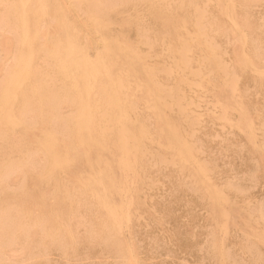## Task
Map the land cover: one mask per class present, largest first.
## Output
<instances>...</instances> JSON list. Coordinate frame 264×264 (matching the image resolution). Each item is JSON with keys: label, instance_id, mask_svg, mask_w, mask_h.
Wrapping results in <instances>:
<instances>
[{"label": "rangeland", "instance_id": "374dc122", "mask_svg": "<svg viewBox=\"0 0 264 264\" xmlns=\"http://www.w3.org/2000/svg\"><path fill=\"white\" fill-rule=\"evenodd\" d=\"M28 1V2H27ZM33 1H35V0H33ZM33 1H31V0H25V2H24V0H0V81H2V83H0V92H1V90H2V88H3V90H2V93L4 92V95L2 94V93H0V96L2 95L3 97L5 96V98H8V96L9 97H14L15 96V98H10V101L11 100H14V99H16L15 101H17V102H20L21 103V101H23V104H24V106H23V104L21 103V104H19V103H15V106H14V103H13V101H9V99L6 101L5 100V98H4V100L6 101L5 103H8V105H9V103H12V107L11 106H8L7 104H4V100H2L1 102H3V104L1 103L0 105H6V107H8L7 109H5L6 107H4V106H2V107H4V109H1L0 108V111H2V110H5V112L3 111V113L1 112V114H3L2 116H1V114H0V119L2 118L3 120L1 121L0 120V139L2 138V141L4 142V143H2V141L0 142L1 144V146H0V149H3V150H1L0 151V161L1 160H3V162H5L4 164H3V162H1L0 163V165L2 164L3 165V167H4V169H3V167L1 166L0 167V173H5L4 175L3 174H0V180H1V182H0V193L4 190V187H5V191H3V193L5 192V194L3 195V193H1L2 195H0V201L2 200L3 201V199H4V202H6V205L1 201V209L3 208V210H1L0 212V214H2V212H5L6 211V209L8 208V211H6V213L7 212H9L8 213V215L10 214V213H14V212H16L15 214H16V217H14L15 216V214H14V216H12L13 215V213L11 214V216L9 215H7L8 217H9V219H7L8 217L7 216H5L6 214L4 213L3 214V218H6V219H0V228H2V229H0L1 230V235H0V251L2 250V252H0V264H2L3 262H4V264L5 263H14V264H16V263H18V264H30L29 262L30 261H32L31 259H33L34 261H32L31 263L32 264H42V262H43V264L45 263V264H72V262H74V264H124V262H125V264H264V245H262V244H264L262 241L264 240V179H263V177L261 176V175H263L264 176V135H263V132H264V94H263V92H264V81H263V79H264V77L262 78L261 76H264V55L262 56V54H264V9H263V4H264V0H238L239 2H240V4H237L238 3V1L237 0H211V2H209L210 0H198L197 2H196V0H192V2H189V0H168V1H166V0H147V1H145L144 0V2H143V0H142V2H140V0H125L126 2H124V0H84V2H83V0L82 1H78V0H56V2L53 0H48V1H46L45 0V2H44V0L42 1V0H40V2H39V4L37 3L38 2V0L37 1H35L36 2V6H35V2H33ZM41 1H42V3H43V5H42V3H41ZM76 1V2H75ZM90 1H92V2H90ZM101 3H100V2ZM102 1H104L103 3H102ZM127 1L129 2V3H127ZM132 1V2H131ZM137 1V2H136ZM150 1V2H149ZM157 1H159L158 3H157ZM166 1V2H165ZM171 1V2H170ZM174 1V2H173ZM177 1V2H176ZM188 1V2H187ZM201 1H204V2H202L203 3V6H201L202 5V3H200ZM207 1V3H206V5H204V3ZM214 3H213V2ZM230 1V2H229ZM237 2V3H235V4H233V2ZM256 1V2H255ZM2 2H3V4H2ZM13 2V3H12ZM14 2L16 3V5H14ZM22 2V3H21ZM33 2V7H34V9L32 8V10H30L31 9V7L30 6H32V5H30L31 3ZM47 2H49V3H51L50 5H52V4H54V3H56L57 5H59L58 6V8H57V5L55 4V5H52L51 7L52 8H50V5L47 3ZM66 2V3H65ZM70 2V3H69ZM78 2H80V3H78ZM88 2H89V4H88ZM98 2V3H97ZM108 4H107V3ZM114 4H112V3ZM123 2V3H122ZM133 2H135V4L133 3ZM141 3V4H139V3ZM146 2V3H145ZM149 2V3H148ZM156 2V3H155ZM167 2H168V4H169V6H168V4H167ZM179 2H183V5L182 4H180ZM196 2V3H195ZM200 4H199V3ZM216 2V3H215ZM220 2H221V4H220ZM224 2V4L226 3V5H223L222 6V3ZM243 2V3H242ZM6 3V4H5ZM9 3V4H8ZM24 3H26L25 5L27 6H24ZM27 3H30L29 4V7H28V4ZM75 3V4H74ZM105 3V4H104ZM109 3H110V6H109ZM118 3V4H117ZM122 3V5H119V4H121ZM126 3V4H125ZM133 4V5H131V4ZM139 5H138V4ZM148 3V4H147ZM160 3V4H159ZM162 3V4H161ZM164 3H165V5H164ZM173 3V4H172ZM176 3V4H175ZM179 3V7L177 6V4ZM193 3V4H192ZM209 3V4H208ZM228 3V4H227ZM229 3H230V6H229ZM233 5H232V4ZM247 3V4H246ZM251 3V5H249ZM252 3H253V5H252ZM254 3H256V4H254ZM261 4V6L259 5V4ZM61 4V5H60ZM74 4V5H73ZM80 4H81V6H80ZM84 4V5H83ZM87 4V5H86ZM95 4V5H94ZM111 4H112V6H111ZM128 4V5H127ZM144 4V5H143ZM147 4V5H146ZM152 4V5H151ZM192 5V7H194V8H192L190 5ZM197 6H196V5ZM198 4H199V6H198ZM237 4V5H236ZM243 4H245V5H243ZM8 5H10V6H8ZM37 5H39V6H43L45 9H43V7H40V9L43 11V12H41V11H39L40 9L39 8H37L38 6ZM47 5V6H46ZM48 5H49V8H47L48 7ZM86 5V6H85ZM90 5H92V6H90ZM167 5V6H166ZM171 5V6H170ZM175 5V6H174ZM181 5H182V7H181ZM208 5V6H207ZM214 5H215V7H214ZM219 5L221 6V7H219ZM239 5H242V6H239ZM256 5V6H255ZM1 6H4V7H1ZM16 6V7H15ZM18 6V7H17ZM46 6V7H45ZM60 6H62V7H60ZM66 6V7H65ZM74 6V7H73ZM78 6V9L76 8ZM94 6H95V8H94ZM96 6H98V8L96 7ZM105 6H106V8H105ZM107 6H109V7H107ZM117 6H118V8H117ZM119 6H121V7H123V6H125V7H123L122 9H120V11H122V10H124V11H122V12H125V13H120V11H119ZM136 6V7H135ZM138 6V7H137ZM148 6V7H147ZM195 6L197 7V9H195ZM231 8V9H233L232 11L229 9L228 10V8L229 7ZM233 8H232V7ZM236 6H237V8H236ZM248 8H247V7ZM259 6V7H258ZM263 6V7H262ZM20 7H22V9L23 10H19L20 9ZM38 9H36V8ZM54 7V8H53ZM55 7L57 8V12H54L53 13V11H55L56 9H55ZM73 7V8H72ZM85 7V8H84ZM100 7V8H99ZM115 8V10H113L114 8ZM129 7V8H128ZM133 7V8H132ZM135 7V8H134ZM140 7V8H139ZM174 7H177V8H174ZM186 7H189V10H188V8L186 9ZM223 7V8H222ZM242 9H241V8ZM246 7V8H245ZM250 7V8H249ZM4 8V9H3ZM7 8V9H6ZM16 8V11H14V9ZM26 8H28V9H26ZM30 8V9H29ZM64 8V9H63ZM67 8V9H66ZM72 8V9H71ZM80 8V9H79ZM97 8V15L99 14V12H100V15L101 16H104V17H100L99 19H101L102 21H99V19H98V17H99V15L97 16V17H92V12L95 14V16H96V13H95V9ZM104 8V9H103ZM107 8L109 9V10H107ZM147 8V9H146ZM150 8V9H149ZM154 8H158V10L156 11V12H153L152 11V9H154ZM162 9V10H160V9ZM201 8V9H200ZM204 8V9H203ZM207 8V9H206ZM208 8H209V10H208ZM216 8V9H215ZM218 8V9H217ZM221 8V9H220ZM225 8H227V9H225ZM236 8V9H235ZM239 8H240V10H239ZM259 8V9H258ZM25 9V10H24ZM48 9H50L51 11H52V13L50 14V10H48ZM76 9V10H75ZM88 9V10H87ZM94 9V10H93ZM100 9V10H99ZM102 9H103V11L104 12H102ZM141 9V11H139ZM164 9V10H163ZM176 9H178L177 10V12H176ZM193 9L196 11H194V13L195 14H193L192 12H193ZM199 9H200V11H199ZM203 9V10H202ZM210 9L212 10V11H210ZM226 11H225V10ZM246 9H248L247 11H246ZM249 9H251V10H249ZM10 10H11V12H10ZM45 10H47L46 12L47 13H45ZM79 10H81V11H79ZM111 10V12H109ZM118 10V11H117ZM127 12H126V11ZM134 11V12H132V11ZM175 10V11H174ZM203 12H202V11ZM217 10H219V11H217ZM222 10V11H221ZM236 10H237V12H236ZM242 10V11H241ZM18 11V12H17ZM20 11H22V12H20ZM30 11H31V13H30ZM35 11H37V12H39L38 14H37V12H35ZM59 11H60V13H59ZM64 11H66V13L64 12ZM86 11V12H85ZM88 11V12H87ZM112 11H113V13H112ZM116 11V12H115ZM131 11V12H130ZM145 11V12H144ZM149 11H151V13L149 12ZM192 11V12H191ZM198 11V12H197ZM205 11V12H204ZM207 11H208V13H207ZM226 12L225 14H224V12ZM230 12V14H229V12ZM241 11V12H240ZM252 11V12H251ZM263 12V14H262V12ZM40 12H41V16L43 15V18L41 17V16H39V14H40ZM68 12V13H67ZM79 12V13H78ZM101 12H102V14H101ZM106 12H107V14H106ZM140 12V13H139ZM147 12V13H146ZM152 12H153V17L151 16L152 15ZM163 12H165L166 14H165V16L167 17V20L165 21V23H161V22H159V19L162 17V14H163ZM168 12V13H167ZM180 12V13H179ZM214 12V13H213ZM220 12H221V14H220ZM228 12V13H227ZM232 12L235 14V16H233L232 15ZM244 12V14H242ZM249 12V13H248ZM7 13H9V14H7ZM11 13H12V15L13 16H11ZM21 13H23V14H21ZM33 13L35 14V16L33 15ZM63 13V14H62ZM75 13V14H74ZM88 13H90V14H88ZM112 13V14H111ZM117 15H116V14ZM120 13V14H119ZM126 13H128V14H126ZM136 13H138L137 15H136ZM144 13V14H143ZM193 15H192V14ZM197 13H200L199 14V16L201 15V18H197ZM216 13H218V14H216ZM239 15H238V14ZM4 14V15H3ZM26 14V15H25ZM29 14V15H28ZM30 14H31V16H30ZM63 15V16H61V15ZM68 14H69V16H68ZM82 14V15H81ZM85 14V15H84ZM94 14H93V16H94ZM115 14V15H114ZM123 16H122V15ZM134 14V15H133ZM151 14V15H150ZM173 14V15H172ZM188 14V15H187ZM204 14V15H203ZM256 14H257V16H256ZM5 15H7L9 18H8V20H7V17L5 16ZM17 15V16H16ZM18 15H19V17H20V15H21V19H20V21H22V16H23V19H24V16H27L28 18H30V24H27L26 25V27H25V30H23L24 28H20V25H21V27H24L25 25H24V21H22V24H23V26H22V24L20 23V21L18 20L19 19V17H18ZM33 15V16H32ZM36 15H38L37 17H36ZM51 17H50V16ZM54 15V16H53ZM59 15V17L57 18V17H55V16H58ZM74 15H75V17H74ZM106 15V16H105ZM111 15V16H110ZM113 15V16H112ZM147 15V16H146ZM159 15V16H158ZM185 16V17H182V16ZM192 15V16H191ZM195 15V17L196 18H194L193 16ZM210 15V16H209ZM211 15L213 16L212 18H211ZM214 15H216L217 16V18H216V16H214ZM226 16V18H225V16ZM228 15H230V16H232L231 18H230V16H228ZM237 15L239 16V17H237ZM247 15V16H246ZM11 16V17H10ZM61 16V17H60ZM66 16V17H65ZM85 16V17H84ZM88 16L90 17L89 19H94L93 21L94 22H98V23H100L98 26L100 27V30L98 29V27L97 28H91V26H89L87 23L89 22V19H88ZM119 19V20H117V18ZM127 16V17H126ZM133 16V17H132ZM136 16V17H135ZM139 17V19H138V17ZM142 16V17H141ZM144 16V17H143ZM198 16V17H199ZM202 16H203V18H202ZM205 16H207L208 18H206ZM241 16V17H240ZM244 16V17H243ZM18 17V18H17ZM38 18L39 20H38V24H37V22H35V21H37L36 19H34V18ZM41 17V18H40ZM46 17L48 18V19H50V20H52L51 22H50V20H48V19H46ZM81 17V18H80ZM85 18V21H83L84 19L83 18ZM106 17V18H105ZM122 17H124V18H122ZM126 17V18H125ZM132 17V18H131ZM148 17L151 19H148ZM249 18L248 20V22H250V23H247L246 21H244L245 19H243V18ZM251 17V18H250ZM2 18H4V19H2ZM12 18V19H11ZM63 20H61V19ZM71 18V19H70ZM75 18H78L77 20L75 19ZM104 18V19H103ZM109 18V21H110V27H107L108 26V24H109V21L107 20V21H105L106 19H108ZM128 18V20H126ZM130 18V19H129ZM134 18V19H133ZM138 20H140V21H138ZM142 18H146L145 19V21L146 22H144V19H142ZM184 18H185V20H184ZM193 18V19H192ZM232 18H234L233 20H232ZM256 18V19H255ZM6 19V20H5ZM9 19H11V21H9ZM13 19H14V21H13ZM57 19V20H56ZM65 19V20H64ZM83 19V20H82ZM112 19H113V21H112ZM181 19H182V21H181ZM188 19H190V20H188ZM192 19V20H191ZM194 19H196V20H194ZM200 19H202V21L204 20L205 21V24L200 20ZM208 21H207V20ZM211 21H210V20ZM216 19L219 21V19L221 20V21H216ZM222 19H225V20H222ZM258 19V24H257V22H256V20ZM16 20V21H15ZM18 20V21H17ZM34 20V21H33ZM55 20H56V22H55ZM80 20V21H79ZM179 20V21H178ZM242 20V21H241ZM261 22H260V21ZM3 21V22H2ZM45 21V22H44ZM59 21H60V23H59ZM64 21L66 22H70V23H68L67 24V22H66V25H67V27H66V31H68V32H65V35H64V32L62 31V28H63V25H64V28H65V23H64ZM73 21H75L74 23H73ZM80 23H78V22ZM118 21V22H117ZM120 21V22H119ZM129 21V22H128ZM157 21V22H156ZM192 21V22H191ZM195 21H197L196 22V24H195ZM200 21H201V23H200ZM213 21V22H212ZM236 21V22H235ZM255 21V22H254ZM8 22H10L11 24H8ZM19 23L18 24V26H17V24L16 23ZM54 22V23H53ZM59 24H58V23ZM64 24H63V23ZM84 22H85V24H84ZM101 22H104V23H102V25H101ZM116 22V23H115ZM141 22V23H144V24H139V23ZM153 22H155V23H153ZM173 22V23H172ZM194 22V23H193ZM208 22H209V25H208ZM224 22H227V23H224ZM244 22H246V24L244 23ZM254 22V23H253ZM6 23V24H5ZM34 23V24H33ZM44 23V24H43ZM48 23V25H46L45 26V24H47ZM50 23V24H49ZM72 23H73V25H75V26H73L72 25ZM97 23V24H98ZM106 23V24H105ZM108 23V24H107ZM111 23H112V25H114V23H115V25H116V27H112V25H111ZM136 23H138L137 25H139L138 27L135 25ZM151 23H152V25H151ZM200 23V24H199ZM206 23H207V25H206ZM213 23H215V26H214V24ZM219 24V26H218V24ZM226 24V27H225V25L224 24ZM8 24V25H7ZM12 24H14V26H16V27H14ZM37 24V25H36ZM43 24V25H42ZM57 24H58V26H57ZM60 24H62V25H60ZM71 24V25H70ZM131 24H133V25H131ZM146 24V25H145ZM147 24H149V25H147ZM213 24V25H212ZM241 24V25H240ZM249 24H250V27H248L247 28V26H249ZM10 25V26H9ZM34 25H36V27L34 26ZM49 25H50V27H49ZM54 25V26H53ZM82 26L81 28L79 27V26ZM84 25H86V26H84ZM107 25V26H106ZM142 25H144V26H142ZM154 25H156V27L154 26ZM157 25H158V27H157ZM183 25V26H182ZM218 27H217V26ZM224 25V26H223ZM243 25V26H242ZM256 25V27H254ZM6 26V27H5ZM11 26H12V28H11ZM32 26H33V28H32ZM38 26V27H37ZM42 26V28H40ZM43 26H45L46 28H44ZM47 26H48V28H47ZM53 26V27H52ZM102 26H105V27H102ZM117 26H119V28L117 27ZM133 27V30H132V27ZM142 26V27H141ZM148 27V28H146V27ZM149 26H150V28H151V30L152 31H150L149 29ZM154 26V27H153ZM210 28V30H208L209 28ZM213 26V27H212ZM229 26V27H228ZM230 26H231V28H233L234 30H235V33H233L234 31L233 30H231V32L233 33L232 35H231V32H230ZM234 26V27H233ZM258 26V27H257ZM20 29H19V28ZM29 27L31 28V29H29ZM56 27H58V29L56 28ZM69 27V28H68ZM73 29H72V28ZM81 29H79V28ZM87 27V28H86ZM91 29H90V28ZM104 28V29H102V28ZM107 27V28H106ZM134 27H135V29H134ZM146 29H145V28ZM162 27V28H161ZM176 28V27H178V28H176L175 30H176V32H175V30H173L174 28ZM180 27V28H179ZM186 27V28H185ZM214 27H216V29L214 28ZM220 27V28H219ZM222 27V28H221ZM230 28V29H228V28ZM239 27H240V29L241 30H238V32H237V29H239ZM243 27H245V28H243ZM252 27H254V29L252 28ZM7 28V29H6ZM10 28V29H9ZM15 28V29H14ZM35 28V29H34ZM37 28V29H36ZM55 30H54V29ZM59 28H60V31H58L59 30ZM63 28V29H64ZM76 28H78V29H76ZM89 28V29H88ZM109 28V29H108ZM140 28H141V31H140ZM152 28H154V30H157V31H154ZM171 28V31L169 30ZM196 28V29H195ZM206 28V29H205ZM225 28H227V30H225ZM259 28V29H258ZM262 29V31H259V30H261ZM19 29V30H18ZM30 30L27 34H26V32H27V30ZM36 31H34V30ZM38 29L40 30V31H38ZM51 29V30H50ZM98 31H100V32H98ZM107 29V30H106ZM124 29H126V30H124ZM137 29H139V30H137ZM145 29V30H144ZM184 29V30H183ZM185 29L187 30L186 32H188L189 31V33H191L190 35H189V33H186L185 32ZM192 29V30H191ZM221 29H224V31L223 30H221ZM245 29V30H244ZM247 29V30H246ZM255 29H256V31H255ZM12 30V31H11ZM17 30V31H16ZM75 30V31H74ZM77 30V31H76ZM93 30V31H92ZM115 30V31H114ZM119 30V31H118ZM121 30V31H120ZM144 30V31H143ZM159 30V31H158ZM165 30H167L168 32H170L169 34L165 31ZM178 30V31H177ZM195 30V31H194ZM206 30H208V31H206ZM213 30V31H212ZM244 30V31H243ZM248 30L250 31V32H252V30H253V34H251L250 32H248ZM22 31V32H21ZM34 32V33H32V32ZM47 31V32H46ZM71 31V32H70ZM79 31V32H78ZM84 31V32H83ZM86 31V32H85ZM107 31V32H106ZM122 31H124V32H122ZM129 31V32H128ZM135 31H137V32H135ZM146 31V32H145ZM163 31H164V33H163ZM182 31H183V33H182ZM239 31H241V34H242V36H244V37H242L241 36V34H239L240 32ZM18 32V33H17ZM38 32V33H37ZM39 32H41V33H39ZM43 32V33H42ZM46 32V33H45ZM77 32V33H76ZM90 32V33H89ZM98 32V33H97ZM111 32H112V34H111ZM142 33V35H141V33ZM152 33V35H151V33ZM153 32H157V33H155L156 35L154 36L153 34ZM159 32V33H158ZM185 32V33H184ZM208 32H210L209 33V36H208ZM19 33H21L22 34V36H23V38H24V40H22L23 38H22V36L20 37V34ZM30 33V34H29ZM74 33H75V35H74ZM80 33V34H79ZM86 33H87V35L88 34H90V35H86ZM107 33V34H106ZM114 33H117V36L114 34ZM119 33L121 34V35H119ZM126 35V33H127V35L126 36H124V34ZM129 33V34H128ZM161 33H163V34H161ZM177 33V34H176ZM180 33H182V34H180ZM194 33H195V35H194ZM198 33H199V35H198ZM212 33V34H211ZM216 33H218V34H216ZM226 33V34H225ZM238 33V34H237ZM248 35H247V34ZM14 34V35H13ZM24 34V35H23ZM33 34V35H32ZM34 34H37L36 36L34 35ZM39 34V35H38ZM40 34H43V35H40ZM47 34V35H46ZM92 34V35H91ZM95 34V35H94ZM96 34H97V36H96ZM143 34H145L146 36L144 37V35ZM159 36H158V35ZM169 35V36H166V35ZM184 34V35H183ZM186 34V35H185ZM204 37H201V35ZM207 36H206V35ZM214 34H215V36H214ZM235 34V35H234ZM236 34H237V36H236ZM26 35V36H25ZM28 35V36H27ZM45 35H46V37L47 38H44L45 37ZM49 35V36H48ZM54 35H55V38H54ZM61 35V36H60ZM82 35V36H81ZM101 35H103L102 37H101ZM104 35H105V37H104ZM134 35H137V36H135L136 37V39L134 38ZM182 37H181V36ZM205 35V36H204ZM214 37H213V36ZM217 35H218V38H217ZM225 35H226V37H225ZM234 35V36H233ZM41 38H40V37ZM58 37V39H57V37ZM68 36H69V40H68ZM79 36V37H78ZM92 37V39L90 38V37ZM97 37V39H96V37ZM101 38H99V37ZM116 36V39H114V37ZM133 37V38H131V37ZM139 36V37H138ZM150 36V37H149ZM157 36V37H156ZM161 36V37H160ZM179 36V37H181L182 38V40L183 39H187V40H181V38H179V40H178V38L177 37ZM186 36V37H185ZM196 38H195V37ZM199 36V37H198ZM220 36H221V40H222V38H223V40L221 41V40H219L220 39ZM239 36V37H238ZM241 36V37H240ZM251 38H250V37ZM10 37V38H9ZM19 37V38H18ZM34 37H39V39L37 40L36 38H34ZM43 37V38H42ZM66 37H67V39H66ZM104 37V38H103ZM113 38V40H112V38ZM126 37V38H125ZM142 37V38H141ZM159 37V41H158V38ZM165 37H166V39L168 40V41H166V40H163V39H165ZM201 37V38H200ZM210 37V38H209ZM216 37V38H215ZM228 37H230V38H228ZM235 37H236V39H235ZM238 37V38H237ZM249 39H248V38ZM256 37V38H255ZM18 38V39H17ZM27 40H26V39ZM32 38H34V39H32ZM52 38V39H51ZM62 38V39H61ZM77 38H80L81 40L80 41H77V40H79V39H77ZM88 38V39H87ZM143 38H146V39H143ZM153 38H156L157 39V42H155L156 41V39H153ZM160 38H162V40H160ZM171 38V39H170ZM189 38H191L190 40H189ZM193 38H195V39H193ZM199 38V39H198ZM208 38V39H207ZM242 38H243V40H242ZM255 38V39H254ZM22 41H21V40ZM43 39V40H42ZM55 39V40H54ZM61 39V40H60ZM66 40V41H68V42H66V41H64V40ZM73 39V40H72ZM102 39H105L106 41L107 40H109L110 42L112 41V42H116L117 43V41H118V45H119V47H121L122 48V50L124 51V49H125V52L127 51L128 52V50H130V49H132V53L134 54H132L130 51H129V53H128V55H132L133 57H135V59H136V62L138 63V61L137 60H139V63H138V72L137 71H133V72H137L138 74H136L135 75V73H133L131 70H129L128 69V65L127 64H124V62H122V60H120L121 58H123V56H121V57H119V60H118V62H116V64H111V67H110V73L112 72L114 75H117V74H123V77H121L120 78V80H118V84L121 86V87H119L118 86V88L120 89V88H122V89H120V90H122L124 93H126L125 95H124V99L126 100V103H128V105H131V106H129V108L130 109H132V110H130V109H128V111H127V113L129 114V116H128V114L126 113V111L124 112V113H126L127 115H125L124 113H122L121 115H120V113H119V116L120 117H122V115H124L123 117H125V119H128L129 117V119H131L132 118V120H131V122L133 121V125H134V128H135V132H132V137L135 139L133 142L131 141V140H133L132 139V137H130L129 135V138H131V140L129 139V141L127 142V140H126V138H125V141L123 140L122 142H123V144L121 143V141L120 142H118L117 143V145H121L120 146V148H118V149H120L119 151L117 150V148H114V147H116V143L115 144H111L112 146H110V144H108V146H107V148H108V150H107V148L105 149V153H104V150L101 152V157H100V161H99V157H97L98 159H97V164H93V163H96L95 162V160H96V157L95 156H98L97 154H99V153H95V152H92L91 154H90V156H89V158L92 160H89V158H86L85 157V159H83V157H80V159H79V156L78 155H81L80 153H78V152H81L82 153V151H79V150H81V148H79V150L78 149H76V148H74V141L72 140V138H71V135L69 134L70 132H71V123L73 124L76 120V118H77V116H78V109H77V107H76V109H75V103L73 102V96L72 95H69L66 91V89H65V92H62V93H60L61 91H63V87H61L63 84H65L64 85V88H66V85H68L67 83H65V79H63L64 78V76L63 75H61V74H63L61 71H59L60 69H57L56 68V66H54L53 67V65H57V67L59 68V63H58V60L56 61V63H55V61L52 59L53 58V56H54V54H56V55H61L60 56V58L63 56V57H69V58H71V57H74L75 56V54H73V52L72 53H69L68 52V50L67 49H69L71 46H73V47H76L77 48V46L80 48V50H82L83 51V53H84V50H87L88 49V51H86V53H87V55L88 56H90V57H88L85 53V55L88 57V58H94L93 57V55H94V51H96L97 52V50H98V46L96 45V43H94V42H97V44H99V40L101 41ZM127 39V40H126ZM138 39V40H137ZM143 41H142V40ZM149 40V43H148V40ZM193 39V40H192ZM198 39V40H197ZM204 39V40H203ZM211 39V41H210V43H209V40ZM213 39V40H212ZM231 39V40H230ZM234 41H233V40ZM3 40V41H2ZM19 40H20V42H19ZM28 40H29V42H30V40H34V41H31L30 43L28 42ZM44 42H42V41ZM49 40V41H48ZM59 42H58V41ZM65 42H63V41ZM75 40V41H74ZM84 40V41H83ZM92 40H95V41H93V43H92ZM96 40H98V41H96ZM117 40V41H116ZM152 40V41H151ZM201 40H202V42H201ZM208 40V41H207ZM228 40H230V41H228ZM236 40H238V42L236 41ZM247 40H249L250 42H252L249 46H248V44H249V42L247 41ZM23 41H24V43H23ZM26 41V42H25ZM48 41V42H47ZM72 41H74V43L72 42ZM85 42L86 41V43H82V42ZM137 43H141L142 45H140V44H137ZM138 41H140V42H138ZM145 41V42H144ZM165 41V42H164ZM178 41V42H177ZM187 43H186V42ZM194 41V42H193ZM199 41V42H198ZM218 41V42H217ZM219 41H220V44H219ZM225 41H226V43H225ZM233 41V42H232ZM242 41H244V42H242ZM38 42H42V43H39V45H37L38 44ZM46 42L47 43H51V42H56V43H51L50 45H48V44H46ZM75 42H76V44H75ZM120 42V43H119ZM147 42V43H146ZM151 42V43H150ZM155 42V43H154ZM161 42H163V44L161 43ZM198 42L199 43V45H201V43H202V45L201 46H203V44L205 45V46H203V48L201 47V46H199L198 45V43L196 44V43ZM258 42V43H257ZM19 43H22V45L23 46H25L26 44V47H25V49L27 48V46H28V44H30L28 47H29V49H28V51L31 53L30 55H29V53H28V51H26V54L28 53V56H29V58H28V61H27V63H23V62H25V60L27 59L26 57H28L27 55H24L25 53H23V51L25 50H23L22 49V52L21 51H19L20 49V47L22 48V45L21 44H19ZM26 43V44H25ZM33 43V44H32ZM36 43V44H35ZM62 43H64V44H62ZM78 43V44H77ZM80 43V44H79ZM145 43V45H143ZM159 43V44H158ZM192 43H195L194 44V46H193V44ZM206 43V44H205ZM212 43H213V45H212ZM227 43H229V44H227ZM234 43H235V45H234ZM240 43H242V44H240ZM244 43V44H243ZM246 43H247V46H246ZM253 43L255 44V45H253ZM17 44H19L20 46L18 47V45ZM25 44V45H24ZM41 44H42V46H41ZM52 44H54V45H52ZM60 44V47L61 46H63V48H62V50H60L61 48L60 47H57L58 45ZM62 44V45H61ZM66 44H68V45H66ZM74 44V45H73ZM88 44H89V47H90V49H89V47H88ZM93 44V45H92ZM123 44H124V47H123ZM135 44V45H134ZM149 44V45H148ZM152 44H154L153 45V47L151 46ZM156 44V45H155ZM158 44V45H157ZM169 45V48H168V46L166 47V45ZM180 44V45H179ZM188 45L189 46V48H188V46H186V45ZM191 44H192V47H195L196 49L194 50L193 48H191ZM208 44V45H207ZM225 44V45H224ZM33 45V47L31 48L30 46H32ZM53 47H52V46ZM64 45H65V47H64ZM70 45V46H69ZM84 45V46H83ZM126 45V46H125ZM147 45V46H146ZM160 45V46H159ZM179 45V46H178ZM182 45V46H181ZM198 45V46H197ZM220 45H223V46H226V47H223V46H220ZM238 45H241L240 46V48L242 49V51L240 50V48H239V46ZM260 45V46H259ZM262 45V46H261ZM38 48V46H39V48L37 49L36 47ZM81 46V47H80ZM97 47V48H95V47ZM138 46V48H134V47H137ZM142 46H144V47H142ZM151 47V49L150 48H148V47ZM155 46V47H154ZM156 46H158V47H156ZM161 46H163L162 48H160ZM207 46H209V47H207ZM211 46V47H210ZM217 46H219V47H217ZM229 46V47H228ZM245 46V47H244ZM51 47H52V50H51ZM66 47H67V49H66ZM84 47V48H83ZM87 49H86V48ZM166 47V48H165ZM183 47V48H182ZM205 47H207V48H209V49H207V48H205ZM213 47V50L211 49ZM214 47H215V49H214ZM255 48V50L256 49H259V51L256 53L255 52V50L254 49H252V48ZM12 48V50H11V52H10V49ZM24 48V47H23ZM34 48V49H33ZM36 48V49H35ZM41 48V49H40ZM59 48V49H58ZM124 48V49H123ZM153 48V49H152ZM155 48H157V49H155ZM159 48V49H158ZM168 48V49H167ZM173 48V49H172ZM185 48L187 49V51L185 50ZM201 49V51H199V52H197L198 51V49ZM231 48V49H230ZM238 48V49H237ZM249 48V49H248ZM30 49L32 50V51H30ZM43 49V50H42ZM56 49H57V51H56ZM64 49V50H63ZM84 49V50H83ZM120 49V48H119ZM138 49V50H137ZM140 49V50H139ZM144 49H145V51H147L148 49H150L149 51H147L146 53L149 55H147L145 52H144ZM163 51H162V50ZM167 49V50H166ZM169 49H170V51H169ZM182 49H184L183 51H182ZM219 49V50H218ZM223 49V50H222ZM244 49L246 50H248V52H247V50L246 51H244ZM261 49V50H260ZM14 50H16V53H15V51ZM27 50V49H26ZM33 50H35V51H33ZM41 51L43 54H41V52H37V51ZM47 50V51H46ZM48 50H49V52H48ZM76 52H77V50L76 49H74ZM79 50V49H78ZM79 50V51H80ZM137 50V51H136ZM158 50H160L159 52H158ZM176 50H181L180 52L182 53V57H185V59L186 58H188L189 59V61H188V59H183L182 57V59L180 58V55H178L180 52H178V51H176ZM189 50H191L190 52H188ZM197 50V51H196ZM214 50H215V52H214ZM220 50H221V53H220ZM250 50V51H249ZM252 50H253V52H252ZM19 51V52H18ZM60 51V52H59ZM72 51H73V48H72ZM74 51V52H75ZM134 51V52H133ZM139 51H141V52H139ZM152 51H154V52H152ZM166 53H165V52ZM202 51H204L203 53H202ZM207 51V52H206ZM212 51L213 53H216V55L215 54H213L212 55V57H211V55L210 54H212V52L210 53V52ZM238 53H237V52ZM239 51H241V52H239ZM13 52V53H12ZM25 52V51H24ZM34 52H36L35 54H34ZM47 52V53H46ZM53 52V53H52ZM59 52V53H58ZM65 52L67 53V54H65ZM75 52V53H76ZM142 52H144V53H142ZM155 52H158V53H155ZM162 52V53H161ZM172 52V53H171ZM186 53V52H188V53H186L187 55L186 56H184L183 55V53ZM206 52V53H205ZM229 52V53H228ZM233 52L235 53V54H233ZM246 52H247V54H246ZM261 52H262V54H261ZM19 53L20 54H23V56L22 55H19ZM49 53V54H48ZM60 53H63V54H60ZM138 53H140V54H138ZM153 53V55H151ZM155 53V54H154ZM171 53V54H170ZM195 53H197V55L195 54ZM223 53H224V55H223ZM239 53H242V56H244L245 57V59L246 60H248L246 63H248V65L247 64H245V61L246 60H244L243 58L244 57H241V55L239 56L238 54ZM11 54V55H10ZM12 54H14V55H12ZM18 54V55H17ZM32 54H34V55H32ZM47 54V55H46ZM159 54H160V56H159ZM170 54V55H169ZM193 54H195V55H193ZM18 56V58H19V56H20V59H16V57ZM37 60H34V58L32 57V56ZM36 55H38V57L36 56ZM40 55H43V59H42V56H40ZM52 55V56H51ZM56 55L54 56V58L56 57ZM67 55V56H66ZM140 55V56H139ZM142 55H143V57H142ZM155 55V56H154ZM157 55V56H156ZM168 55H169V57H168ZM172 55H173V57H172ZM191 56V58H190V56ZM193 55V56H192ZM201 55V56H200ZM226 55V56H225ZM238 55V56H237ZM255 56V57H250V56ZM259 55V57H256V56H258ZM261 55V56H260ZM24 56H26V57H24ZM37 58H36V57ZM40 56V57H39ZM45 56V57H44ZM95 56V55H94ZM145 56H146V58H145ZM147 56H148V58H150V59H148L147 58ZM165 56H167L168 58H166ZM200 56V57H199ZM208 56V57H207ZM219 56V57H218ZM238 58H237V57ZM13 57H14V59H13ZM31 57H32V59H33V61H32V59H31ZM47 57H49V58H51V59H49V58H47ZM62 57V58H63ZM152 57V58H151ZM195 57H199L198 59L197 58H195ZM215 57H218V58H215ZM263 57V58H262ZM23 58V59H22ZM38 58H40V59H38ZM47 58V59H46ZM68 58V59H69ZM141 60H140V59ZM154 58H156V59H154ZM159 58V59H158ZM171 58H173V59H171ZM177 58V59H176ZM200 58H201V60H200ZM209 58V59H208ZM211 58V59H210ZM215 58V60L217 61L218 60V62L216 63V61L214 60L213 61V59ZM231 58V59H230ZM253 58H256L257 59V61H255L256 59H254V61H253ZM260 58H261V60H260ZM25 59V60H24ZM49 59V60H48ZM147 59V60H146ZM152 59V60H151ZM162 59H164V60H162ZM166 59V60H165ZM169 59V60H168ZM181 59V60H180ZM229 59V60H228ZM241 61V62H243L242 60H244V62L242 63V65L244 66H241V62L239 63V60ZM14 60V61H13ZM18 62H17V61ZM20 60V61H19ZM24 60V61H23ZM39 60V61H38ZM42 60V61H41ZM46 60V61H45ZM50 61V63L48 62V61ZM73 60V59H72ZM142 60H144L145 62H146V65H147V69H148V72H147V74L145 73V75H144V72L142 71V68H143V64H142ZM150 62H149V61ZM157 60V61H156ZM162 60V61H161ZM167 60L170 62H167ZM176 60V61H175ZM185 60V61H184ZM196 60H197V62H196ZM258 60H260V61H258ZM12 61H13V63L15 64V66H13V63H12ZM29 61H31V62H29ZM44 61H45V64H44ZM141 61V62H140ZM154 61V62H153ZM172 61H173V64H171L172 63ZM179 61H181V62H179ZM188 63H187V62ZM192 61H194V62H192ZM202 61V64H199V62H201ZM207 61H209V66L207 65ZM221 61V62H220ZM223 61V62H222ZM238 61V62H237ZM250 61H253L252 63L250 62ZM21 62H22V65H23V68L25 69V66H24V64H27L28 65V67H27V65H26V73H27V75L29 76H27V79L26 78H24L25 77V72H23V74H24V77H23V75H22V77H23V80H25L26 79V82H23L22 81V83L23 84H21V77L19 76V75H16V76H14L15 75V73L16 72H14L15 71V69H16V71H18L19 70V67L17 68V66L20 64L21 65ZM36 62V63H35ZM37 62H38V64H37ZM43 62V63H42ZM51 62H52V64H51ZM54 62V63H53ZM174 62H176V64H174ZM191 62V63H190ZM260 62H263V63H261L260 64ZM17 63H19L18 65H17ZM32 63V65H30ZM47 63V64H46ZM147 63H149V64H147ZM161 63H163V67L165 66V68H168V71H166V70H164V68L162 67V64ZM179 63H181V64H183L184 66H185V68H182L183 66L182 65H180ZM184 63H186V64H184ZM195 63V64H194ZM222 63V64H221ZM251 63V64H250ZM253 63H255V64H253ZM37 64V65H36ZM50 66H49V65ZM158 64H160L161 66H159ZM165 64V65H164ZM189 64L191 65V67L189 66ZM198 64V65H197ZM213 64V65H212ZM217 65V64H219V65H222L223 66V69H221V67L222 66H219V65H217V67L215 66V65ZM231 64V65H230ZM237 64L239 65V67L237 66ZM257 64H259V65H257ZM263 64V65H262ZM127 65V66H126ZM158 65V66H157ZM173 65H175V66H173ZM177 65V66H176ZM250 65V66H249ZM259 66V67H257V66ZM29 66H31V68L32 67H36L35 69L37 70V68H39L37 71H35V69H31V70H29ZM38 66V67H37ZM45 66H48V67H46L45 68ZM122 66V67H121ZM152 66V67H151ZM154 66V67H153ZM167 66V67H166ZM169 66V67H168ZM188 66V67H187ZM199 66H200V68H199ZM203 66V67H202ZM230 66V67H229ZM234 66V67H233ZM240 66H241V68H240ZM246 66H248V68L246 67ZM254 66H256V67H254ZM262 66V68L260 69V67ZM13 67V68H12ZM43 67V68H42ZM127 67V68H126ZM151 67V68H150ZM163 69H162V68ZM172 69H171V68ZM175 67H177L176 69H175ZM193 67H195L196 69H198V70H200V73H198L199 74V76H198V74L197 73H195V74H193L194 72L192 71V70H196L195 68H193ZM206 67V68H205ZM219 67V68H218ZM227 67H229V69L227 68ZM237 71H235L233 68ZM10 68H12V69H10ZM21 68H22V66H21ZM21 69V71L19 70L18 72H22V70H24V69ZM45 68V69H44ZM121 69V70H119V69ZM169 68L171 69V70H169ZM182 68V69H181ZM187 68H188V70H187ZM203 68V69H202ZM206 70H205V69ZM215 68V72H214V70H211V69H214ZM217 68V69H216ZM224 68H226L225 70H224ZM239 68V69H238ZM242 68H243V70H242ZM255 70H257L256 72H257V74H256V72L254 71V69ZM40 69H41V71H40ZM43 69V70H42ZM47 69V70H46ZM57 69V71H59V73L61 72V74H59L57 71L56 72H53V71H55ZM122 69H123V71H122ZM174 69V70H173ZM189 69H190V73L192 72V75H190V73H189ZM210 69V70H209ZM219 69V70H218ZM233 69V70H232ZM238 69V70H237ZM240 69H241V71H243V72H241L240 71ZM244 69H246V70H244ZM249 69H251V70H249ZM13 70V71H12ZM34 70V71H33ZM48 71V73L47 72H43V71ZM53 70V71H52ZM120 72H119V71ZM126 70V71H125ZM128 70V71H127ZM157 70V71H156ZM164 70V71H163ZM177 70V71H176ZM184 70H186L187 71V73H189V76H186L187 74H186V71H184ZM197 70V71H198ZM207 70H209V71H207ZM220 70H222V71H220ZM224 70V71H223ZM230 70H231V72H230ZM253 70V71H252ZM12 73H11V72ZM40 71V72H39ZM117 71V72H116ZM181 71V72H180ZM183 71V72H182ZM197 71H195V72H197ZM201 71H202V74H201ZM220 71V72H219ZM226 71V72H225ZM239 71V72H238ZM250 71V72H249ZM262 73H261V72ZM6 72H7V74H8V77H7V75H6ZM31 72H33V75H32V73ZM34 72H37V74L39 73L40 74V76H39V74L37 75V74H35ZM42 72V73H41ZM130 72V73H129ZM169 72V73H168ZM179 72V73H178ZM208 72V73H207ZM226 74V75H224L223 76V74ZM231 73V75L229 76V79L228 80H225V76H227L228 77V75H229V73ZM241 72V73H240ZM248 72V73H247ZM3 73V74H2ZM54 73V74H53ZM56 73H58V74H56ZM133 73V74H132ZM142 73H143V75H142ZM161 73V74H160ZM163 73V74H162ZM219 73V74H218ZM240 73V74H239ZM243 73H244V75H243ZM254 73V75H252V74ZM260 73V74H259ZM16 74H19V73H16ZM31 74V75H30ZM44 74H45V78H44ZM48 74V75H47ZM51 74V75H50ZM53 74V75H52ZM131 75V77H130V75ZM152 74H154V75H152ZM157 74V75H156ZM165 74V75H164ZM169 74V76L167 77V75ZM178 74V75H177ZM185 74V75H184ZM209 74V75H208ZM213 74H215V76L213 75ZM250 74V75H249ZM260 75V76H256V75ZM262 74V75H261ZM5 75V76H4ZM42 75H43V78L41 79L40 77H42ZM49 75H50V78H49ZM124 75H125V77H129V79L128 78H125L124 77ZM126 75H129V76H126ZM135 77H133V76ZM147 75V76H146ZM164 75V76H163ZM172 75V76H171ZM181 75H183V76H181ZM208 75V76H207ZM212 75V76H211ZM217 75V76H216ZM236 75H237V77H236ZM240 75V76H239ZM254 76L253 78H254V81H251V79H249L248 77H252V76ZM33 76V78H31ZM48 76V77H47ZM52 76V77H51ZM57 76V77H56ZM59 76H61V79H60V77ZM153 76V77H152ZM156 76V77H155ZM184 77V78H182V79H184V80H181V77ZM206 76V77H205ZM212 77V80L210 81V78ZM214 76V77H213ZM218 76H220V77H218ZM245 76V77H244ZM9 77H10V79H9ZM13 77V78H12ZM15 77H17L16 78V80H18L19 82V85H18V83H17V81L16 80H14L15 79ZM34 77H36L35 79H37V81L35 82V79H34ZM53 77H55V79L53 78ZM114 77V76H113ZM141 77V78H140ZM143 77V78H142ZM160 79H159V78ZM171 77V78H170ZM173 77V78H172ZM187 77V78H186ZM192 77V78H191ZM202 77V78H201ZM217 77H218V79H217ZM225 77V78H224ZM256 77V78H255ZM259 79H258V78ZM4 78H6V79H4ZM7 78H8V80H9V84L7 83L8 81H7ZM38 78H39V80H38ZM57 78H59V79H57ZM198 78V79H197ZM199 78H201V80L199 81ZM205 78V79H204ZM235 78V79H234ZM245 78V79H244ZM2 79V80H1ZM14 80V81H12V80ZM32 79H34V81L32 80ZM46 79V83H44V80ZM50 79V80H49ZM148 79V80H147ZM190 81V82H188V80ZM221 79H224V80H221ZM231 79V80H230ZM234 80V83H233V80ZM258 80V81H256V80ZM262 79V80H261ZM27 80H29V81H27ZM32 80V81H31ZM41 80V81H40ZM54 80L56 81V82H54ZM58 80H61V84H60V82L58 81ZM64 80V81H63ZM123 82H122V81ZM131 80H133V81H131ZM156 80V81H155ZM171 80H172V82H171ZM186 80V81H185ZM206 80H209V81H206ZM240 80V81H239ZM247 80V81H246ZM253 80V79H252ZM16 81V82H15ZM47 81H49V83L47 82ZM66 81H68V80H66ZM139 81V82H138ZM144 81V83H140V82H143ZM158 81V82H157ZM183 81H185V82H183ZM194 81L195 82H197L199 85H197L196 83L194 84ZM219 81H221V82H219ZM230 81V82H229ZM237 81V82H236ZM249 81V82H248ZM260 81H262V82H260ZM34 82V83H33ZM40 82H43L44 83V85H47V86H45V88H43L42 89V87H44V85H43V83H40ZM51 82H54V83H51ZM58 82V83H57ZM127 82V84H125V83ZM153 82H156V83H153ZM175 82H177V83H175ZM191 82L194 84V85H192L191 84ZM205 82V83H204ZM206 82H208V83H210V82H212V83H210V85L208 84V83H206ZM222 82H224V83H222ZM244 82V83H243ZM261 83V84H259V83ZM25 83H27L28 85H25L24 86V84ZM29 83H31L32 85H34L35 86V89H33V87L34 86H32L31 84H29ZM38 83V84H37ZM122 83V84H121ZM169 83H170V85H169ZM187 83V84H186ZM192 85V86H190V84ZM214 83V88H216V89H214L213 88V86H212V84ZM218 83V84H217ZM221 83V84H220ZM227 83V84H226ZM228 83H230V84H228ZM233 83V84H232ZM236 83V84H235ZM251 83H253L252 85H251ZM53 84H54V86H53ZM124 84V85H123ZM137 85L136 87H135V85ZM145 86H144V85ZM154 84V85H153ZM174 84V85H173ZM201 84H202V86H201ZM241 84V85H240ZM245 84V85H244ZM248 84V85H247ZM255 84V85H254ZM10 85H11V88L12 87H14V89L12 88L11 90H9V88H10ZM22 85V86H21ZM29 85H31L32 86V89H31V93H32V91L35 93V95L34 94H32L35 98L34 99H32L33 98V96L31 95V93H30V91H28L27 89H29L30 90V88H31V86H29ZM38 85H41V87L40 86H38ZM144 86V88H142L143 86ZM151 85V86H150ZM186 85H188V86H186ZM203 85H205L204 87H203ZM219 85H222V87L221 86H219ZM225 85L227 86V87H225ZM237 85V86H236ZM251 85V86H250ZM258 85H260V86H258ZM8 86V87H7ZM27 86H29V87H27ZM37 86V87H36ZM49 86H51V88H53V89H51ZM57 86V87H56ZM126 86H128V87H126ZM130 86V87H129ZM134 86V87H133ZM163 86H164V88H163ZM194 86V87H193ZM195 86H196V88H195ZM199 88H198V87ZM207 86V87H206ZM210 86H212L211 87V89L209 88ZM230 86V87H229ZM231 86H233L234 87V89H231ZM256 86H257V88H256ZM27 87V88H26ZM49 87V88H48ZM59 87V88H58ZM126 87V88H125ZM154 87L156 88V89H154ZM159 87V88H158ZM170 87V89L172 88V90H170V89H168ZM190 87V88H189ZM192 87V88H191ZM201 87V88H200ZM203 87V88H202ZM206 87V88H205ZM220 87V89H217V88H219ZM224 87V88H223ZM238 89V90H241L240 92H238V90L236 89V88ZM246 87V88H245ZM262 87V88H261ZM6 88V89H5ZM26 88V89H25ZM36 88L37 89H39V91L37 90L36 92H35V90H36ZM49 90H48V89ZM128 88H130V89H128ZM149 88H151V91H150V89ZM161 88V89H160ZM174 88V89H173ZM181 88V89H180ZM187 88V89H186ZM188 88H189V90H188ZM206 90H205V89ZM208 88V89H207ZM227 88V89H226ZM245 88V89H244ZM8 89V90H7ZM18 91V93H17V91ZM23 89V91H22V93H21V90ZM25 89V90H24ZM40 89H42V93H44V92H46V93H48V92H50V94L49 95H51V93L53 92V94L51 95V96H54V97H52L53 98V100H52V98L49 96L48 97V94L46 95V94H44L43 96H41L42 94H41V91H40ZM47 89V91H45ZM54 89L57 91V92H55L54 91ZM57 89H61V91H59V90H57ZM134 89V90H133ZM141 89V90H140ZM144 91H143V90ZM146 89H148V90H146ZM160 89V90H159ZM203 90V91H200V90ZM211 91H210V90ZM251 89V91H249ZM263 89V90H262ZM15 90V91H14ZM26 90H27V93L26 94H28L29 93V95L27 96V97H29V98H26L25 99V97L23 96V95H25L26 96V94L24 93V92H26ZM127 90V91H126ZM158 90V91H157ZM169 90H170V92H169ZM173 90H174V92L175 93H172L173 92ZM185 90H186V93H185ZM188 90V91H187ZM192 90V91H191ZM214 90H216V91H214ZM221 92H220V91ZM234 90V91H233ZM237 90V91H236ZM253 90V91H252ZM257 90V91H256ZM6 91L10 94V95H7L6 94ZM10 91V92H9ZM11 91L14 93V95L13 94H11ZM20 91V92H19ZM44 91V92H43ZM135 91V92H134ZM141 91H143V92H141ZM145 91H148L147 92V94H145ZM196 91H198L199 93H200V95L201 96H203L202 94H204V96L203 97H201L199 94H198V92H196ZM207 93H206V92ZM210 93H209V92ZM214 91V92H213ZM219 91V92H218ZM259 91V92H258ZM17 94H16V93ZM150 92V95H151V98H150V96L148 97V93ZM155 92V93H154ZM160 92V93H159ZM165 95V93H170L171 94V96H170V94H168L169 96H167V94H166V98H165V96H164V98H161V96H163V94ZM165 92V93H164ZM177 92V93H176ZM180 92V93H179ZM182 92H184L183 93V95H181V93ZM190 93V94H187V93ZM193 92H195L196 93V95H191V94H193ZM202 92H204V93H202ZM212 92V93H211ZM232 92V93H231ZM237 92V93H236ZM252 92H254V93H252ZM55 93V94H54ZM63 93H66V94H63ZM143 93H144V95L145 96H143ZM244 93V94H243ZM250 93V94H249ZM21 94H22V96H21ZM37 94V95H36ZM39 94V95H38ZM41 94V95H40ZM59 94H61V95H59ZM68 94V95H67ZM131 94V95H130ZM172 94L174 95V99L176 98V101L173 99V97H172ZM177 94V96H175ZM206 94H208V95H206ZM233 94V95H232ZM237 94H239V95H237ZM248 94H249V96H248ZM17 95H20V96H17ZM55 95H57L56 97L58 98V101H57V99H55L56 97H55ZM62 95H63V97L64 98H61L62 97ZM65 95V96H64ZM69 96V97H67V96ZM129 97H128V96ZM134 95H135V97H134ZM139 95H141V96H139ZM153 95H155V96H153ZM161 95V96H160ZM188 95V97H186V96ZM213 95V96H212ZM254 95V96H253ZM32 98H31V97ZM38 96H40V97H43L44 98V96H45V98H44V100L43 99H38L39 97ZM127 96V97H126ZM137 96V97H136ZM160 96V97H159ZM182 96V97H181ZM190 96H192V100L190 99ZM196 96V97H195ZM201 98H200V97ZM211 98H210V97ZM240 96V97H239ZM18 97L20 98H22V100L20 101V99H18ZM46 97H48L47 99H46ZM71 97V99L68 101L67 99H69ZM155 98V101H156V106H157V104H158V106H159V110L157 109H155L154 110V108H158V107H156L155 106V104H153L152 102H154V101H150V99L151 100H153V98ZM157 97V98H156ZM184 97V98H183ZM186 97V98H185ZM223 99H222V98ZM251 97V98H250ZM261 97H262V99H261ZM61 98V99H60ZM127 98H128V100H127ZM129 98H130V101H129ZM146 100V102H148L151 106H149L150 107V109L148 108V104H145V101H144V99ZM162 99V101L160 100V101H158L157 102V99ZM167 98H170V100L169 99H167ZM172 98V99H171ZM2 98H0V100H1ZM18 99V100H17ZM24 99V100H23ZM31 99L33 100V101H31ZM38 101H37V100ZM55 99V100H54ZM63 99V100H62ZM143 99V100H142ZM180 99V100H179ZM186 99H190V101H188V100H186ZM211 99V100H210ZM217 99V100H216ZM28 100L31 102V104L30 105H32V106H30L29 104H28ZM48 102H47V101ZM50 100V101H49ZM131 100H135V101H131ZM139 100H141L140 102H139ZM166 102H165V101ZM184 100H186V101H184ZM195 100H196V102H195ZM199 100V101H198ZM210 100V101H209ZM221 102H220V101ZM263 100V101H262ZM25 101V102H24ZM35 101V102H34ZM40 101H45L44 103H45V105H43ZM55 101H57V102H55ZM61 101H62V103H61ZM73 103V105H72V103ZM130 102V104H129V102ZM151 103H150V102ZM169 101V102H168ZM171 101V102H170ZM197 101H198V105L199 106H197L196 104H197ZM212 101V102H211ZM26 102H27V105H26ZM40 102V103H39ZM49 102H51V103H49ZM54 102V103H53ZM71 104H70V103ZM162 104H161V103ZM174 102H177L176 104L177 105H175V103H174V105H172ZM182 102H183V105H182ZM194 102V103H193ZM201 102H203V104H201ZM204 102L206 103V105L204 104ZM215 102V103H214ZM219 102V103H218ZM224 102H226V104H224ZM33 103H35V104H33ZM40 104L41 106H39L38 104ZM49 103V104H48ZM57 103V104H56ZM59 103V104H58ZM60 103H61V105H60ZM134 103V104H133ZM136 103H137V105H136ZM191 103H193V104H191ZM196 103V104H195ZM218 103V104H217ZM37 104V106H35ZM47 104H48V106H47ZM153 104V105H152ZM161 106H160V105ZM210 104V105H209ZM213 104V105H212ZM216 104V105H215ZM18 105H19V107H18ZM25 105L26 106H28V107H25ZM34 105V106H33ZM49 105L51 106L50 107V110H47V108L49 107ZM56 106L57 105V109L56 108H52V106ZM59 105V106H58ZM142 105V106H141ZM168 105H170V108H169V106ZM180 105V106H179ZM192 105V106H191ZM196 105V106H195ZM203 105H205V106H203ZM228 105V106H227ZM17 106V107H16ZM25 107V109L22 107ZM42 106H45L46 108H44V107H42ZM146 106V107H145ZM173 106V107H172ZM175 106V107H174ZM178 106V107H177ZM201 106L203 107V108H201ZM213 106V107H212ZM218 106H220V108L218 107ZM225 106H227V107H225V110H224V107ZM232 108H230V107ZM252 106H253V108H252ZM1 107V106H0ZM9 107H11L10 109H9ZM15 107V109H13ZM30 107H33V108H30ZM39 107V108H38ZM42 107V108H41ZM133 107H134V109H133ZM141 107V108H140ZM154 107V108H153ZM172 107V108H171ZM196 107V108H195ZM211 109H210V108ZM216 107V108H215ZM238 107V108H237ZM17 108H20V109H17ZM27 108L29 109V110H27ZM37 108V109H36ZM66 108V109H65ZM136 108H137V110H139V111H137L136 110ZM140 108V109H139ZM143 108H145L144 109V111H142V109ZM146 108H148V110H151L152 112H150V111H147L146 110ZM151 108H153V109H151ZM177 108V109H176ZM192 108V109H191ZM214 108V109H213ZM11 109H13V110H11ZM17 109V111L19 110V111H21V109L24 111H21V112H16L15 110ZM32 109H33V111H32ZM37 110L36 112L34 111V110ZM40 109V110H39ZM49 109V108H48ZM53 109V111H51ZM56 109V110H55ZM62 109V110H61ZM75 109V110H74ZM169 109H171V110H169ZM172 109H173V111H172ZM183 109L185 110V111H183ZM191 109V110H190ZM207 109V110H206ZM208 109H210L209 111L210 112H207L208 111ZM220 109H221V111H222V109H223V111L222 112H225V113H223V115H224V117L223 116H221L222 115V113H221V111H220ZM8 110V111H7ZM27 110V111H26ZM31 110V111H30ZM42 110H46V112H44L45 114L47 113H49V111H51V113H50V115L51 116H47V115H45L44 113H42ZM59 110H61V111H59ZM71 110V111H70ZM73 110V111H72ZM169 112H168V111ZM189 110V111H188ZM216 110V111H215ZM219 110V111H218ZM234 110V111H233ZM10 111V112H9ZM40 111V113H42L43 115H45V117H44V120H43V118H42V114H36V113H38ZM55 111L56 112H58V113H55ZM67 111V112H66ZM75 111H76V113H75ZM130 111H132V112H130ZM135 113H134V112ZM138 113H137V112ZM160 111H162V112H164V114L165 115H163V113L160 115L159 113H160ZM167 113H166V112ZM170 111H172V112H170ZM177 111V112H176ZM193 111V112H192ZM200 111V112H199ZM204 111V112H203ZM8 112V113H7ZM26 112L27 113H29V114H26ZM60 112L62 113V114H60ZM65 112V113H64ZM69 112V113H68ZM71 112V113H70ZM155 112H156V114H157V116H158V118H160L161 116V118L160 119H157V117L155 118V115H153V114H155ZM159 112V113H158ZM189 112V113H188ZM206 112V113H205ZM212 112H213V114H212ZM215 112V113H214ZM220 112V113H219ZM233 112V113H232ZM238 112V113H237ZM14 113V114H13ZM16 113V114H15ZM17 113H19L20 114V117H19V115L17 114ZM22 113V114H21ZM25 113V115H27L26 116V119H25V116L23 115ZM33 113V114H32ZM74 113L76 114V117H75V115H74ZM136 115L135 116V119H134V115ZM178 113H179V115H178ZM185 113V114H184ZM186 113H188V114H186ZM192 113H194V114H192ZM197 113V114H196ZM202 113L203 114H205V115H202ZM207 113H209V115H207ZM4 114H5V116H6V114H9V115H7L8 116V119H10L11 120V118L13 119V120H11V122L9 123V125L6 123V121H7V116L5 117L4 116ZM11 114V115H10ZM69 114H73V115H71V117L72 116H74L73 117V119L71 118L70 119V116H68ZM137 114H138V116H137ZM144 114H146V115H144ZM150 114V115H149ZM166 114H167V116H166ZM172 114V115H171ZM174 114H176V115H178L177 117H175L176 115H174ZM190 114V115H189ZM214 114H215V116H214ZM220 114V115H219ZM236 114V115H235ZM18 115V116H17ZM23 115V116H22ZM29 115H30V118L32 117V118H34V120L36 119V121H37V123L39 124H37V123H34V122H36V121H34L32 118L30 119L29 118ZM33 115V116H32ZM35 115V116H34ZM39 115H40V117L42 118V120H43V122L45 121V126L43 125V122L41 123L40 121H41V119H39L40 117H39ZM55 115V116H54ZM57 115V116H56ZM59 115L61 116V115H63V117H65V118H60L59 117ZM66 115V116H65ZM144 115V116H143ZM159 115H160V117H159ZM188 115H189V117H188ZM192 115H194L193 117H192ZM201 115V116H200ZM4 116V117H3ZM15 116H17V117H15ZM21 116L22 117H24V119H22L21 118ZM52 116H54V119H55V121H53V118L52 119H50L49 117H52ZM126 116H128V118L126 117ZM142 116V117H141ZM148 117V118H146V117ZM151 116V117H150ZM163 116H164V119H163ZM198 116V117H197ZM216 116L218 117V118H216ZM220 116V117H219ZM226 116H227V118H226ZM231 118H230V117ZM21 119H19V118ZM35 117H37V118H35ZM67 117V118H66ZM69 117V118H68ZM137 117H138V119L140 120V122L141 123H138L139 121H138V119H137ZM145 118V120L146 121H148L147 123H145L146 121L145 120H142V118ZM153 117V118H152ZM183 117V118H182ZM195 117L200 121H197V119H195ZM208 117V118H207ZM211 117H213V118H211ZM216 119H215V118ZM28 118H29V120H28ZM56 118H59L58 120L56 119ZM167 120H166V119ZM171 118V119H170ZM174 118V119H173ZM182 118V119H181ZM188 118V119H187ZM189 118H190V121H189ZM192 118L194 119V121L192 120ZM201 118V119H200ZM204 118V119H203ZM222 118V119H221ZM17 121V122H15V125L14 126H17V127H15L16 129H18V128H20V129H18V130H16L15 128L13 129V125L11 124L12 122H14L15 120ZM60 119H62V120H60ZM65 119L67 120V122H65ZM68 119H69V121H71L70 123H69V121H68ZM135 121H134V120ZM152 121H151V120ZM170 119V120H169ZM177 119H178V121H177ZM180 119H181V121H180ZM210 119V120H209ZM215 119V120H214ZM219 119H221V120H219ZM27 120V121H26ZM34 121V122H32V121ZM40 120V121H39ZM151 121V123H150V121ZM154 120L156 121V122H154ZM159 120H161V121H159ZM164 120V121H163ZM169 120V121H168ZM208 120H209V122H208ZM218 120H219V122H218ZM223 120V121H222ZM4 121V122H3ZM22 121V122H21ZM60 121V122H59ZM64 122L65 123V125H63L64 123H62V122ZM138 121V122H137ZM144 121V122H143ZM192 121V123H190ZM196 121H197V123H196ZM201 121H202V123H201ZM221 121V122H220ZM226 122V124L224 123L223 124V122ZM8 122V121H7ZM46 122H48V123H46ZM55 122V123H54ZM59 122V123H58ZM136 122V123H135ZM143 122V123H142ZM157 122L159 123V124H157ZM161 122H163V123H161ZM188 122V123H187ZM199 122V123H198ZM3 123H5V124H7V126H8V128H6V127H2V126H4L3 125ZM17 123H19V126H18V124ZM22 123V124H21ZM23 123L25 124H27V126H25L24 128H26V132L27 133H25L26 135H28V136H26V137H30L29 139L31 140V142H30V140L28 139V138H25V136L24 135H22V133H24L25 131L22 129V127L24 126L23 125ZM31 124V125H33V126H31V127H37L38 126V131H36V129L37 128H31V130L29 129L30 128V126H28L29 124ZM53 123V124H52ZM62 123V124H61ZM66 123L68 124V125H66ZM138 123V124H137ZM213 123H215V124H213ZM218 123V124H217ZM251 123V124H250ZM21 124V125H20ZM35 124V125H34ZM42 124V125H41ZM61 127L62 125V127H64L63 128V130H62V132H61V129L62 128H60L58 125ZM138 126H137V125ZM141 124V125H140ZM145 126H144V125ZM154 124H156L155 125V127H153L154 126ZM162 126H161V125ZM166 124V125H165ZM191 124V125H190ZM206 124V125H205ZM219 126H217V125ZM222 124V125H221ZM2 125V126H1ZM54 125L56 126V127H54ZM70 125V126H69ZM140 125V126H139ZM148 125V126H147ZM158 125H160V126H158ZM176 125V126H175ZM214 125V126H213ZM232 125V126H231ZM11 126H13V127H11ZM21 126V127H20ZM141 126H144V127H142V128H145L146 130H147V132H144V131H146V130H144L143 129V131H142V128H141ZM226 126V127H225ZM261 126V127H260ZM42 128V129H40V128ZM44 127H46V128H44ZM53 127V128H52ZM69 127H70V129H69ZM149 127V128H148ZM154 128V130H152L153 128ZM158 127L160 128V129H162V131H160V130H157L158 129ZM164 127H166V128H168V129H166V130H170L169 132H167L166 130H164L165 128ZM234 127V128H233ZM259 127V128H258ZM2 128H4V129H2ZM44 128V129H43ZM55 128V129H54ZM58 128V129H57ZM66 128H68V129H66ZM137 128H141V131L139 130V129H137ZM180 128H181V130H180ZM221 128V129H220ZM224 128V129H223ZM261 128H262V130H261ZM8 129H13V130H8ZM45 129H46V133H49L48 135L45 133ZM47 129H50V131H51V133H50V131H48ZM60 129V130H59ZM238 129V130H237ZM250 129V130H249ZM10 131V132H8V131ZM15 130L17 131V132H15ZM24 132H23V131ZM28 130H30V132L28 131ZM58 130H59V132L61 133V136L62 137H60V136H58V135H60V133L58 132ZM65 130V132H67V136H69V137H67L65 134L63 135V131ZM66 130H68V131H66ZM171 130H174V131H172L171 132ZM187 132H189V131H193V132H189L190 133V135H189V133H187ZM222 130H223V132H222ZM225 130V131H224ZM235 130V131H234ZM239 130H241V131H239ZM259 130V131H258ZM3 131V133L1 134V132ZM8 132V136H6L7 135V132ZM11 131H12V133H11ZM18 131H19V133H18ZM40 131H43L44 133H42V132H40ZM53 131V132H52ZM70 131V132H69ZM138 131H140L139 133H138ZM151 132V135L154 137V136H156V137H154L155 139H153L152 138V136L151 137H149L150 135V132ZM152 131H154V133L152 132ZM179 131V132H178ZM212 131V132H211ZM215 131V132H214ZM248 131H249V133H248ZM250 131L252 132V134H250ZM14 132H15V134H14ZM32 132H34V133H36L37 135H38V137H39V139H44L42 142H37V140L36 139H38L37 137H35L36 135H34V133H32ZM69 132V133H68ZM149 132V133H148ZM158 132V133H157ZM159 132H161V133H159ZM165 132V133H164ZM174 133V132H177L178 134L175 136V135H169V133ZM183 132H184V134H183ZM186 132V133H185ZM214 132V133H213ZM217 132H219V133H217ZM222 132V133H221ZM234 132V133H233ZM258 132V133H257ZM9 133H11L10 135H12V136H10L9 135ZM29 133V134H28ZM53 133V134H52ZM133 133H135V135L133 134ZM167 133V134H166ZM217 133V134H216ZM226 133V134H225ZM41 134V135H40ZM42 134L43 135H46V137L45 136H42ZM137 134H140V136H142L143 135V138L144 139H142V137L141 138H139L140 136L139 135H137ZM142 134V135H141ZM158 136H157V135ZM175 134V133H174ZM212 134H214V136L212 135ZM224 134V136H222ZM236 134V135H235ZM241 134V135H240ZM252 136H250V135ZM5 136V139H6V141L3 139V137ZM16 135V136H15ZM58 137H57V136ZM180 135V137H178V138H176L177 136H179ZM185 135V136H184ZM192 135V136H191ZM196 135V136H195ZM201 135H202V137H201ZM209 135V136H208ZM226 135V136H225ZM248 135V136H247ZM254 135V136H253ZM49 136V138L51 139L53 136H56V138H57V140L59 141V138H60V140H61V143L60 142H58L57 140H56V138L54 137V138H52L50 141H51V143H52V147H56L55 149H61L60 151L63 153H61V152H59V153H61V154H57L56 155V153H57V151H56V153H55V151H52L51 149H54V148H52L51 147V145H50V148L51 149H49L47 146H45L44 144H41V143H44V141H45V139L47 138ZM51 136V137H50ZM137 136V137H136ZM160 136H161V138H160ZM165 136H166V138L168 139V143L166 142V140H165ZM171 136H175V138L177 139V141L174 139V141H176V142H174L173 140H171L170 141V138H171ZM182 136V137H181ZM187 136V137H186ZM228 136H230V137H228ZM231 136H232V139H231ZM236 136V137H235ZM249 136H250V138H249ZM259 136H261V137H259ZM9 137V138H8ZM24 137V138H23ZM64 137H66V138H68V139H64ZM170 137V138H169ZM184 137H185V139H184ZM246 137H248V138H246ZM18 138H23V141L21 140V139H19L18 140ZM36 138V139H35ZM71 138V139H70ZM138 138V140L136 141V139ZM160 139V140H157V139ZM174 137H172L171 139H173ZM207 138V139H206ZM209 138H211V139H209ZM220 138V139H219ZM229 138V139H228ZM260 140H259V139ZM8 139V140H7ZM14 139V141H12V142H15V141H18V142H15L14 144H15V149L13 150V149H11L10 151L7 149V148H14L13 146H14V144L13 145H11L12 143L10 142L11 140H13ZM25 139H26V141H28V142H30V143H28V144H30L29 146H28V144L25 142ZM34 139V140H33ZM38 139V140H39ZM147 139V140H146ZM149 139V140H148ZM181 139H183L184 141H181ZM219 139V140H218ZM223 139H224V141H223ZM231 139V140H230ZM55 140V141H54ZM62 140H63V143L65 144V145H63L62 144ZM68 140V141H67ZM151 140H152V142H151ZM155 140V141H154ZM157 140V141H156ZM179 140V141H178ZM190 140V141H189ZM208 140H210V141H208ZM215 140H216V142H215ZM226 140V141H225ZM249 140H250V142H249ZM253 140H255V142L253 141ZM263 140V141H262ZM20 141V142H19ZM32 141H34L35 143L34 144H32L33 142ZM41 141V140H40ZM141 141H144L145 143H143V142H141ZM159 141V142H158ZM189 141V142H188ZM191 141H193V142H191ZM214 141V142H213ZM217 141H219V142H217ZM221 141V142H220ZM257 141V142H256ZM260 141H262V142H260ZM23 142V143H22ZM138 142V143H137ZM142 143V144H140V143ZM151 142V143H150ZM158 144H157V143ZM160 142L162 143V145L160 144ZM163 142H165V143H163ZM170 142V143H169ZM172 142V143H171ZM173 142L174 143H177L176 144V148H177V151H176V148H175V144L173 145ZM179 142V143H178ZM185 143L184 145L183 144H180V143ZM235 142V143H234ZM8 143H10V145L8 144ZM20 143V144H19ZM26 143V144H25ZM39 143H40V145H39ZM55 143V144H54ZM57 143H59V144H57ZM73 143V144H72ZM132 143V144H131ZM137 143V144H136ZM190 143V144H189ZM211 143V144H210ZM220 143V144H219ZM223 143V144H222ZM247 143V144H246ZM256 143V144H255ZM260 144V146H259V144ZM262 143H263V145H262ZM5 144H8V145H5ZM22 144H24V145H22ZM63 146H62V145ZM67 144H69L68 146H67ZM71 144V145H70ZM124 144H125V146H127V144H129V146H127V147H125L124 146ZM131 144V145H130ZM153 144V145H152ZM163 144H165L164 146L166 147V149H164V148H162V147H164L163 146ZM172 144V145H171ZM232 144V145H231ZM236 144V145H235ZM19 147H18V146ZM27 145V146H26ZM31 145H33V146H31ZM41 145L43 146H45L47 149H49V151H47V149H45V147L43 146V147H41ZM54 145V146H53ZM56 145V146H55ZM60 145V146H59ZM148 145V146H147ZM161 147H160V146ZM167 145H169V146H167ZM181 146V148H182V146H185L186 145V147H188V152H190V153H192V155L190 154V153H188L187 152V149H186V151H185V149L184 148H186V147H184V148H180V146ZM197 145H198V147H197ZM221 145V146H220ZM239 145V146H238ZM253 146V148L256 146L257 147V149H253L252 147H250V146ZM23 147L22 148V150L23 149H25L26 147L27 148H29V149H25V150H23V152L21 151V147ZM39 146V147H38ZM66 146V147H65ZM70 146H73V147H70ZM119 146H117V147H119ZM122 146H123V148H122ZM147 146V147H146ZM154 146V147H153ZM189 146H192L191 148L189 147ZM214 146V147H213ZM4 147V148H3ZM33 147V148H32ZM35 147H37L36 148V150H34V148ZM62 147V148H61ZM131 147V148H130ZM143 148V149H141V148ZM145 147V148H144ZM173 147V148H172ZM196 147H197V149H196ZM255 147V148H256ZM260 147V148H259ZM263 147V148H262ZM6 148V149H5ZM19 148V149H18ZM40 148L41 149H45V150H43V151H46V155H44L43 153L44 152H42V150H40ZM63 148H64V150H63ZM69 148H71V150L73 149V151H70L69 150ZM121 148H122V150H124V152L125 153H123V151L121 150ZM127 148H129V149H127ZM138 149L139 150V148H140V150L141 151H138V150H136L135 151V149ZM157 148V150H155L156 152H154V149H156ZM172 148V150L175 148V150L174 151H172V150H170V149ZM190 148V149H189ZM193 148H194V150H193ZM243 148V149H242ZM251 148V149H250ZM18 151H20L19 153L17 152V150ZM31 149V150H30ZM38 149V150H37ZM65 149H66V152L68 151V153L70 154H68L67 155V153L66 152H63V151H65ZM76 149V150H75ZM110 149V150H109ZM133 149H134V151L136 152H134L133 151ZM146 149H147V151H146ZM148 149L149 150H153V151H149L148 152ZM168 149V150H167ZM184 149V150H183ZM246 149H247V151H246ZM262 152H260L259 150ZM40 150V151H39ZM78 150V151H77ZM129 150H131L129 153H128V151ZM145 151V152H143V151ZM192 150V151H191ZM197 150V151H196ZM13 151H14V153H13ZM77 151V152H76ZM157 151H160V152H157ZM195 151V152H194ZM18 153V154H16V153ZM22 152V153H21ZM29 152V153H28ZM32 152V153H31ZM35 152V153H34ZM38 152V154L36 155V153ZM39 152H42V153H39ZM50 152H51V154L53 155V158H52V156H51V154H50ZM76 154H78V155H76ZM108 152H109V154H108ZM112 152V153H111ZM119 152H121V154L123 153V154H126V156H128V157H125L123 154L121 155L122 156V158H124L125 160V162L124 161H122L123 159L121 158V156L119 155ZM174 152V153H173ZM180 154V156L178 155V153ZM188 154H187V153ZM211 152V153H210ZM237 152V153H236ZM254 152V153H253ZM257 152V153H256ZM2 153V154H1ZM9 154V155H13V156H8V157H10V159L6 156V155H4V154ZM11 153V154H10ZM21 153V154H20ZM26 153V154H25ZM28 153V154H27ZM31 153V154H30ZM110 153H111V155L113 156V158H112V156L110 155ZM134 154L137 158H140V159H137V158H134V161H135V163H133V159H132V155L131 154ZM139 153V154H138ZM148 155H147V154ZM154 153V154H153ZM171 153L173 154V156L171 155ZM185 153L187 154V155H191V159H189V160H187L188 159V157L189 156H185ZM197 153V154H196ZM233 153V154H232ZM235 153V154H234ZM243 153H244V155H243ZM33 154H35V155H33ZM72 154L74 155L73 157H72ZM130 154V155H129ZM142 154H143V156H142ZM146 154V155H145ZM170 154V155H169ZM174 154H177V155H174ZM239 154V155H238ZM29 157H27V156ZM31 155L33 156V159H34V161H33V159H32V157H31ZM42 155H44L45 157H46V159H44L45 157H43ZM47 155H50V156H48V158H47ZM61 155H65L66 156V165H65V163L60 159V157L61 158H64L63 156H61ZM145 155V156H144ZM156 156V158H155V156H154V158H153V160L151 159V157L150 156ZM182 155V156H181ZM201 155H203V156H201ZM235 155H236V157H235ZM252 155V156H251ZM254 155H255V157H254ZM258 155V156H257ZM3 156V157H2ZM17 158H16V157ZM20 156V157H19ZM22 156H24V157H22ZM102 156H104V157H102ZM116 156L118 157L119 156V158H121V159H119V158H116ZM134 156V157H135ZM161 156H163L162 157V160H160V157ZM167 158H166V157ZM185 156V158H183ZM197 156V157H196ZM50 157V158H49ZM70 157V159H68ZM72 157V158H71ZM95 157V158H94ZM106 157V158H105ZM142 157H143V160H142ZM159 159H158V158ZM171 157V158H170ZM172 157H173V159H172ZM181 157V158H180ZM186 157H187V159H186ZM193 157H194V159H193ZM208 157V158H207ZM244 159H243V158ZM8 158V162L10 161V160H13V158H14V160H15V162H14V160L11 162H7L6 161V159ZM22 158L24 159L25 158V161L24 160H22ZM27 158V159H26ZM73 158H77V159H73ZM93 158H94V160H93ZM101 158H103L102 160H101ZM129 159V160H127V159ZM147 160H146V159ZM175 158V159H174ZM201 158V159H200ZM236 158H237V160H236ZM240 158V159H239ZM249 158L250 159H252V160H249ZM258 158V159H257ZM18 159L20 160L19 162L21 163H19L18 162ZM31 159V161H28V160H30ZM48 159V160H47ZM50 159V160H49ZM51 159H55L56 161L52 164L53 166H51V168H49L48 166H46V165H49L50 166V162H47V161H51ZM73 159V160H72ZM82 159V160H81ZM88 159V160H87ZM106 159V161L108 160H110L109 161V164H107L108 163V161H107V165H105V163H104V160ZM112 159V160H111ZM119 159V160H118ZM148 159H150V160H148ZM156 160V162H155V160ZM166 159V160H165ZM170 159V160H169ZM179 159H182V160H179ZM184 159H186V160H184ZM208 159H209V161H208ZM212 159V160H211ZM254 159L257 161V164H256V162L254 161ZM39 160H45L46 161V164L44 165V163L45 162H41V161H39ZM88 163V166L90 165V167H86L87 165H86V162ZM118 160V161H117ZM136 160H137V162H136ZM146 160V161H145ZM164 160V161H163ZM169 160V161H168ZM171 160H173L172 161V164H173V162H175L172 166L170 165L171 163ZM195 160V161H194ZM197 160V161H196ZM200 160V161H199ZM220 160H221V164H220ZM226 160V161H225ZM246 160H248V161H246ZM17 161V162H16ZM28 161V162H27ZM38 161V162H37ZM74 161V162H73ZM120 161H122L121 163H122V165H118V166H120V167H118L117 166V164H120L119 162ZM127 161H129V164L127 163ZM132 161V162H131ZM142 162V164H141V162ZM159 161H161V164H159L158 162ZM163 161V162H162ZM165 161H168V162H166V164H165ZM180 162V161H182V163H183V165H181L180 163H179V165H177L178 163L177 162ZM188 161V162H187ZM199 161V162H198ZM203 161V162H202ZM25 162V163H24ZM26 162H27V164H26ZM36 163V164H38L36 167H35V164H31V163ZM69 162V163H68ZM70 162H72L73 163V165H72V163H70ZM85 162V163H84ZM93 162V163H92ZM102 164H101V163ZM110 162H112L111 164H113V167L112 166H110L111 164H110ZM130 162H131V164H130ZM148 162V163H147ZM150 162H151V164H150ZM155 162V163H154ZM185 162L187 163V164H185ZM189 162H191V163H189ZM195 162V164H197V165H194V164H192V163H194ZM200 162H202V164H200ZM238 162V163H237ZM242 162V163H241ZM15 163L16 164H20V165H23V164H26V166H28V167H25L24 165L21 167L20 165L18 166V165H15ZM30 163V164H29ZM48 163V164H47ZM69 165H68V164ZM84 163V164H83ZM92 163V164H91ZM104 163V164H103ZM138 163V164H137ZM143 163H147L146 165L145 164H143ZM157 163L159 164V166H157ZM164 163V164H163ZM7 164H9V166H8V169H6L7 168ZM13 166H12V165ZM40 164H42V165H40ZM79 164V165H78ZM98 164H100V165H98ZM125 164V165H124ZM135 164V165H134ZM137 164V165H136ZM148 164H150V166L148 165ZM153 164V165H152ZM169 164V165H168ZM191 164V165H190ZM205 164V165H204ZM220 164V165H219ZM241 164H243V165H241ZM246 164V165H245ZM14 165L15 166H17V167H14ZM29 165H30V168H29ZM31 165H32V167H31ZM44 165V166H43ZM55 165H57V166H55ZM73 167H72V166ZM80 165H82V167L80 166ZM93 165V166H92ZM102 165H105L104 167H106V168H104V167H102ZM132 165V166H131ZM133 165H134V168H133ZM152 165V166H151ZM167 165V166H166ZM174 165H175V168L173 169L174 171H172V168L174 167ZM178 167H177V166ZM180 165L181 166H184V167H180ZM188 165V166H187ZM202 165H204V166H206V168L207 167H212L213 169H214V171H213V169L211 168V170H210V168H205V167H203ZM213 165H215V166H213ZM226 165V166H225ZM238 165V166H237ZM40 166H42V168L40 167ZM68 166V167H67ZM71 166V167H70ZM97 166H98V169H97ZM107 166H109V167H107ZM135 166H136V168H135ZM146 166H148V167H146ZM163 167V168H160V167ZM171 168H170V167ZM200 168H199V167ZM243 166V167H242ZM246 166V167H245ZM9 167H10V169H9ZM12 167H14V169L12 168ZM25 167V168H24ZM35 167V168H34ZM37 167H39V169L41 170V169H43V171H41L40 172V170L37 168ZM70 167V168H69ZM85 167V168H84ZM95 167V168H94ZM103 169H102V168ZM110 167H112V172H110V170L108 169V168H110ZM124 167V168H123ZM127 168V170H126V168ZM137 167H140L141 168V170H140V168L139 169H137ZM153 167V168H152ZM158 167V171L155 169V168H157ZM165 167L166 168H168V169H165ZM180 167V168H179ZM198 167V168H197ZM222 167H223V169H222ZM17 169V173L15 172V170ZM46 168V169H45ZM61 168V169H60ZM90 168H91V170H90ZM102 170H101V169ZM118 168L120 169L119 171H118ZM152 169V173H150L151 171L149 170V169ZM159 168H160V170H159ZM177 168V169H176ZM191 168V169H190ZM196 168V169H195ZM202 168H205L206 169V171H205V169H202ZM1 169H3L4 170V172H3V170H1ZM19 169H21V173L19 172L20 170ZM23 169V170H22ZM32 169H34V170H32ZM36 169V170H35ZM38 169V170H37ZM48 169V170H47ZM49 169H51L52 170V172H51V170H49ZM54 169V170H53ZM79 169H81V178H80V175H78L77 174V172L78 171H80ZM90 171H89V170ZM94 169V170H93ZM106 169V170H105ZM111 169V168H110ZM126 171H124V170ZM131 169H135L134 171H136V173L134 172V174L136 175H140L141 177H143V175H144V177L143 178H141L140 179V177H139V175H138V177H137V175L135 176V175H133L132 173H133V171L131 170ZM148 169V170H147ZM178 169H181L182 170V173H180L181 172V170H178ZM190 169V170H189ZM217 171H216V170ZM235 169H237V170H235ZM247 169V170H246ZM9 171V172H7V171ZM12 170V171H11ZM30 170H31V172H30ZM44 170H47L49 173H52L53 174V176H52V174L50 175L49 173H47V171H44ZM58 172H57V171ZM73 172H72V171ZM108 171L107 173H105V171ZM130 170V171H129ZM143 170H145V171H143ZM185 170V171H184ZM192 170V171H191ZM232 170V171H231ZM6 171V172H5ZM11 171V172H10ZM27 171H28V173L30 174H28L27 173ZM37 171H39V172H37ZM54 171V172H53ZM61 171H62V173H61ZM70 171H71V173L72 174H70ZM76 171V172H75ZM84 171H85V173H87V174H84ZM95 171H97V173L99 174V175H102L101 177L102 178H99L98 177V175H97V180H98V178H99V186L98 185H95L96 183H97V180L95 179H93V178H95V176H96V174H95ZM124 171V172H123ZM127 171L128 172H131V173H127ZM142 171V172H141ZM149 173H148V172ZM162 171H163V174H162ZM169 171V172H168ZM178 173H177V172ZM184 171V172H183ZM193 171H195V175H193ZM196 171H197V173H198V176H196L197 175V173H196ZM46 172V173H45ZM93 173V174H90V173ZM104 173L105 174V181L103 180V175L104 174H102V173ZM139 172V173H138ZM145 172H146V176H145ZM158 173V174H156V173ZM160 172V173H159ZM166 172V173H165ZM173 172H174V174H173ZM200 172V173H199ZM202 172V173H201ZM208 172V173H207ZM211 172H212V174H211ZM229 172V173H228ZM237 172V173H236ZM240 172V173H239ZM24 173H26V175L24 174ZM33 175H32V174ZM56 173H59V174H56ZM75 173H76V175L78 176H75ZM79 173V172H78ZM109 173V174H108ZM112 173V174H111ZM124 173V174H123ZM127 173V176H125V174ZM177 175H176V174ZM180 173V174H179ZM188 173V174H187ZM191 173V174H190ZM209 173H210V176H206V175H209ZM13 174H14V176H13ZM23 174V175H22ZM37 176H36V175ZM39 174V175H38ZM40 174H42L41 176H40ZM47 174L48 175H50L49 176V178L47 179V180H49V182L52 184V186L53 187H55V186H57V187H55V188H53L52 186H51V184L47 181V180H45L48 176H47ZM64 174H65V176H64ZM80 174V173H79ZM83 174V175H82ZM95 174V175H94ZM108 174V176L110 177V179H109V177H106V175ZM113 174H115L114 176V178H115V180H114V178H113ZM119 174H120V178H117V177H119ZM141 174H143V175H141ZM153 174V175H152ZM169 176H168V175ZM172 174V175H171ZM182 174H184V175H182ZM205 174V175H204ZM2 175V176H1ZM6 175H12V177H7ZM29 175V176H28ZM55 175V176H54ZM57 175V176H56ZM60 177H59V176ZM90 176V178L88 177V176ZM133 175V176H132ZM154 176V177H152V176ZM158 175V176H157ZM165 177H163V176ZM181 175V176H180ZM186 175H187V177H186ZM203 175V176H202ZM242 175V176H241ZM259 175V176H258ZM6 177L5 179L3 178V177ZM26 176V177H25ZM28 176V177H27ZM46 176V178H44ZM63 176V177H62ZM75 176V177H74ZM88 177V178H86V177ZM156 176V177H155ZM159 176H161V177H159ZM177 176V177H176ZM181 178H180V177ZM182 176H184V178L182 177ZM189 176H191V177H189ZM193 176H195L196 178H194L193 179ZM16 177H19V178H17L16 179ZM38 177V178H37ZM42 178L43 177V180H39V178ZM54 177H55V179H56V181L54 180ZM74 177V178H73ZM126 177L128 178V179H126ZM131 177V178H130ZM133 177H137L136 178V181L135 180H133ZM147 177H150V178H147ZM214 177V178H213ZM218 179V178H220V180L218 179H216V178ZM9 178V179H8ZM12 178L14 179L15 178V180L14 181H12ZM22 178V179H21ZM24 178V179H23ZM52 178V179H51ZM59 178H60V181H59ZM78 178V179H77ZM82 178H84V179H82ZM111 178H112V180H111ZM123 178H125V180L123 179ZM139 178V179H138ZM144 178L145 179H148V180H144ZM153 180H152V179ZM160 178V179H159ZM172 178H173V180H172ZM202 178V179H201ZM210 178V179H209ZM212 178V179H211ZM231 178H232V180H231ZM250 178V179H249ZM8 179V180H7ZM19 179H21V180H24V183L21 181V180H19ZM51 179V180H50ZM63 179V180H62ZM71 179V180H70ZM77 179V180H76ZM93 179V180H92ZM103 181H102V180ZM106 179H109V181L111 180V181H116L115 182V184H121L122 185V187H124V185H126V184H128V183H130V185H127V186H125L126 187V189L124 190V188H122L121 186H119V188L121 187L122 189L119 191V188H118V185H116V187L115 188H113L114 186V183H112V186H110V182L109 181H107ZM117 179H119V182H122V183H124V184H122V183H118V180ZM129 179H132L131 181L129 180ZM157 179V180H156ZM161 179L162 180H164V181H162L161 182ZM166 179V180H165ZM170 179V180H169ZM178 179V180H177ZM186 179H187V181H186ZM205 179V182L203 181ZM216 180V182H215V180ZM260 179H262V180H260ZM4 180V182H6L5 184H7V185H5L4 184V182H2ZM26 180V181H25ZM52 180H53V182H52ZM70 180V181H69ZM89 180H91V181H94L95 183H94V185H93V182L91 183V181H89ZM129 180V181H128ZM142 181V183H140V187H139V183H138V181ZM180 180V181H179ZM183 180V181H182ZM190 180V181H189ZM201 180V182H199ZM207 180V181H206ZM223 180H224V182H223ZM19 181H20V183H19ZM47 181V182H46ZM66 181V182H65ZM74 181H76V182H74ZM81 181V182H80ZM108 183H107V182ZM133 181V182H132ZM134 181H135V183H134ZM145 181V182H144ZM167 181V182H166ZM191 181H195L194 183L193 182H191ZM226 181V182H225ZM31 182V183H30ZM39 182H42V183H40V184H38ZM43 182H46V184H48V186L47 185H45V183H43ZM69 182H71L70 184H69ZM80 182V183H79ZM85 182V183H84ZM87 182V183H86ZM88 182L89 183H91V185H89L90 186V188H89V186L87 187V184H88ZM102 182V183H101ZM108 184H106V183ZM126 182H128V183H126ZM151 182V183H150ZM178 182H180V183H178ZM185 183V184H183V183ZM205 183V184H203V183ZM207 182V183H206ZM209 182H210V184H209ZM218 182H220V183H218ZM223 182V183H222ZM258 182V183H257ZM1 183H3L4 185H1ZM23 183V184H22ZM36 183V184H35ZM56 183V184H55ZM58 183V184H57ZM62 183V184H61ZM75 183H76V185H79V186H76L75 185ZM84 183V185H86L85 187L87 188V189H89V192L90 193H86V194H84L85 192H83L84 191V189H85V187H84V185H82ZM131 183L134 185V187L136 186V184H137V186L135 187V190H134V187H133V185H131ZM147 185H146V184ZM150 183V184H149ZM172 183H173V185H172ZM215 183V184H214ZM222 183V184H221ZM225 183V184H224ZM227 183V184H226ZM66 184V185H65ZM104 185V186H102V185ZM142 184V185H141ZM157 186V185H159V187L157 186H155V185ZM186 184H187V186H186ZM191 184H194L193 186H195V187H193ZM196 184V185H195ZM201 184H203V185H206V187L208 188V189H206L205 188V186H202ZM213 184V185H212ZM248 184V185H247ZM18 187H17V186ZM61 186V185H63V187L64 188H61V190L63 189V194H62V191L61 190H58V189H60L59 188V186ZM72 185V186H71ZM100 185L102 186V188H100ZM143 185H144V187H143ZM149 185H152V187L151 186H149ZM167 187H166V186ZM182 185V186H181ZM212 186V188L213 189H210L211 187H209V186ZM217 185H219V187L217 186ZM261 185V186H260ZM15 186V187H14ZM21 186V187H20ZM26 186H27V188H26ZM35 186V187H34ZM43 186V187H42ZM44 186L46 187V188H44ZM69 186V187H68ZM80 186H81V188H80ZM92 186H94V188H92ZM95 186H97V188L98 189H102V191H104V193L103 192H97V191H100V190H95ZM108 186H109V188H108ZM150 188H149V187ZM171 186V187H170ZM181 186V187H180ZM189 186V187H188ZM221 186H222V189H221ZM228 188H226V187ZM12 187V188H11ZM20 187V190L18 189ZM31 187V188H30ZM32 187H33V189H32ZM48 187H49V189H48ZM52 187V188H51ZM71 187H73V190H75V191H70V189L69 188H71ZM74 187H76L77 189L78 188H80V190L81 191H78L76 188H74ZM103 187H106V189L108 190V192H110V193H108V192H105V191H107V190H105V188H103ZM111 187L113 188L112 190H111ZM128 187V188H127ZM133 187V188H132ZM146 187V188H145ZM155 187H156V190H155ZM162 187V188H161ZM199 187V188H198ZM226 188L225 190H223V188ZM10 188V189H9ZM15 188V189H14ZM43 188V189H42ZM58 188V189H57ZM129 188H130V191H129V194L131 195V197L130 196H128V194H127V197H126V192H128V191H126V190H129ZM131 188H132V190H131ZM142 188V189H141ZM148 188V189H147ZM160 188H161V191H160ZM232 190H231V189ZM3 189V190H2ZM14 189V190H13ZM28 191H27V190ZM34 189H35V191H34ZM45 189H47V190H45ZM65 189H67V190H65ZM69 189V190H68ZM72 189V188H71ZM87 189H86V191H87ZM90 189H92V190H90ZM116 189H118V191L116 190ZM136 189L138 190H143V191H140L139 192V190L138 191H136ZM145 189H147V192H146V190ZM200 189L202 190V192L200 191ZM205 189V190H204ZM8 190V191H7ZM9 190L10 191H12V193L11 192H9ZM15 190H16V192H15ZM22 190V191H21ZM23 190H24V196H23ZM31 192H30V191ZM38 190H39V192H38ZM42 190V191H41ZM53 190V192H51ZM116 190V192H114V191ZM134 190V191H133ZM231 190V191H230ZM21 191V192H20ZM47 191V192H46ZM61 191V192H60ZM122 191H126L124 194L122 193ZM133 191V193H131ZM135 191L137 192V193H139L138 195L139 196H137L136 197V193H135ZM156 191V192H155ZM210 191V194L211 195H209V193L208 192ZM233 191V192H232ZM236 191V192H235ZM238 191V192H237ZM9 192V193H8ZM18 192V193H17ZM36 192V193H35ZM41 192H42V194L44 195V197L45 198H47V200L45 199V198H43V196H42V194H41ZM50 192V194H48ZM55 192V193H54ZM73 192V193H72ZM83 192V193H82ZM93 192V193H92ZM151 192V193H150ZM207 192V193H206ZM216 192H220V193H216ZM239 192H240V194H239ZM8 193V194H7ZM15 193V195H13ZM19 193H20V195H22L23 197H21L20 195H19ZM22 193V194H21ZM25 193H26V195L28 194V197H26V195H25ZM59 193V194H58ZM65 193H66V195H65ZM71 193V194H70ZM75 193H76V195H75ZM78 193V194H77ZM83 194V195H86L87 196V200H85L86 198L83 196V195H80V194ZM93 195H92V194ZM97 193V194H96ZM102 193H103V195H102ZM108 193V196L110 197V198H108V196L107 195H104V194H107ZM113 193H114V195H116V196H114L113 195ZM117 193V194H116ZM142 193V195H140ZM204 193V194H203ZM215 193H216V195H215ZM225 193V194H224ZM229 193H230V195H229ZM234 193V194H233ZM32 194V195H31ZM38 194H40V196H42V197H40ZM54 194H57V195H54ZM74 194V195H73ZM90 194V195H89ZM96 194V195H95ZM99 194V195H98ZM100 194L102 195V196H105V198L104 197H102V196H100ZM110 194V195H109ZM121 194V195H120ZM152 194V195H151ZM201 194V195H200ZM221 194H222V196H221ZM239 194V195H238ZM6 195V196H5ZM19 195V196H18ZM50 195H52V196H50ZM54 195V196H53ZM63 195H64V197H63ZM92 195V196H91ZM114 197V199H112L113 197ZM123 195H125V196H123ZM147 195H148V197H147ZM154 195V196H153ZM213 195V196H212ZM237 195V196H236ZM17 196V197H16ZM32 196H33V199H32ZM50 196V197H49ZM59 197V199L61 200V199H64V201L63 200H59L58 199V197ZM61 196V197H60ZM65 196H66V198H65ZM70 196V197H69ZM76 197V199H78V200H75V198L74 197ZM79 196V197H78ZM83 197V199L82 200H84L85 201V204H84V201H82L81 200V202H80V199H81V197ZM91 196V197H90ZM94 196V198H92ZM95 196L96 197H98V200L95 198ZM100 196V197H99ZM121 196V197H120ZM142 196V197H141ZM144 196V197H143ZM201 196V197H200ZM209 196V197H208ZM225 196V197H224ZM233 196V197H232ZM9 199H8V198ZM15 197V198H14ZM22 199H21V198ZM38 197H40V199L38 198ZM63 197V198H62ZM72 197V198H71ZM88 197H90V198H88ZM112 197V198H111ZM124 197V198H123ZM125 197L127 198L126 200H125ZM215 197V198H214ZM11 198V199H10ZM13 198V199H12ZM27 198V199H26ZM29 198V199H28ZM37 199V201L35 200V199ZM51 200H50V199ZM53 198V199H52ZM69 200H68V199ZM101 198V199H100ZM119 198V199H118ZM122 198V200H120ZM131 198V201H128L129 199ZM145 198V199H144ZM151 199L150 201H149V199ZM200 198H203V199H200ZM212 198V199H211ZM235 198H237V200L235 199ZM5 199H7L8 200V202H7V200H5ZM17 199V200H16ZM21 201H20V200ZM30 199H32V200H30ZM42 199V200H41ZM44 199V200H43ZM66 199L69 201V202H67L66 201ZM73 199H74V203H76L77 205H80V206H76V205H74V203H73ZM88 199H89V203H88ZM91 199H94V201L93 200H91ZM117 199V200H116ZM133 199H135V200H133ZM141 200L140 202H138V200ZM142 199H144V201L142 200ZM194 199H196V200H194ZM219 199V200H218ZM232 199V200H231ZM243 199V200H242ZM245 199V200H244ZM10 200H12V201H10ZM16 201V202H14V201ZM25 200V201H24ZM49 200V201H48ZM53 200H56L55 202H53ZM59 200V201H58ZM96 200H97V202H96ZM106 200L108 201H111L110 203H109V201H108V203L106 202ZM116 200V201H115ZM118 200L119 201H121V203H119L118 204ZM148 200V201H147ZM191 200V201H190ZM212 200V201H211ZM236 200V201H235ZM247 200V201H246ZM23 201V203H20V202H22ZM51 201V202H50ZM77 201V202H76ZM102 203H107V204H105V205H107V206H105L104 204H102L103 205V207L106 209V207H107V209H112L113 210V212H115L114 213V216H115V218H116V224L114 225L115 226V228H110V226H109V224H107V220H106V216H107V210L106 211H104L105 209H103V207H102V205H101V202ZM124 201H126L125 203H123L124 205H125V208H126V210H127V212H130V210H131V212L129 213L130 215L128 216V213L126 212V210H125V208H123V206L124 205H122V202H124ZM195 201V202H194ZM240 201H242V202H240ZM53 202V203H52ZM57 202V203H56ZM62 202V203H61ZM64 202H66L65 204H64ZM78 202H80V203H78ZM90 202H92V203H90ZM99 202H100V205L101 206H99ZM117 203L118 205H116L115 203ZM132 204V206L131 207H128L129 205H130V203ZM147 202H149V203H147ZM203 202V203H202ZM215 202V203H214ZM246 202V203H245ZM3 203V204H2ZM14 203H16V204H14ZM52 203V204H51ZM59 203V204H58ZM70 203V204H69ZM82 203L84 204V205H82ZM88 203V204H87ZM143 203V204H142ZM237 203V204H236ZM244 203V204H243ZM11 205L10 207H12V209L9 207V205ZM17 204H18V206H17ZM22 204V205H21ZM32 204V205H31ZM38 204H40V205H38ZM43 204V205H42ZM61 204V205H60ZM68 204V205H67ZM91 204H93V206L94 205H96V206H94V208H93V206H91ZM110 206H109V205ZM137 204V205H136ZM140 204V205H139ZM202 204V205H201ZM8 205V206H7ZM14 205V206H13ZM17 207H19L20 205V209L21 210H25L24 211V213L26 212V214L28 215H26V214H23V211H20L19 210V208H17ZM29 205V206H28ZM45 205V206H44ZM90 205V207H92V208H90L89 210H88V206ZM200 205V206H199ZM246 205V206H245ZM3 206H5V207H3ZM39 206V207H38ZM49 206V207H48ZM58 206V207H57ZM84 206V207H83ZM129 208V210H128V208ZM137 206H138V209H137V211H135L136 210V208H137ZM151 206V207H150ZM53 207V208H52ZM65 207H68V208H66L65 209ZM70 207V208H69ZM74 207V208H73ZM80 207V208H79ZM96 207V208H95ZM100 207V208H99ZM102 207V208H101ZM113 207V208H112ZM135 207V208H134ZM148 207V208H147ZM238 207H240V208H238ZM244 207V208H243ZM28 208V209H27ZM35 208V209H34ZM42 208V209H41ZM61 210H60V209ZM81 209V210H79V209ZM84 208V210H82ZM99 208V209H98ZM120 211L121 210V212H119L117 209ZM146 208H147V210H146ZM31 209V210H30ZM34 209V210H33ZM48 209H50V210H48ZM71 209V210H70ZM94 209H98L99 211H100V214H101V216H100V214L98 213L99 211H96V210H94ZM101 209V210H100ZM133 209H134V211H133ZM143 209V212L141 211ZM244 211H243V210ZM5 210V211H4ZM15 210V211H14ZM30 210V211H29ZM33 210V211H32ZM42 211L41 213H40V211ZM55 210V211H54ZM65 212H64V211ZM69 211V213L68 214H65L66 212H68ZM74 212H76V214L75 213H73V211ZM86 210H88V211H86ZM93 210V211H92ZM124 210H125V212H124ZM10 211H12V212H10ZM18 211H19V213L20 212H22L21 214H19L18 213ZM83 211V212H82ZM94 213V215H92L93 213ZM147 211V212H146ZM204 211V212H203ZM245 211H246V213H245ZM31 212H33V213H31ZM44 212V213H43ZM52 212V213H51ZM55 212V213H54ZM103 212V213H102ZM136 212V213H135ZM140 212V213H139ZM146 212V213H145ZM149 212L151 213V214H149ZM242 212H244V214L242 213ZM18 213V214H17ZM37 213V214H36ZM96 213V214H95ZM145 213V214H144ZM208 214V216H207V214ZM34 214V215H33ZM42 214V215H41ZM44 214H46L45 216H44ZM57 214V215H56ZM59 214V215H58ZM72 214H74V216L72 215ZM79 214V215H78ZM89 214H91L90 215V217H89ZM99 214V215H98ZM104 214H106L105 215V217L103 216ZM119 214V215H118ZM123 214H124V219H126V221L125 220H123L122 219V217H123ZM126 214V215H125ZM131 214H132V216H131ZM136 216H135V215ZM143 214V215H142ZM152 214L154 215V217L152 216ZM225 214V215H224ZM241 214H243V215H241ZM18 215H19V217H18ZM24 215H26V216H24ZM79 216L78 217V219H74V218H77V216ZM101 218H103V220H102V218L101 219H99V217ZM134 215V216H133ZM137 215H141V218H140V216H138L137 217ZM147 217H146V216ZM151 215V216H150ZM245 215V216H244ZM0 216H2V215H0ZM20 216H22L23 218H21ZM31 218H30V217ZM36 216V217H35ZM46 216H48L47 218H46ZM125 216H127V217H125ZM226 216V217H225ZM33 217H34V219H33ZM51 217V218H50ZM56 217V218H55ZM74 217V218H73ZM94 217H96V218H94ZM98 217V218H97ZM131 217V218H130ZM134 217H137L136 219H138V220H136ZM143 217V218H142ZM151 217H152V219H151ZM248 217V219H246ZM2 218V217H1ZM11 218V219H10ZM15 218V219H14ZM19 218V219H18ZM25 218V219H24ZM35 218H36V220H35ZM89 218H94V219H96V220H91V219H89ZM134 218V219H133ZM140 218V219H139ZM154 218V219H153ZM26 219H29V220H26ZM31 219H33V220H35V222L33 221V220H31ZM102 220V221H100V223H99V220ZM129 219V220H128ZM133 219V220H132ZM151 219V220H150ZM254 219H256V220H254ZM4 220V221H3ZM11 220V221H10ZM13 220H16V221H13ZM17 220L19 221V220H22V221H20V222H23L22 224H20V222H17ZM25 222H24V221ZM123 220V221H122ZM134 221L133 223H132V221ZM248 220L250 221V222H248ZM254 220V221H253ZM258 220V221H257ZM7 221V222H6ZM29 221V222H28ZM78 221H80V222H78ZM98 221V222H97ZM210 223H209V222ZM251 221H253V222H251ZM256 221V222H255ZM9 222V223H8ZM13 222L15 223L14 225H12L13 224ZM49 222V223H48ZM74 222V223H73ZM75 222H76V224H75ZM95 222H97L96 224H95ZM106 222V223H105ZM118 222H120V223H118ZM123 222V223H122ZM130 222H131V224H130ZM223 222V223H222ZM259 222H262V223H259ZM17 223V224H16ZM47 223V224H46ZM98 223H99V225H104L105 224V227L103 226V227H101V226H95V225H98ZM136 223H138V224H136ZM222 223V224H221ZM254 223V224H253ZM7 224V225H6ZM37 224V225H36ZM52 226H50V225ZM75 224V225H74ZM79 224V225H78ZM224 224V225H223ZM256 224V225H255ZM7 227H6V226ZM9 225V226H8ZM12 225V226H11ZM61 225V226H60ZM77 225V226H76ZM81 225V226H80ZM107 225V226H106ZM133 225V226H132ZM136 225H138V226H136ZM251 225H254V226H251ZM260 225V226H259ZM262 225V226H261ZM2 226V227H1ZM14 226L16 227V228H14ZM20 226H21V228H20ZM26 226V227H25ZM74 226H75V228L77 229H75L76 231L74 232ZM80 226V228H81V230H80V228H78ZM117 226V227H116ZM129 226H132V227H129ZM3 227H4V229H3ZM9 227H11L10 229L11 230H13V232L9 229ZM21 229V230H18L19 228ZM51 228V230H50V228ZM57 228V230H58V233H57V230H56V228ZM97 227H99V228H97ZM103 228V230H100L101 228ZM250 227V228H249ZM254 227H256L257 229H255L256 230V232H253V231H255L254 229H252V228H254ZM6 228H8V230L10 231V233H9V231L6 229ZM18 228V229H17ZM66 228V229H65ZM96 228V229H95ZM110 230H109V229ZM117 228H118V230H119V234L117 233L116 234V231H118L117 230ZM132 228V229H131ZM135 228H138V229H136V231H135ZM261 228H263V229H261ZM17 229V230H16ZM23 229H25V230H23ZM53 229H55V230H53ZM89 229H91V230H89ZM92 229H94V230H92ZM107 229H108V231H107ZM129 229V230H128ZM16 230V231H15ZM29 230V231H28ZM80 231V233H79V231ZM88 230V231H87ZM96 230V231H95ZM99 232H98V231ZM106 230V231H105ZM113 230H116V231H114L113 232ZM130 230H132L131 232H130ZM259 230V231H258ZM3 231H5V233L3 232ZM7 231H8V233H7ZM17 231H23L24 233H25V235H24V233L23 232H21L20 233V235H19V232H17ZM104 231V232H103ZM111 231V232H110ZM5 234H3V233ZM65 232L67 233V234H69V235H67V238H69L68 236H70V238H71V240H70V242L68 243L67 242V238L65 239V237H66V235H65ZM91 232V233H90ZM101 232V234H99ZM132 232H133V234H132ZM252 233V234H247V233ZM260 232V233H259ZM12 233V234H11ZM19 235H17V234ZM26 233H28V234H26ZM60 233V234H59ZM76 235H75V234ZM83 233H87V236H93V237H89V238H87V236L85 235V234H83ZM95 233H97V234H95ZM103 233V234H102ZM105 233H106V235H105ZM111 233H114V235H116L118 238H116L115 236H113V234H111ZM132 235H131V234ZM259 233V234H258ZM263 233V234H262ZM29 234H31V235H29ZM79 234V235H78ZM108 234V235H107ZM121 234V235H120ZM246 234V235H245ZM254 234V235H253ZM256 234V235H255ZM258 234V235H257ZM8 235H9V237H8ZM57 235V236H56ZM64 235V236H63ZM74 235V236H73ZM81 235H82V237H81ZM84 235V236H83ZM98 236L97 238L95 237V236ZM99 235H101V240L103 241V243L101 244V241H100V238H99ZM102 235H104L103 237H102ZM130 235V236H129ZM244 235H245V237H244ZM251 235V236H250ZM261 235H262V237H261ZM4 236V237H3ZM55 236V237H54ZM60 236V237H59ZM62 236V237H61ZM76 236H77V239H76ZM79 236V237H78ZM86 236V237H85ZM247 236V237H246ZM27 237V238H26ZM113 239H112V238ZM138 237V238H137ZM250 239H249V238ZM252 237V238H251ZM255 239H254V238ZM259 237V239L257 240V243H256V239ZM2 238H4V239H2ZM62 238H63V240H62ZM79 238H81V242L79 243L78 241L80 240ZM84 238L86 239L85 240V242L83 241L82 242V240H84ZM99 238V239H98ZM120 238H122V239H120ZM129 238L131 239V240H129ZM134 238H135V240H134ZM261 238V239H260ZM73 239V240H72ZM97 239V240H96ZM108 239V240H107ZM114 239H115V241H114ZM116 239H118V241H116ZM141 239V240H140ZM263 239V240H262ZM11 240H12V242H11ZM52 240V241H51ZM58 240H59V242H58ZM68 240V241H69ZM78 240V241H77ZM95 240V241H94ZM120 240V241H119ZM252 240V241H251ZM260 240H261V242H260ZM5 241V242H4ZM9 241V242H8ZM87 241V242H86ZM99 241V242H98ZM130 241H131V244H130ZM260 243H259V242ZM57 242H58V244H57ZM64 242V243H63ZM76 242V243H75ZM113 242V243H112ZM120 242H122V244H126L127 245V248H126V246H121L122 244H120V245H118V246H115L116 248H117V250L115 249L114 250V254H112L113 253V247L111 248L110 247V245H116L115 243H117V244H119ZM126 242V243H125ZM128 242V243H127ZM135 244H134V243ZM2 243V244H1ZM5 243H10V244H5ZM54 243V244H53ZM62 243V244H61ZM78 243H79V245H78ZM105 243V244H104ZM107 243L109 244V246L107 245ZM112 243V244H111ZM17 244V245H16ZM60 244V245H59ZM68 244L70 245L69 247H68ZM95 244H97V245H99V246H94ZM105 246H104V245ZM130 244V245H129ZM133 244V245H132ZM260 244H261V246H260ZM1 245H4L5 247H3V246H1ZM10 245H11V247H10ZM26 245H27V247H26ZM49 245V246H48ZM65 245V246H64ZM137 245V246H136ZM19 246H20V248H19ZM32 246V247H31ZM35 246H37V247H35ZM57 246V247H56ZM74 246H76V249H75V247ZM88 246V247H87ZM106 246H108V247H106ZM119 246H121L122 248H124V249H122L121 247H119ZM134 246V247H133ZM3 247V248H2ZM9 247V248H8ZM15 247V248H14ZM16 247H18L17 249H16ZM84 247V248H83ZM136 247V251H137V254L135 253V252H133V250H135V249H133V248H135ZM29 248H31L30 250L31 251H29V252H27L28 250H29ZM69 248V249H68ZM111 248V249H110ZM121 248V249H120ZM262 248V249H261ZM5 249V250H4ZM21 249V252L23 253H21L20 251V253L22 254H20V257H18V255L19 254H17V252H18V250H20ZM27 249V250H26ZM38 249V253H36L35 251ZM96 249H97V252H96ZM105 249V250H104ZM107 249V250H106ZM109 249V250H108ZM7 250V251H6ZM17 250V251H16ZM110 250H112V251H110ZM122 250V251H121ZM125 250V251H124ZM128 250V251H127ZM3 251H4V253H3ZM13 251L14 253H11V252ZM43 251V252H42ZM72 251V252H71ZM81 251V252H80ZM106 251H108V252H112V253H106ZM124 251V252H123ZM130 251V252H129ZM142 251V252H141ZM9 252V253H8ZM35 252V253H34ZM71 252V253H70ZM79 252V253H78ZM123 252V253H122ZM127 252V253H126ZM7 253H8V255H7ZM11 253V254H10ZM27 253V254H26ZM30 253V254H29ZM67 253H68V255H70V256H68L67 255ZM98 253H100V254H98ZM118 253V254H117ZM133 253V255H131ZM148 253V254H147ZM41 254V255H40ZM105 254V255H104ZM120 254V255H119ZM131 256H130V255ZM9 255H11V257L12 258H10V256ZM32 255V256H31ZM48 255H51V256H48ZM97 255V256H96ZM122 255V256H121ZM124 255V256H123ZM125 255H127L128 257L127 258H125L126 256ZM140 255L143 257H140ZM26 256V257H25ZM34 256H35V258H34ZM41 256V257H40ZM62 258H61V257ZM73 258H72V257ZM83 256H84V258L86 259V261H85V259L83 258ZM109 256V257H108ZM134 256H135V258H134ZM137 256H138V258H137ZM1 257H3V258H1ZM5 257V258H4ZM10 258V260L8 259V258ZM14 257V258H13ZM24 257V258H23ZM32 257V258H31ZM36 257H39V259L38 260H35V259H37ZM106 257H107V260H106V262L104 263V260L106 259ZM43 258V259H42ZM121 258H122V260H121ZM123 258H124V260H123ZM130 258H132V259H130ZM1 259H6L5 261H3V260H1ZM20 259V260H19ZM63 259V260H62ZM69 259V260H68ZM99 259V260H98ZM114 259H115V261H114ZM15 260V261H14ZM22 260V261H21ZM27 260H29V261H27ZM40 260V262H37V261H39ZM74 260V261H73ZM79 260V261H78ZM112 260V261H111ZM117 260H119L118 262H117ZM130 260V261H129ZM134 260H135V262H134ZM136 260H138L137 262H136ZM18 261V262H17ZM48 261V262H47ZM84 261V262H83ZM121 261V262H120ZM126 261H128V263H126ZM194 261V262H193ZM26 262V263H25ZM28 262V263H27ZM37 262V263H36ZM75 262H77V263H75ZM80 262V263H79ZM103 262V263H102ZM113 262V263H112ZM134 262V263H133ZM196 262V263H195Z\"/></svg>", "mask_w": 264, "mask_h": 264}, {"label": "bare ground", "instance_id": "6f19581e", "mask_svg": "<svg viewBox=\"0 0 264 264\" xmlns=\"http://www.w3.org/2000/svg\"><path fill=\"white\" fill-rule=\"evenodd\" d=\"M12 1H13V0H12ZM14 1H15V0H14ZM31 1H33V0H31ZM35 1H37V0H35ZM35 1H33V2H35ZM42 1H43V0H42ZM42 1H41V3H42ZM46 1H48V0H46ZM52 1H53V0H52ZM54 1L56 2V0H54ZM78 1H79V0H78ZM80 1H82V0H80ZM95 1H96V0H95ZM100 1H101V0H100ZM100 1H99V2H100ZM145 1H147V0H145ZM151 1H152V0H151ZM153 1H154V0H153ZM162 1H163V0H162ZM166 1H168V0H166ZM166 1H165V2H166ZM181 1H182V0H181ZM183 1H184V0H183ZM193 1H194V0H193ZM197 1H198V0H196V2H197ZM215 1H216V0H215ZM227 1H228V0H227ZM230 1H231V0H230ZM230 1H229V2H230ZM233 1H234V0H233ZM237 1H238V0H237ZM24 2H25V0H24ZM27 2H28V1H27ZM33 2H32L31 4H30V3H27V4H28V7H29V4L32 5ZM39 2H40V0H38L37 3L39 4ZM44 2H45V0H44ZM44 2H43V3H44ZM75 2H76V1H75ZM83 2H84V0H83ZM90 2H92V1H90ZM103 2H104V1H102V3H103ZM124 2H126V1L124 0ZM129 2H130V1H129ZM129 2L127 1V3H129ZM131 2H132V1H131ZM136 2H137V1H136ZM140 2H142V0H140ZM143 2H144V0H143ZM149 2H150V1H149ZM149 2H148V3H149ZM158 2H159V1H157V3H158ZM170 2H171V1H170ZM173 2H174V1H173ZM176 2H177V1H176ZM187 2H188V1H187ZM189 2H192V0H189ZM196 2H195V3H196ZM199 2H200V1H199ZM199 2H198V3H199ZM202 2H204V1H201L200 3H202ZM209 2H211V0H210ZM212 2H213V1H212ZM255 2H256V1H255ZM0 3H1V2H0ZM12 3H13V2H12ZM21 3H22V2H21ZM43 3H42V5H43ZM47 3H48L49 5L51 4V3H49V2H47ZM65 3H66V2H65ZM69 3H70V2H69ZM78 3H80V2H78ZM97 3H98V2H97ZM100 3H101V2H100ZM106 3H107V2H106ZM111 3H112V2H111ZM122 3H123V2H122ZM122 3L119 4V5H122ZM133 3L135 4V2H133ZM138 3H139V2H138ZM138 3H137V4H138ZM145 3H146V2H145ZM148 3H147V4H148ZM155 3H156V2H155ZM179 3L183 5V2H182V3L179 2ZM179 3L177 4L178 7L180 6ZM200 3H199V4H200ZM206 3H207V1L204 3V5H206ZM213 3H214V2H213ZM215 3H216V2H215ZM235 3H237V2H236V1L233 2V4H235ZM242 3H243V2H242ZM2 4H3V2H2ZM5 4H6V3H5ZM8 4H9V3H8ZM25 4H26V3H24V6H26ZM55 4H56V3H54V4H52V5H55ZM74 4H75V3H74ZM74 4H73V5H74ZM88 4H89V2H88ZM104 4H105V3H104ZM107 4H108V3H107ZM112 4H113V3H112ZM112 4H111V6H112ZM117 4H118V3H117ZM125 4H126V3H125ZM130 4H131V3H130ZM139 4H141V3H139ZM139 4H138V5H139ZM147 4H146V5H147ZM159 4H160V3H159ZM161 4H162V3H161ZM167 4H168V2H167ZM172 4H173V3H172ZM175 4H176V3H175ZM192 4H193V3H192ZM199 4H198V6H199ZM208 4H209V3H208ZM220 4H221V2H220ZM227 4H228V3H227ZM231 4H232V3H231ZM233 4H232V5H233ZM237 4H240V2L238 1ZM237 4H236V5H237ZM246 4H247V3H246ZM254 4H256V3H254ZM258 4H259V3H258ZM14 5H16L15 2H14ZM49 5H48L47 8H49ZM52 5H50V8H52V7H51ZM56 5H57V4H56ZM60 5H61V4H60ZM83 5H84V4H83ZM86 5H87V4H86ZM86 5H85V6H86ZM94 5H95V4H94ZM113 5H114V4H113ZM127 5H128V4H127ZM131 5H133V4H131ZM143 5H144V4H143ZM151 5H152V4H151ZM164 5H165V3H164ZM182 5H181V7H182ZM189 5H190V4H189ZM195 5H196V4H195ZM223 5H226V3L224 4V2H223V3H222V6H223ZM243 5H245V4H243ZM249 5H251V3H250ZM252 5H253V3H252ZM259 5L261 6V4H259ZM8 6H10V5H8ZM35 6H36V2H35ZM37 6H38L37 8H39V9H40V7H43V6H39V5H37ZM46 6H47V5H46ZM46 6H45V7H46ZM58 6H59V5H57V8H58ZM80 6H81V4H80ZM90 6H92V5H90ZM109 6H110V3H109ZM109 6H107V7H109ZM166 6H167V5H166ZM168 6H169V4H168ZM170 6H171V5H170ZM174 6H175V5H174ZM190 6L192 7V5H190ZM196 6H197V5H196ZM196 6H195V9H197ZM201 6H203V3H202ZM207 6H208V5H207ZM229 6H230V3H229ZM229 6H228V7H229ZM239 6H242V5H239ZM253 6H254V5H253ZM255 6H256V5H255ZM263 6H264V4H263ZM263 6H262V7H263ZM1 7H4V6H1ZM15 7H16V6H15ZM17 7H18V6H17ZM26 7H27V6H26ZM30 7H31V9L29 8L30 10H32V8L34 9L33 5L30 6ZM60 7H62V6H60ZM65 7H66V6H65ZM73 7H74V6H73ZM73 7H72V8H73ZM96 7L98 8V6H96ZM119 7H120V8H119V11H120V9H122V8L125 7V6H123V7L119 6ZM135 7H136V6H135ZM135 7H134V8H135ZM137 7H138V6H137ZM147 7H148V6H147ZM214 7H215V5H214ZM219 7H221V6L219 5ZM231 7H232V6H231ZM233 7H234V6H233ZM233 7H232V8H233ZM246 7H247V6H246ZM246 7H245V8H246ZM258 7H259V6H258ZM35 8H36V7H35ZM37 8H36V9H37ZM53 8H54V7H53ZM57 8L55 7L56 10L53 11V13H54V12H57ZM72 8H71V9H72ZM76 8L78 9V6H77ZM84 8H85V7H84ZM94 8H95V6H94ZM97 8H96L95 10L93 9V10L95 11V13L97 12V11H96ZM99 8H100V7H99ZM105 8H106V6H105ZM113 8H114V7H113ZM115 8H116V7H115ZM115 8H114L113 10H115ZM117 8H118V6H117ZM128 8H129V7H128ZM132 8H133V7H132ZM139 8H140V7H139ZM174 8H177V7H174ZM187 8H188V10H189V7H186V9H187ZM192 8H194V7H192ZM222 8H223V7H222ZM236 8H237V6H236ZM236 8H235V9H236ZM240 8H241V7H240ZM240 8H239V10H240ZM247 8H248V7H247ZM249 8H250V7H249ZM3 9H4V8H3ZM6 9H7V8H6ZM26 9H28V8H26ZM41 9H42V8H41ZM41 9H40L39 11L43 12ZM43 9H45V8L43 7ZM63 9H64V8H63ZM66 9H67V8H66ZM79 9H80V8H79ZM103 9H104V8H103ZM103 9H102V12L105 11V10L103 11ZM123 9H124V8H123ZM146 9H147V8H146ZM149 9H150V8H149ZM159 9H160V8H159ZM200 9H201V8H200ZM200 9H199V11H200ZM203 9H204V8H203ZM203 9H202V10H203ZM206 9H207V8H206ZM215 9H216V8H215ZM217 9H218V8H217ZM220 9H221V8H220ZM225 9H227V8H225ZM225 9H224V10H225ZM229 9H230L231 11L233 10V9H231L230 7L228 8V10H229ZM237 9H238V8H237ZM241 9H242V8H241ZM258 9H259V8H258ZM263 9H264V7H263ZM19 10H23L22 7H20ZM24 10H25V9H24ZM37 10H38V9H37ZM48 10H50V9H48ZM75 10H76V9H75ZM87 10H88V9H87ZM99 10H100V9H99ZM107 10H109V9L107 8ZM157 10H158V8H154V9H152L153 12H156ZM160 10H162V9H160ZM163 10H164V9H163ZM177 10H178V9H176V12H177ZM202 10H201V11H202ZM208 10H209V8H208ZM247 10H248V9H246V11H247ZM249 10H251V9H249ZM14 11H16V8L14 9ZM46 11H47V10H45V13L48 12V11H47V12H46ZM50 11H51V10H50ZM79 11H81V10H79ZM117 11H118V10H117ZM122 11H124V10H122ZM122 11H120V13H122V14L125 13V12H122ZM125 11H126V10H125ZM131 11H132V10H131ZM131 11H130V12H131ZM134 11H135V10H134ZM134 11H132V12H134ZM139 11H141V9H140ZM174 11H175V10H174ZM178 11H179V10H178ZM194 11H195V10L193 9V12H192V11H191V12H192L193 14H195ZM210 11H212V10L210 9ZM217 11H219V10H217ZM221 11H222V10H221ZM225 11H226V10H225ZM241 11H242V10H241ZM241 11H240V12H241ZM10 12H11V10H10ZM17 12H18V11H17ZM20 12H22V11H20ZM35 12H37V11H35ZM41 12H40L39 16H41ZM64 12L66 13V11H64ZM81 12H82V11H81ZM85 12H86V11H85ZM87 12H88V11H87ZM102 12H101V14H102ZM109 12H111V10H110ZM115 12H116V11H115ZM126 12H127V11H126ZM135 12H136V11H135ZM144 12H145V11H144ZM149 12L151 13V11H149ZM153 12H152V15L150 14L152 17L154 16V15H153ZM195 12H196V11H195ZM197 12H198V11H197ZM202 12H203V11H202ZM204 12H205V11H204ZM223 12H224V11H223ZM228 12H229V11H228ZM228 12H227V13H228ZM236 12H237V10H236ZM251 12H252V11H251ZM261 12H262V11H261ZM30 13H31V11H30ZM38 13H39V12H37V14H38ZM51 13H52V11L50 12V14H51ZM59 13H60V11H59ZM67 13H68V12H67ZM78 13H79V12H78ZM112 13H113V11H112ZM112 13H111V14H112ZM120 13H119V14H120ZM139 13H140V12H139ZM146 13H147V12H146ZM167 13H168V12H167ZM179 13H180V12H179ZM192 13H191V14H192ZM207 13H208V11H207ZM213 13H214V12H213ZM225 13H226V12H224V14H225ZM248 13H249V12H248ZM7 14H9V13H7ZM21 14H23V13H21ZM54 14H55V13H54ZM62 14H63V13H62ZM74 14H75V13H74ZM88 14H90V13H88ZM93 14H94V13L92 12V17H93V18H94V17H97L98 15H99L98 19H99L100 17H104V16H101V15H100V12H99L98 15H97V13H96V16H95V14H94V16H93ZM106 14H107V12H106ZM115 14H116V13H115ZM115 14H114V15H115ZM122 14H121V15H122ZM126 14H128V13H126ZM137 14H138V13H136V15H137ZM143 14H144V13H143ZM165 14H166V13L163 12L162 17L159 19V22H161V23H165V21L167 20V17L165 16ZM193 14H192V15H193ZM197 14H198V15H197V18H201V15H202V14H201L200 16H199L200 13H197ZM216 14H218V13H216ZM220 14H221V12H220ZM229 14H230V12H229ZM233 14H234V13L232 12V15H233ZM237 14H238V13H237ZM242 14H244V12H243ZM262 14H263V12H262ZM3 15H4V14H3ZM25 15H26V14H25ZM28 15H29V14H28ZM28 15H27V16H28ZM33 15L35 16L34 13H33ZM33 15H32V16H33ZM60 15H61V14H60ZM81 15H82V14H81ZM84 15H85V14H84ZM102 15H103V14H102ZM107 15H108V14H107ZM116 15H117V14H116ZM123 15H124V14H123ZM123 15H122V16H123ZM133 15H134V14H133ZM172 15H173V14H172ZM187 15H188V14H187ZM192 15H191V16H192ZM203 15H204V14H203ZM238 15H239V14H238ZM238 15H237V17H239ZM5 16L7 17V20H8L9 17H8L7 15H5ZM11 16H13L12 13H11ZM11 16H10V17H11ZM16 16H17V15H16ZM27 16H24V19H23V16H22V21H24V25H25V26H24V27H21V25H20V28H24L23 30H25L26 25H27V24H30V21H31L30 18H28ZM30 16H31V14H30ZM37 16H38V15H36V17H37ZM49 16H50V15H49ZM53 16H54V15H53ZM61 16H63V15H61ZM61 16H60V17H61ZM68 16H69V14H68ZM105 16H106V15H105ZM110 16H111V15H110ZM112 16H113V15H112ZM124 16H125V15H124ZM146 16H147V15H146ZM158 16H159V15H158ZM198 16H199V17H198ZM209 16H210V15H209ZM214 16H216V15H214ZM224 16H225V15H224ZM228 16H230V15H228ZM233 16H235V14H234ZM246 16H247V15H246ZM256 16H257V14H256ZM18 17H19V15H18ZM18 17H17V18H18ZM20 17H21V15H20ZM20 17H19V19H18L19 21H20V19H21ZM41 17L43 18V15H42ZM41 17H40V18H41ZM50 17H51V16H50ZM55 17L58 18L59 15H58V16H55ZM65 17H66V16H65ZM74 17H75V15H74ZM84 17H85V16H84ZM115 17H116V16H115ZM126 17H127V16H126ZM126 17H125V18H126ZM132 17H133V16H132ZM132 17H131V18H132ZM135 17H136V16H135ZM137 17H138V16H137ZM141 17H142V16H141ZM143 17H144V16H143ZM182 17H185V16L183 15ZM193 17L196 18L195 15H194ZM205 17L208 18L207 16H205ZM212 17H213V16L211 15V18H212ZM231 17H232V16H230V18H231ZM240 17H241V16H240ZM243 17H244V16H243ZM243 17H242V18H243ZM33 18H34V17H33ZM48 18H49V17H48ZM48 18L46 17V19H48ZM80 18H81V17H80ZM82 18H83V17H82ZM89 18H90V17L88 16V19H89ZM105 18H106V17H105ZM116 18H117V17H116ZM122 18H124V17H122ZM202 18H203V16H202ZM216 18H217V16H216ZM225 18H226V16H225ZM250 18H251V17H250ZM2 19H4V18H2ZM11 19H12V18H11ZM11 19H9V21H11ZM34 19H36V18H34ZM43 19H44V18H43ZM60 19H61V18H60ZM70 19H71V18H70ZM75 19L77 20L78 18H75ZM83 19H84V20H83ZM83 19H82V20L85 21V18H83ZM101 19H102V18H101ZM101 19H99V21H102ZM103 19H104V18H103ZM129 19H130V18H129ZM133 19H134V18H133ZM136 19H137V18H136ZM138 19H139V17H138ZM138 19H137V20H138ZM142 19H144V22H146V21H145L146 18H142ZM148 19H150V18L148 17ZM192 19H193V18H192ZM192 19H191V20H192ZM233 19H234V18H232V20H233ZM243 19H245L244 21H246L247 23H250V22H251V21L248 22V21H249V20H248L249 18H246V17H245V18H243ZM255 19H256V18H255ZM5 20H6V19H5ZM18 20H17V21H18ZM36 20H37V21H35V22H37V24H38V20H39V19L37 18ZM48 20H50V19H48ZM56 20H57V19H56ZM56 20H55V22H56ZM61 20H62V19H61ZM64 20H65V19H64ZM93 20H94V19H92V20L89 19V22H88L87 24H88L89 26H91L92 29L98 27V29L100 30V27L98 26L100 23H98V22H94ZM107 20L109 21V18L106 19L105 21H107ZM117 20H119V19L117 18ZM126 20H128V18H127ZM150 20H151V19H150ZM184 20H185V18H184ZM188 20H190V19H188ZM194 20H196V19H194ZM200 20L202 21V19H200ZM206 20H207V19H206ZM209 20H210V19H209ZM222 20H225V19H222ZM234 20H235V19H234ZM263 20H264V19H263ZM13 21H14V19H13ZM15 21H16V20H15ZM22 21H20L21 24H22ZM33 21H34V20H33ZM39 21H40V20H39ZM51 21H52V20H50V22H51ZM62 21H63V20H62ZM79 21H80V20H79ZM110 21H111V20H110ZM110 21H109V24L107 23V24H108V26L106 25L107 27H110ZM112 21H113V19H112ZM138 21H140V20H138ZM178 21H179V20H178ZM181 21H182V19H181ZM201 21H200V23H201ZM207 21H208V20H207ZM210 21H211V20H210ZM216 21H218V20L216 19ZM219 21H221V20L219 19ZM219 21H218V22H219ZM241 21H242V20H241ZM259 21H260V20H259ZM0 22H1V21H0ZM2 22H3V21H2ZM40 22H41V21H40ZM44 22H45V21H44ZM66 22H67V21H66ZM66 22L64 21L65 25H66ZM74 22H75V21H73V23H74ZM77 22H78V21H77ZM113 22H114V21H113ZM117 22H118V21H117ZM119 22H120V21H119ZM128 22H129V21H128ZM156 22H157V21H156ZM191 22H192V21H191ZM196 22H197V21H195V24H196ZM202 22L205 24V21H204V20H203ZM212 22H213V21H212ZM235 22H236V21H235ZM246 22H244V23L246 24ZM254 22H255V21H254ZM254 22H253V23H254ZM256 22H257V24H258V19L256 20ZM260 22H261V21H260ZM15 23H16V22H15ZM41 23H42V22H41ZM53 23H54V22H53ZM57 23H58V22H57ZM59 23H60V21H59ZM59 23H58V24H59ZM62 23H63V22H62ZM64 23H63V24H64ZM68 23H70V22H67V24H68ZM73 23H72V25H73ZM78 23H79V22H78ZM97 23H98V24H97ZM102 23H104V22H101V25H102ZM115 23H116V22H115ZM115 23H114V25H112V23H111V25H112L113 28L116 27ZM138 23H139V22H138ZM138 23L135 24L137 27L139 26V25H137ZM140 23H141V22H140ZM140 23H139V24H140ZM153 23H155V22H153ZM172 23H173V22H172ZM193 23H194V22H193ZM200 23H199V24H200ZM224 23H227V22H224ZM224 23H223V24H224ZM5 24H6V23H5ZM8 24H11V23L8 22ZM8 24H7V25H8ZM16 24H17V26H18L19 23H16ZM33 24H34V23H33ZM37 24H36V25H37ZM43 24H44V23H43ZM43 24H42V25H43ZM49 24H50V23H49ZM58 24H57V26H58ZM74 24H75V23H74ZM79 24H80V23H79ZM84 24H85V22H84ZM105 24H106V23H105ZM141 24H144V23H141ZM155 24H156V23H155ZM213 24H214V26H215V23H213ZM213 24H212V25H213ZM217 24H218V23H217ZM219 24H220V23H219ZM219 24H218V26H219ZM250 24H251V23H250ZM250 24H249V26H247V28L250 27ZM12 25L14 26V24H12ZM36 25H34V26L36 27ZM46 25H48V23L45 24V26H46ZM60 25H62V24H60ZM70 25H71V24H70ZM131 25H133V24H131ZM145 25H146V24H145ZM147 25H149V24H147ZM151 25H152V23H151ZM206 25H207V23H206ZM208 25H209V22H208ZM224 25H225V27H226V24H224ZM224 25H223V26H224ZM240 25H241V24H240ZM9 26H10V25H9ZM22 26H23V24H22ZM45 26H43V27L46 28ZM53 26H54V25H53ZM53 26H52V27H53ZM73 26H75V25H73ZM82 26H83V25H82ZM82 26L80 25L79 27L81 28ZM84 26H86V25H84ZM142 26H144V25H142ZM142 26H141V27H142ZM154 26L156 27V25H154ZM154 26H153V27H154ZM182 26H183V25H182ZM216 26H217V25H216ZM218 26H217V27H218ZM242 26H243V25H242ZM5 27H6V26H5ZM14 27H16V26H14ZM37 27H38V26H37ZM49 27H50V25H49ZM66 27H67V25L65 26V28H64V25H63V28H64V29L62 28V31L64 32V35H65V32H68V31H66ZM75 27H76V26H75ZM79 27H78V28H79ZM102 27H105V26H102ZM102 27H101V28H102ZM107 27H106V28H107ZM117 27L119 28V26H117ZM131 27H132V26H131ZM139 27H140V26H139ZM139 27H138V28H139ZM145 27H146V26H145ZM145 27H144V28H145ZM157 27H158V25H157ZM207 27H208V26H207ZM212 27H213V26H212ZM228 27H229V26H228ZM228 27H227V28H228ZM233 27H234V26H233ZM254 27H256V25H255ZM254 27H252V28L254 29ZM257 27H258V26H257ZM11 28H12V26H11ZM18 28H19V27H18ZM20 28H19V29H20ZM32 28H33V26H32ZM40 28H42V26H41ZM47 28H48V26H47ZM56 28L58 29V27H56ZM68 28H69V27H68ZM71 28H72V27H71ZM78 28H76V29H78ZM80 28H79V29H80ZM86 28H87V27H86ZM89 28H90V27H89ZM89 28H88V29H89ZM91 28H90V29H91ZM146 28H148V27H146ZM146 28H145V29H146ZM149 28H150V26H149ZM161 28H162V27H161ZM173 28H174V27H173ZM176 28H178V27H176ZM176 28H174L173 30H175ZM179 28H180V27H179ZM185 28H186V27H185ZM208 28H209V27H208ZM214 28L216 29V27H214ZM219 28H220V27H219ZM221 28H222V27H221ZM227 28H225V30H227ZM230 28H231V26H230ZM230 28H228V29H230ZM243 28H245V27H243ZM6 29H7V28H6ZM9 29H10V28H9ZM14 29H15V28H14ZM19 29H18V30H19ZM29 29H31V28L29 27ZM29 29L27 30L26 34L30 31ZM34 29H35V28H34ZM34 29H33V30H34ZM36 29H37V28H36ZM53 29H54V28H53ZM72 29H73V28H72ZM102 29H104V28H102ZM108 29H109V28H108ZM134 29H135V27H134ZM145 29H144V30H145ZM152 29L154 30V28H152ZM195 29H196V28H195ZM205 29H206V28H205ZM258 29H259V28H258ZM260 29H261V28H260ZM40 30H41V29H40ZM40 30L38 29V31H40ZM50 30H51V29H50ZM54 30H55V29H54ZM80 30H81V29H80ZM93 30H94V29H93ZM93 30H92V31H93ZM96 30H97V29H96ZM106 30H107V29H106ZM124 30H126V29H124ZM132 30H133V27H132ZM135 30H136V29H135ZM137 30H139V29H137ZM144 30H143V31H144ZM149 30L152 31L151 28H150ZM169 30L171 31V28H170ZM183 30H184V29H183ZM191 30H192V29H191ZM208 30H210V28H209ZM208 30H206V31H208ZM221 30L224 31V29H221ZM231 30H233V31H234L233 33H235V30H234L233 28L230 29V32H231ZM238 30H241L240 27H239V29H237V32H238ZM244 30H245V29H244ZM244 30H243V31H244ZM246 30H247V29H246ZM11 31H12V30H11ZM16 31H17V30H16ZM25 31H26V30H25ZM34 31H35V30H34ZM41 31H42V30H41ZM58 31H60V28H59ZM74 31H75V30H74ZM76 31H77V30H76ZM97 31H98V30H97ZM114 31H115V30H114ZM118 31H119V30H118ZM120 31H121V30H120ZM126 31H127V30H126ZM140 31H141V28H140ZM154 31H157V30H154ZM158 31H159V30H158ZM165 31H166L168 34L170 33V32H168L167 30H165ZM177 31H178V30H177ZM186 31H187V30L185 29V32H186ZM194 31H195V30H194ZM212 31H213V30H212ZM255 31H256V29H255ZM259 31H262V29L259 30ZM21 32H22V31H21ZM31 32H32V31H31ZM35 32H36V31H35ZM46 32H47V31H46ZM46 32H45V33H46ZM70 32H71V31H70ZM78 32H79V31H78ZM83 32H84V31H83ZM85 32H86V31H85ZM98 32H100V31H98ZM98 32H97V33H98ZM106 32H107V31H106ZM122 32H124V31H122ZM128 32H129V31H128ZM135 32H137V31H135ZM145 32H146V31H145ZM175 32H176V30H175ZM185 32H184V33H185ZM239 32H240L239 34H241V31H239ZM248 32H250V31L248 30ZM17 33H18V32H17ZM32 33H34V32H32ZM37 33H38V32H37ZM39 33H41V32H39ZM42 33H43V32H42ZM76 33H77V32H76ZM89 33H90V32H89ZM140 33H141V32H140ZM142 33H143V32H142ZM142 33H141V35H142ZM150 33H151V32H150ZM153 33H154L153 35L155 36V35H156L155 33H157V32H153ZM158 33H159V32H158ZM163 33H164V31H163ZM163 33H161V34H163ZM182 33H183V31H182ZM182 33H180V34H182ZM186 33H189V31L186 32ZM191 33H192V32H191ZM191 33H189V35H190ZM209 33H210V32H208V36H209ZM233 33L231 32V35H232ZM250 33L253 34V30H252V32H250ZM19 34H20V37H21L22 34H21V33H19ZM29 34H30V33H29ZM79 34H80V33H79ZM106 34H107V33H106ZM111 34H112V32H111ZM114 34L117 36V33H114ZM121 34H122V33H121ZM121 34L119 33V35H121ZM123 34H124V33H123ZM128 34H129V33H128ZM176 34H177V33H176ZM211 34H212V33H211ZM216 34H218V33H216ZM225 34H226V33H225ZM237 34H238V33H237ZM237 34H236V36H237ZM246 34H247V33H246ZM248 34H249V33H248ZM248 34H247V35H248ZM13 35H14V34H13ZM23 35H24V34H23ZM32 35H33V34H32ZM34 35L36 36L37 34H34ZM38 35H39V34H38ZM40 35H43V34H40ZM46 35H47V34H46ZM46 35H45L44 38H47ZM74 35H75V33H74ZM86 35H87V33H86ZM88 35H90V34H88ZM88 35H87V36H88ZM91 35H92V34H91ZM94 35H95V34H94ZM126 35H127V33H126ZM126 35L124 34V36H126ZM143 35H144V37L146 36L145 34H143ZM151 35H152V33H151ZM157 35H158V34H157ZM163 35H164V34H163ZM165 35H166V34H165ZM183 35H184V34H183ZM185 35H186V34H185ZM191 35H192V34H191ZM194 35H195V33H194ZM198 35H199V33H198ZM200 35H201V34H200ZM205 35H206V34H205ZM205 35H204V36H205ZM234 35H235V34H234ZM234 35H233V36H234ZM25 36H26V35H25ZM27 36H28V35H27ZM48 36H49V35H48ZM60 36H61V35H60ZM81 36H82V35H81ZM96 36H97V34H96ZM96 36H95V37H96ZM102 36H103V35H101V37H102ZM116 36L114 37V39H116ZM135 36H137V35H134V38L136 39ZM158 36H159V35H158ZM166 36H169V35H166ZM180 36H181V35H180ZM206 36H207V35H206ZM212 36H213V35H212ZM214 36H215V34H214ZM214 36H213V37H214ZM241 36H242V34H241ZM241 36H240V37H241ZM39 37H40V36H39ZM39 37H37V38L39 39ZM56 37H57V36H56ZM78 37H79V36H78ZM89 37H90V36H89ZM98 37H99V36H98ZM104 37H105V35H104ZM104 37H103V38H104ZM117 37H118V36H117ZM130 37H131V36H130ZM138 37H139V36H138ZM149 37H150V36H149ZM156 37H157V36H156ZM160 37H161V36H160ZM176 37H177V36H176ZM178 37H179V36H178ZM178 37H177V38H178ZM181 37H182V36H181ZM181 37H179V38H181ZM185 37H186V36H185ZM194 37H195V36H194ZM198 37H199V36H198ZM201 37H203V36L201 35ZM201 37H200V38H201ZM225 37H226V35H225ZM238 37H239V36H238ZM238 37H237V38H238ZM242 37H244V36H242ZM249 37H250V36H249ZM9 38H10V37H9ZM18 38H19V37H18ZM18 38H17V39H18ZM22 38H23V36H22ZM34 38H36V37H34ZM34 38H32V39H34ZM37 38H36V39H37ZM40 38H41V37H40ZM42 38H43V37H42ZM54 38H55V35H54ZM90 38L92 39V37H90ZM99 38H100V37H99ZM105 38H106V37H105ZM111 38H112V37H111ZM125 38H126V37H125ZM131 38H133V37H131ZM141 38H142V37H141ZM179 38H178V40H179ZM195 38H196V37H195ZM195 38H193V39H195ZM203 38H204V37H203ZM209 38H210V37H209ZM215 38H216V37H215ZM217 38H218V35H217ZM226 38H227V37H226ZM228 38H230V37H228ZM247 38H248V37H247ZM250 38H251V37H250ZM255 38H256V37H255ZM255 38H254V39H255ZM25 39H26V38H25ZM38 39H37V40H38ZM51 39H52V38H51ZM57 39H58V37H57ZM61 39H62V38H61ZM61 39H60V40H61ZM66 39H67V37H66ZM77 39H79V40H77V41H80V40H81L80 38H77ZM87 39H88V38H87ZM96 39H97V37H96ZM100 39H101V38H100ZM143 39H146V38H143ZM153 39H156V38H153ZM157 39H158V41H159V37H158ZM157 39H156L155 42H157ZM170 39H171V38H170ZM190 39H191V38H189V40H190ZM193 39H192V40H193ZM198 39H199V38H198ZM198 39H197V40H198ZM207 39H208V38H207ZM235 39H236V37H235ZM248 39H249V38H248ZM20 40H21V39H20ZM20 40H19V42H20ZM22 40H24V38H23ZM22 40H21V41H22ZM26 40H27V39H26ZM34 40H35V39H34ZM34 40H30V42H31V41H34ZM42 40H43V39H42ZM42 40H41V41H42ZM54 40H55V39H54ZM63 40H64V39H63ZM63 40H62V41H63ZM68 40H69V36H68ZM72 40H73V39H72ZM112 40H113V38H112ZM126 40H127V39H126ZM137 40H138V39H137ZM141 40H142V39H141ZM147 40H148V39H147ZM160 40H162V38H160ZM163 40L168 41V40L166 39V37H165V39H163ZM163 40H162V41H163ZM181 40H182V38H181ZM183 40H187V39H183ZM183 40H182V41H183ZM195 40H196V39H195ZM203 40H204V39H203ZM212 40H213V39H212ZM219 40H221V36H220V39H219ZM222 40H223V38H222ZM222 40H221V41H222ZM230 40H231V39H230ZM230 40H228V41H230ZM232 40H233V39H232ZM242 40H243V38H242ZM2 41H3V40H2ZM35 41H36V40H35ZM48 41H49V40H48ZM48 41H47V42H48ZM57 41H58V40H57ZM64 41H66V40H64ZM64 41H63V42H64ZM69 41H70V40H69ZM74 41H75V40H74ZM74 41H72V42L74 43ZM83 41H84V40H83ZM93 41H95V40H92V43H93ZM96 41H98V40H96ZM116 41H117V40H116ZM142 41H143V40H142ZM151 41H152V40H151ZM187 41H188V40H187ZM207 41H208V40H207ZM210 41H211V39L209 40V43H210ZM233 41H234V40H233ZM233 41H232V42H233ZM236 41L238 42V40H236ZM247 41L249 42V44H248V46H249L252 42H250L249 40H247ZM25 42H26V41H25ZM28 42H29V40H28ZM30 42H29V43H30ZM42 42H43V41H42ZM42 42H38L37 45H39V43H42ZM47 42H46V44H48V45H50L51 43H56V42H51V43L49 44V43H47ZM58 42H59V41H58ZM66 42H68V41H66ZM81 42H82V41H81ZM135 42H136V41H135ZM138 42H140V41H138ZM144 42H145V41H144ZM155 42H154V43H155ZM164 42H165V41H164ZM177 42H178V41H177ZM183 42H184V41H183ZM185 42H186V41H185ZM193 42H194V41H193ZM198 42H199V41H198ZM198 42H197V43H198ZM201 42H202V40H201ZM203 42H204V41H203ZM203 42H202V43H203ZM217 42H218V41H217ZM242 42H244V41H242ZM23 43H24V41H23ZM43 43H44V42H43ZM64 43H65V42H64ZM64 43H62V44H64ZM82 43H86V41H85V42H82ZM94 43H96V45L98 46V50H97V52L94 51V52H95V53H94L95 56L93 55L94 58H88V57H90V56H88L87 53H86V51H88V49H87L86 47H85V48H86L87 50H84V49H83V50H84V53H85L88 57L83 53L82 50H80V48H79L78 46H77V48L71 46L69 49H67V47H66V49L68 50L69 53H72V52H73V54H75L74 57H71V58L68 57L69 59H68L67 57L65 58V57H63V56H62L63 58H62V57L60 58L61 55H56V54H54V56L56 55V57L54 58V56H53L52 59H53L54 61H55L56 59L58 60L59 68L57 67V65H53V67L56 66V68H57V69H60L59 71H61L63 74H61V72L59 73V71H57V69H56L55 71H53V70H52V71H53V72H56V71H57L59 74H61V75L64 76L63 79H65V83H67L68 85H66V88H64V85H65V84H63V85L61 86V87H63V91H61V89H60V90L57 89V90L61 91L60 93H62V92H65V89H66V90H67L66 92H67L68 94L70 93L69 95H72V96H73V99H72V100H73V102L75 103V104H74V105H75V109H76V107H77V109H78V113H77L78 116H77V118L75 119L76 121H75L73 124L71 123V125H72V126H71V129H70V127H69V129L71 130V132L69 131L70 133H69V132H68V133L71 135V138H72V140L74 141V144L72 143V144L74 145V148H76V149H78V150H79V148H81V150H79V151H82V153H81V152H78V153H80L81 155H78V154H76L75 152H74V153H75L76 155L79 156V159H80V157H83V159H85V157H86V158H89V156H90V154H91L92 152L99 153V154H97L98 156H95V157H96V160H95L96 163H93V162H92L93 164H97V159H98L97 157H99V161H100L101 152L104 150V153H105V149L107 148L108 144H110V146H112L111 144H115V143H116V144H115L116 147H114V148H117V150L119 151L120 149H118V148H120L121 145L119 146V145H117V143L121 141V143L123 144L122 141H123V140L125 141V138H126V137H127L126 140H127V142H128L129 139L131 140V138H129V136L132 134V132H135V128H134V125H133V121L131 122L132 118L129 119L130 117L128 118L129 114L127 113L128 109H130L129 106H131V105H128V103H126V100L124 99V95H125L126 93H124L122 90H120V89H122V88H120V89L118 88V86H119V87L122 86V85H121V86L119 85L120 83L118 84V80H120V78L123 77V74H120V73H119V74H117V75H114L112 72L110 73V70H109V69H110V67H111V64H116V62H118V60H119V57L123 56V58H121L120 60H122V62H124V64H127V65H128V69L131 70V71L133 72V71H137V70L139 69V68H138V67H139V66H138L139 60H137V61H138V63H137V62H136V59H135L136 56L133 57L132 55H131V56L128 55L129 51H130V50L132 51V49L128 50V52H127V51L125 52V49H126V48H125V49L123 48V49H124V51H123L122 48L119 47V45L117 44L118 41H117V43H116V42H112V41L110 42L109 40L106 41L105 39H102L101 41L99 40V44H97V42H94ZM119 43H120V42H119ZM136 43H137V42H136ZM146 43H147V42H146ZM148 43H149V40H148ZM150 43H151V42H150ZM161 43L163 44V42H161ZM186 43H187V42H186ZM195 43H196V42H195ZM195 43H192L193 46H194ZM197 43H196V44H197ZM202 43H201V45H202ZM225 43H226V41H225ZM238 43H239V42H238ZM257 43H258V42H257ZM19 44L22 45V43H19ZM19 44H17L18 47L20 46ZM25 44H26V43H25ZM25 44H24V45H25ZM32 44H33V43H32ZM35 44H36V43H35ZM62 44H61V45H62ZM75 44H76V42H75ZM77 44H78V43H77ZM79 44H80V43H79ZM137 44L142 45L141 43H137ZM158 44H159V43H158ZM158 44H157V45H158ZM192 44H191V48H193V49L195 50L196 48H195V47H192ZM205 44H206V43H205ZM219 44H220V41H219ZM227 44H229V43H227ZM240 44H242V43H240ZM243 44H244V43H243ZM26 45H27V44H26ZM26 45H25V46L22 45V48L20 47V48H19V49H20L19 51L22 52V49L24 50L25 47H26ZM29 45H30V44H28V46H29ZM52 45H54V44H52ZM52 45H51V46H52ZM57 45H58V44H57ZM66 45H68V44H66ZM73 45H74V44H73ZM92 45H93V44H92ZM134 45H135V44H134ZM143 45H145V43H144ZM148 45H149V44H148ZM150 45H151V44H150ZM153 45H154V44H152L151 46L153 47ZM155 45H156V44H155ZM179 45H180V44H179ZM179 45H178V46H179ZM185 45H186V44H185ZM198 45H199V43H198ZM198 45H197V46H198ZM201 45H199V46H201ZM207 45H208V44H207ZM212 45H213V43H212ZM224 45H225V44H224ZM229 45H230V44H229ZM234 45H235V43H234ZM253 45H255V44L253 43ZM28 46H27V48H26L27 50L25 49V50H24L25 52L23 51V53H25L24 55H27V56H28V53H29V55L31 54V53L28 51V49H29ZM41 46H42V44H41ZM69 46H70V45H69ZM83 46H84V45H83ZM125 46H126V45H125ZM146 46H147V45H146ZM159 46H160V45H159ZM167 46H168V48H169V45H168V44L166 45V47H167ZM181 46H182V45H181ZM186 46H188V45H186ZM203 46H205V45L203 44ZM203 46H201V47L203 48ZM220 46H223V45H220ZM226 46H227V45H226ZM226 46H223V47H226ZM238 46H239V48H240L241 45H238ZM246 46H247V43H246ZM259 46H260V45H259ZM261 46H262V45H261ZM23 47H24V48H23ZM30 47L32 48L33 45L30 46ZM35 47H36V46H35ZM52 47H53V46H52ZM52 47H51V50H52ZM57 47H60V44H59ZM61 47L63 48V46H61ZM61 47H60V48H61ZM64 47H65V45H64ZM80 47H81V46H80ZM88 47H89V44H88ZM94 47H95V46H94ZM123 47H124V44H123ZM142 47H144V46H142ZM154 47H155V46H154ZM156 47H158V46H156ZM162 47H163V46H161L160 48H162ZM166 47H165V48H166ZM207 47H209V46H207ZM207 47H205V48H207ZM210 47H211V46H210ZM217 47H219V46H217ZM228 47H229V46H228ZM244 47H245V46H244ZM36 48H37V47H36ZM36 48H35V49H36ZM38 48H39V46H38ZM38 48H37V49H38ZM62 48H61L60 50H62ZM72 48H73V51H72ZM83 48H84V47H83ZM95 48H97V47H95ZM119 48H120V49H119ZM134 48H138V46H137V47H134ZM148 48L151 49L150 46H149ZM168 48H167V49H168ZM182 48H183V47H182ZM188 48H189V46H188ZM202 48H201V49H202ZM241 48H242V47H241ZM241 48H240V50L242 51ZM33 49H34V48H33ZM40 49H41V48H40ZM58 49H59V48H58ZM74 49H76L77 52H76ZM78 49H79L80 51H79ZM89 49H90V47H89ZM150 49H148L147 51H149ZM152 49H153V48H152ZM155 49H157V48H155ZM158 49H159V48H158ZM167 49H166V50H167ZM172 49H173V48H172ZM201 49L199 48L198 51H197V50H196V51L199 52V51H201ZM207 49H209V48H207ZM211 49L213 50V47H212ZM214 49H215V47H214ZM230 49H231V48H230ZM237 49H238V48H237ZM248 49H249V48H248ZM252 49L255 50L254 47H253ZM11 50H12V48L10 49V52H11ZM42 50H43V49H42ZM63 50H64V49H63ZM137 50H138V49H137ZM137 50H136V51H137ZM139 50H140V49H139ZM161 50H162V49H161ZM183 50H184V49H182V51H183ZM185 50L187 51L186 48H185ZM218 50H219V49H218ZM222 50H223V49H222ZM246 50H247V49H246ZM246 50L244 49V51H246ZM257 50L259 51V49H256V50H255L256 53L258 52ZM260 50H261V49H260ZM14 51H15V53H16V50H14ZM19 51H18V52H19ZM26 51H28L27 54H26ZM30 51H32V50L30 49ZM33 51H35V50H33ZM36 51H37V50H36ZM46 51H47V50H46ZM56 51H57V49H56ZM74 51H75L76 53H75ZM131 51H130V52H131ZM147 51H145V49H144V52H145V53H146ZM159 51H160V50H158V52H159ZM162 51H163V50H162ZM169 51H170V49H169ZM176 51H178V50H176ZM180 51H181V50H179L178 52H180ZM190 51H191V50H189L188 52H190ZM241 51H239V52H241ZM249 51H250V50H249ZM37 52L39 53V52H41V51L39 50V51H37ZM48 52H49V50H48ZM59 52H60V51H59ZM59 52H58V53H59ZM68 52H67V53H68ZM133 52H134V51H133ZM139 52H141V51H139ZM144 52H142V53H144ZM152 52H154V51H152ZM158 52H155V53H158ZM164 52H165V51H164ZM188 52H186V53H188ZM203 52H204V51H202V53H203ZM206 52H207V51H206ZM206 52H205V53H206ZM209 52H210V51H209ZM211 52H212V51H211ZM211 52H210V53H211ZM214 52H215V50H214ZM236 52H237V51H236ZM236 52H235V53H236ZM247 52H248V50H247ZM247 52H246V54H247ZM252 52H253V50H252ZM12 53H13V52H12ZM35 53H36V52H34V54H35ZM46 53H47V52H46ZM52 53H53V52H52ZM67 53L65 52V54H67ZM131 53H132V52H131ZM155 53H154V54H155ZM161 53H162V52H161ZM165 53H166V52H165ZM171 53H172V52H171ZM171 53H170V54H171ZM186 53L184 52L183 55L185 54L184 56H186V55H187ZM220 53H221V50H220ZM228 53H229V52H228ZM235 53L233 52V54H235ZM237 53H238V52H237ZM253 53H254V52H253ZM34 54H32V55H34ZM36 54H37V53H36ZM41 54H43V53L41 52ZM48 54H49V53H48ZM60 54H63V53H60ZM129 54H130V53H129ZM132 54H133V53H132ZM138 54H140V53H138ZM146 54H147V53H146ZM170 54H169V55H170ZM180 54L182 55L181 52H180L178 55H180ZM195 54L197 55V53H195ZM195 54H193V55H195ZM213 54L216 55V53H213V52H212V54H210L211 57H212ZM248 54H249V53H248ZM248 54H247V55H248ZM261 54H262V52H261ZM10 55H11V54H10ZM12 55H14V54H12ZM17 55H18V54H17ZM17 55H16V56H17ZM19 55H22V56H23V54H20V53H19ZM32 55H31V56H32ZM43 55H44V54H43ZM43 55H40V56H42V59H43ZM46 55H47V54H46ZM133 55H134V54H133ZM147 55H148V54H147ZM151 55H153V53H152ZM169 55H168V57H169ZM181 55H180V58L182 57ZM193 55H192V56H193ZM223 55H224V53H223ZM238 55H239V56L241 55V57H244V56H242V53H239ZM238 55H237V56H238ZM263 55H264V54H262V56H263ZM36 56L38 57V55H36ZM36 56H35V57H36ZM40 56H39V57H40ZM51 56H52V55H51ZM66 56H67V55H66ZM139 56H140V55H139ZM148 56H149V55H148ZM148 56H147V58H148ZM154 56H155V55H154ZM156 56H157V55H156ZM159 56H160V54H159ZM189 56H190V55H189ZM200 56H201V55H200ZM200 56H199V57H200ZM225 56H226V55H225ZM237 56H236V57H237ZM260 56H261V55H260ZM24 57H26V56H24ZM32 57H33V56H32ZM32 57H31V59H32ZM37 57H36V58H37ZM44 57H45V56H44ZM142 57H143V55H142ZM160 57H161V56H160ZM165 57L168 58L167 56H165ZM172 57H173V55H172ZM199 57H198V58H199ZM207 57H208V56H207ZM218 57H219V56H218ZM218 57H215V58H218ZM250 57H255V56H252V55H251ZM256 57H259V55L256 56ZM17 58H18V56L16 57V59H17ZM26 58H27V59H26V60L24 59L25 62H23V63H27L29 56L26 57ZM33 58H34V57H33ZM47 58H49V57H47ZM47 58H46V59H47ZM145 58H146V56H145ZM151 58H152V57H151ZM169 58H170V57H169ZM173 58H174V57H173ZM173 58H171V59H173ZM182 58L185 59V57H182ZM182 58H181V59H182ZM188 58H189V57H188ZM188 58H186V59H188ZM190 58H191V56H190ZM195 58H197V57H195ZM198 58H197V59H198ZM215 58H214V59L212 58L213 61L215 60ZM237 58H238V57H237ZM262 58H263V57H262ZM13 59H14V57H13ZM18 59H20V56H19ZM22 59H23V58H22ZM38 59H40V58H38ZM49 59H51V58H49ZM49 59H48V60H49ZM72 59H73V60H72ZM139 59H140V58H139ZM148 59H150V58H148ZM154 59H156V58H154ZM158 59H159V58H158ZM176 59H177V58H176ZM181 59H180V60H181ZM186 59H185V60H186ZM208 59H209V58H208ZM210 59H211V58H210ZM218 59H219V58H218ZM230 59H231V58H230ZM243 59L246 60L245 57H244ZM254 59H256V58H253V61H254ZM24 60H23V61H24ZM34 60H36V59L34 58ZM48 60H47V61H48ZM57 60H56V61H57ZM140 60H141V59H140ZM146 60H147V59H146ZM151 60H152V59H151ZM162 60H164V59H162ZM162 60H161V61H162ZM165 60H166V59H165ZM168 60H169V59H168ZM168 60H167V62H169ZM185 60H184V61H185ZM200 60H201V58H200ZM228 60H229V59H228ZM238 60H239V59H238ZM244 60H242V61L244 62ZM260 60H261V58H260ZM260 60H258V61H260ZM13 61H14V60H13ZM13 61H12V63H13ZM16 61H17V60H16ZM19 61H20V60H19ZM32 61H33V59H32ZM36 61H37V60H36ZM38 61H39V60H38ZM41 61H42V60H41ZM45 61H46V60H45ZM45 61H44V64H45ZM56 61H55V63H56ZM148 61H149V60H148ZM156 61H157V60H156ZM175 61H176V60H175ZM188 61H189V59H188ZM215 61H216V60H215ZM247 61H248V60L245 61V64L248 65V63H246ZM253 61H250V62L252 63ZM255 61H257V59H256ZM255 61H254V62H255ZM17 62H18V61H17ZM29 62H31V61H29ZM33 62H34V61H33ZM48 62L50 63V61H48ZM140 62H141V61H140ZM149 62H150V61H149ZM153 62H154V61H153ZM179 62H181V61H179ZM186 62H187V61H186ZM192 62H194V61H192ZM196 62H197V60H196ZM207 62H208V63H207V65H208V64H209V61H207ZM217 62H218V60L216 61V63H217ZM220 62H221V61H220ZM222 62H223V61H222ZM237 62H238V61H237ZM240 62H241V61L239 60V63H240ZM243 62H241V66H243V65H242ZM14 63H15V62H14ZM14 63H13V66H15ZM35 63H36V62H35ZM35 63H34V64H35ZM42 63H43V62H42ZM53 63H54V62H53ZM169 63H170V62H169ZM187 63H188V62H187ZM190 63H191V62H190ZM251 63H250V64H251ZM261 63H263V62H260V64H261ZM18 64H19V63H17V65H18ZM27 64H28V63H27ZM27 64H24L25 69L23 68L22 62H21V65L19 64V65L17 66V68L19 67V70H20V71H21L22 68L24 69V70H22L21 73L18 72L19 70L16 71V69H15V71H14V72H16V73H19V74H16V73H15L14 76L19 75V76L21 77V79H20V80H21V81H20L21 84H23L22 81H23V82H26V79H27V76H28L27 73H26V72H27V71H26V65H27ZM34 64H33V65H34ZM37 64H38V62H37ZM37 64H36V65H37ZM46 64H47V63H46ZM51 64H52V62H51ZM139 64H140V63H139ZM142 64H143L142 71L144 72V75H145V73L147 74V72H148L147 65H146V62H145L144 60H142ZM147 64H149V63H147ZM161 64H162V67H163V63H161ZM171 64H173V61H172ZM174 64H176V62H174ZM179 64L183 66L182 68H185V66H184L183 64H181V63H179ZM184 64H186V63H184ZM194 64H195V63H194ZM199 64H202V61L199 62ZM221 64H222V63H221ZM253 64H255V63H253ZM30 65H32V63H31ZM33 65H32V66H33ZM48 65H49V64H48ZM127 65H126V66H127ZM158 65L161 66L160 64H158ZM158 65H157V66H158ZM164 65H165V64H164ZM197 65H198V64H197ZM212 65H213V64H212ZM214 65H215V64H214ZM217 65H219V64H217ZM217 65H215V66L217 67ZM230 65H231V64H230ZM257 65H259V64H257ZM257 65H256V66H257ZM262 65H263V64H262ZM21 66H22V68H21ZM34 66H35V65H34ZM49 66H50V65H49ZM173 66H175V65H173ZM176 66H177V65H176ZM189 66L191 67L190 64H189ZM208 66H209V65H208ZM219 66H222V65H219ZM237 66L239 67L238 64H237ZM241 66H240V68H241ZM244 66H245V65H244ZM244 66H243V67H244ZM249 66H250V65H249ZM256 66H254V67H256ZM27 67H28V65H27ZM29 67H30L29 70H31L32 68H33V69L36 68V67H35V68H34V67L31 68V66H29ZM37 67H38V66H37ZM46 67H48V66H45V68H46ZM121 67H122V66H121ZM151 67H152V66H151ZM151 67H150V68H151ZM153 67H154V66H153ZM162 67H161V68H162ZM166 67H167V66H166ZM168 67H169V66H168ZM187 67H188V66H187ZM202 67H203V66H202ZM229 67H230V66H229ZM229 67H227V68L229 69ZM233 67H234V66H233ZM233 67H232V68H233ZM246 67L248 68V66H246ZM257 67H259V66H257ZM263 67H264V66H263ZM12 68H13V67H12ZM12 68H10V69H12ZM42 68H43V67H42ZM45 68H44V69H45ZM126 68H127V67H126ZM163 68H164V70L167 69L166 71H168V68H165V66H164ZM163 68H162V69H163ZM170 68H171V67H170ZM170 68H169V70L172 69V68H171V69H170ZM176 68H177V67H175V69H176ZM182 68H181V69H182ZM193 68H195V67H193ZM199 68H200V66H199ZM205 68H206V67H205ZM205 68H204V69H205ZM218 68H219V67H218ZM261 68H262V66L260 67V69H261ZM38 69H39V68H37V70H38ZM118 69H119V68H118ZM185 69H186V68H185ZM195 69H196V68H195ZM202 69H203V68H202ZM216 69H217V68H216ZM221 69H223V66L221 67ZM225 69H226V68H224V70H225ZM233 69H234V68H233ZM233 69H232V70H233ZM238 69H239V68H238ZM238 69H237V70H238ZM253 69H254V68H253ZM37 70L35 69V71H37ZM42 70H43V69H42ZM46 70H47V69H46ZM46 70L43 71V72H47V73H48V71H46ZM119 70H121V69H119ZM119 70H118V71H119ZM164 70H163V71H164ZM173 70H174V69H173ZM187 70H188V68H187ZM197 70H198V69H196L195 71H197ZM205 70H206V69H205ZM209 70H210V69H209ZM209 70H207V71H209ZM211 70H214V72H215V68H214V69H211ZM218 70H219V69H218ZM224 70H223V71H224ZM234 70H235V69H234ZM242 70H243V68H242ZM244 70H246V69H244ZM249 70H251V69H249ZM12 71H13V70H12ZM33 71H34V70H33ZM40 71H41V69H40ZM40 71H39V72H40ZM122 71H123V69H122ZM125 71H126V70H125ZM127 71H128V70H127ZM156 71H157V70H156ZM176 71H177V70H176ZM184 71H186V70H184ZM192 71L194 72L193 74H195V73H197V74L200 73V70H198L197 72H195L194 70H192ZM220 71H222V70H220ZM220 71H219V72H220ZM235 71H236V70H235ZM240 71H241V69H240ZM252 71H253V70H252ZM254 71L256 72L257 70L254 69ZM10 72H11V71H10ZM23 72H25V74H26L25 77H24ZM116 72H117V71H116ZM119 72H120V71H119ZM137 72H138V71H137ZM137 72H133V73H135V75H136V74H138ZM180 72H181V71H180ZM182 72H183V71H182ZM216 72H217V71H216ZM216 72H215V73H216ZM225 72H226V71H225ZM230 72H231V70H230ZM236 72H237V71H236ZM238 72H239V71H238ZM241 72H243V71H241ZM241 72H240V73H241ZM249 72H250V71H249ZM260 72H261V71H260ZM11 73H12V72H11ZM31 73H32V75H33V72H31ZM34 73L37 74V72H34ZM41 73H42V72H41ZM58 73H56V74H58ZM129 73H130V72H129ZM133 73H132V74H133ZM168 73H169V72H168ZM178 73H179V72H178ZM189 73H190V69H189ZM189 73H187V71H186V74H187L186 76H189ZM207 73H208V72H207ZM221 73H222V72H221ZM228 73H229V72H228ZM240 73H239V74H240ZM247 73H248V72H247ZM261 73H262V72H261ZM2 74H3V73H2ZM38 74H39V73H38ZM38 74H37V75H38ZM48 74H49V73H48ZM48 74H47V75H48ZM53 74H54V73H53ZM53 74H52V75H53ZM160 74H161V73H160ZM162 74H163V73H162ZM201 74H202V71H201ZM218 74H219V73H218ZM222 74H223V73H222ZM251 74H252V73H251ZM256 74H257V72H256ZM259 74H260V73H259ZM259 74L256 75V76H260ZM6 75H7V77H8L7 72H6ZM22 75H23L24 78H26L25 80H23ZM30 75H31V74H30ZM50 75H51V74H50ZM50 75H49V78H50ZM129 75H130V74H129ZM129 75H126V76H129ZM142 75H143V73H142ZM152 75H154V74H152ZM156 75H157V74H156ZM164 75H165V74H164ZM164 75H163V76H164ZM177 75H178V74H177ZM184 75H185V74H184ZM190 75H192V72L190 73ZM202 75H203V74H202ZM208 75H209V74H208ZM208 75H207V76H208ZM213 75L215 76V74H213ZM224 75H226V74L224 73L223 76H224ZM230 75H231V73H229L228 77L225 76V77H226V78L224 77L225 80H228ZM243 75H244V73H243ZM249 75H250V74H249ZM252 75H254V73H253ZM252 75H251V76H252ZM261 75H262V74H261ZM4 76H5V75H4ZM39 76H40V74H39ZM113 76H114V77H113ZM132 76H133V75H132ZM146 76H147V75H146ZM168 76H169V74L167 75V77H168ZM171 76H172V75H171ZM181 76H183V75H181ZM181 76H180V77H181ZM198 76H199V74H198ZM211 76H212V75H211ZM211 76H210V77H211ZM214 76H213V77H214ZM216 76H217V75H216ZM239 76H240V75H239ZM254 76H255V75H254ZM254 76H252V77H248V78H249V79L252 78L253 80L251 79V81H254V78H253ZM28 77H29V76H28ZM47 77H48V76H47ZM51 77H52V76H51ZM56 77H57V76H56ZM59 77H60V79H61V76H59ZM124 77H125V75H124ZM130 77H131V75H130ZM133 77H134V76H133ZM152 77H153V76H152ZM155 77H156V76H155ZM205 77H206V76H205ZM218 77H220V76H218ZM218 77H217V79H218ZM236 77H237V75H236ZM244 77H245V76H244ZM261 77L263 78L264 76H261ZM12 78H13V77H12ZM16 78H17V77H15L14 80H16ZM31 78H33V76H32ZM35 78H36V77H34V79H35ZM40 78L42 79V78H43V75H42V77H40ZM44 78H45V74H44ZM53 78L55 79V77H53ZM125 78H128V79H129V77H125ZM134 78H135V77H134ZM140 78H141V77H140ZM142 78H143V77H142ZM158 78H159V77H158ZM170 78H171V77H170ZM172 78H173V77H172ZM182 78H184V77H181V80H184V79H182ZM186 78H187V77H186ZM191 78H192V77H191ZM201 78H202V77H201ZM201 78H199V81L201 80ZM227 78H228V79H227ZM255 78H256V77H255ZM257 78H258V77H257ZM4 79H6V78H4ZM9 79H10V77H9ZM17 79H18V78H17ZM34 79H32V80L34 81ZM50 79H51V78H50ZM50 79H49V80H50ZM57 79H59V78H57ZM159 79H160V78H159ZM197 79H198V78H197ZM204 79H205V78H204ZM234 79H235V78H234ZM244 79H245V78H244ZM258 79H259V78H258ZM1 80H2V79H1ZM11 80H12V79H11ZM14 80H12V81H14ZM32 80H31V81H32ZM38 80H39V78H38ZM66 80H68V81H66ZM147 80H148V79H147ZM187 80H188V79H187ZM211 80H212V77L210 78V81H211ZM218 80H219V79H218ZM221 80H224V79H221ZM225 80H224V81H225ZM230 80H231V79H230ZM232 80H233V79H232ZM255 80H256V79H255ZM261 80H262V79H261ZM7 81H8L7 83L9 84V80H8V78H7ZM16 81H17V83L19 82L18 80H16ZM16 81H15V82H16ZM27 81H29V80H27ZM36 81H37V79H35V82H36ZM40 81H41V80H40ZM45 81H46V79L44 80V83H46ZM58 81L60 82V84L62 83L61 80H58ZM63 81H64V80H63ZM121 81H122V80H121ZM131 81H133V80H131ZM155 81H156V80H155ZM185 81H186V80H185ZM185 81H183V82H185ZM206 81H209V80H206ZM239 81H240V80H239ZM246 81H247V80H246ZM256 81H258V80H256ZM263 81H264V79H263ZM47 82L49 83V81H47ZM54 82H56V81L54 80ZM54 82H51V83H54ZM122 82H123V81H122ZM138 82H139V81H138ZM157 82H158V81H157ZM171 82H172V80H171ZM188 82H190V81L188 80ZM219 82H221V81H219ZM229 82H230V81H229ZM236 82H237V81H236ZM248 82H249V81H248ZM260 82H262V81H260ZM0 83H2V81H0ZM33 83H34V82H33ZM40 83H43V82H40ZM44 83H43V85H44ZM57 83H58V82H57ZM124 83H125V82H124ZM140 83H144V81H143V82H140ZM153 83H156V82H153ZM175 83H177V82H175ZM195 83H196L197 85L200 84V83L198 84L197 82L194 81V84H195ZM204 83H205V82H204ZM206 83H208V82H206ZM210 83H212V82H210ZM210 83H208V84L210 85ZM222 83H224V82H222ZM233 83H234V80H233ZM233 83H232V84H233ZM243 83H244V82H243ZM258 83H259V82H258ZM29 84H31V83H29ZM37 84H38V83H37ZM46 84H47V83H46ZM121 84H122V83H121ZM125 84H127V82H126ZM186 84H187V83H186ZM189 84H190V83H189ZM191 84L194 85L192 82H191ZM191 84H190V86H192ZM217 84H218V83H217ZM220 84H221V83H220ZM226 84H227V83H226ZM228 84H230V83H228ZM235 84H236V83H235ZM252 84H253V83H251V85H252ZM259 84H261V83H259ZM18 85H19V83H18ZM25 85H28V84L25 83L24 86H25ZM31 85H32V84H31ZM31 85H29V86H31ZM123 85H124V84H123ZM134 85H135V84H134ZM137 85H138V84H137ZM137 85H135V87H136ZM143 85H144V84H143ZM143 85H142V86H143ZM153 85H154V84H153ZM169 85H170V83H169ZM173 85H174V84H173ZM213 85H214V83L212 84V86H213ZM230 85H231V84H230ZM240 85H241V84H240ZM244 85H245V84H244ZM247 85H248V84H247ZM251 85H250V86H251ZM254 85H255V84H254ZM21 86H22V85H21ZM29 86H27V87H29ZM32 86H34V85H32ZM32 86H31L30 90L27 89L28 91H30V93H31ZM38 86L41 87V85H38ZM45 86H47V85H44V87H42V89L45 88ZM53 86H54V84H53ZM144 86H145V85H144ZM144 86H143L142 88H144ZM150 86H151V85H150ZM186 86H188V85H186ZM201 86H202V84H201ZM204 86H205V85H203V87H204ZM212 86H210L209 88L211 89ZM219 86L222 87V85H219ZM236 86H237V85H236ZM258 86H260V85H258ZM7 87H8V86H7ZM27 87H26V88H27ZM36 87H37V86H36ZM49 87L51 88V86H49ZM49 87H48V88H49ZM56 87H57V86H56ZM122 87H123V86H122ZM126 87H128V86H126ZM126 87H125V88H126ZM129 87H130V86H129ZM133 87H134V86H133ZM193 87H194V86H193ZM197 87H198V86H197ZM203 87H202V88H203ZM206 87H207V86H206ZM206 87H205V88H206ZM225 87H227V86L225 85ZM229 87H230V86H229ZM12 88L14 89V87H12ZM12 88H11V85H10L9 90H11ZM26 88H25V89H26ZM48 88H47V89H48ZM58 88H59V87H58ZM158 88H159V87H158ZM163 88H164V86H163ZM189 88H190V87H189ZM189 88H188V90H189ZM191 88H192V87H191ZM195 88H196V86H195ZM198 88H199V87H198ZM200 88H201V87H200ZM205 88H204V89H205ZM213 88H214V86H213ZM223 88H224V87H223ZM235 88H236V87H235ZM245 88H246V87H245ZM245 88H244V89H245ZM256 88H257V86H256ZM261 88H262V87H261ZM5 89H6V88H5ZM25 89H24V90H25ZM33 89H35V86L33 87ZM42 89H40L41 94H42V95L40 94L41 96H43L44 94L47 95L48 93L50 94V92L46 93V92H44V91H43L44 93H42ZM47 89H46L45 91H47ZM51 89H53V88H51ZM128 89H130V88H128ZM144 89H145V88H144ZM149 89H150V91H151V88H149ZM154 89H156V88L154 87ZM160 89H161V88H160ZM160 89H159V90H160ZM168 89H170V87H169ZM173 89H174V88H173ZM180 89H181V88H180ZM186 89H187V88H186ZM207 89H208V88H207ZM210 89H209V90H210ZM214 89H216V88H214ZM217 89H220V87L217 88ZM226 89H227V88H226ZM231 89H234V87L231 86ZM236 89H237V88H236ZM257 89H258V88H257ZM2 90H3V88H2ZM2 90H1L0 93H2ZM7 90H8V89H7ZM15 90H16V89H15ZM15 90H14V91H15ZM17 90H18V89H17ZM17 90H16V91H17ZM27 90H26V92H24L25 94L27 93ZM37 90L39 91V89L36 88L35 92H36ZM43 90H44V89H43ZM48 90H49V89H48ZM133 90H134V89H133ZM140 90H141V89H140ZM142 90H143V89H142ZM146 90H148V89H146ZM170 90H172V88H171ZM170 90H169V92H170ZM188 90H187V91H188ZM205 90H206V89H205ZM237 90H238V89H237ZM237 90H236V91H237ZM262 90H263V89H262ZM22 91H23V89L21 90V93H22ZM54 91L57 92L55 89H54ZM126 91H127V90H126ZM143 91H144V90H143ZM143 91H141V92H143ZM157 91H158V90H157ZM191 91H192V90H191ZM200 91H203V90L201 89ZM210 91H211V90H210ZM214 91H216V90H214ZM214 91H213V92H214ZM219 91H220V90H219ZM219 91H218V92H219ZM233 91H234V90H233ZM240 91H241V90H238V92H240ZM249 91H251V89H250ZM252 91H253V90H252ZM256 91H257V90H256ZM9 92H10V91H9ZM19 92H20V91H19ZM134 92H135V91H134ZM147 92H148V91H145V94H147ZM196 92H198V91H196ZM205 92H206V91H205ZM208 92H209V91H208ZM220 92H221V91H220ZM258 92H259V91H258ZM15 93H16V92H15ZM17 93H18V91H17ZM17 93H16V94H17ZM36 93H37V92H36ZM154 93H155V92H154ZM159 93H160V92H159ZM161 93H162V92H161ZM164 93H165V92H164ZM167 93H168V92H167ZM167 93H165V95L162 93L163 96L160 95L161 98H164V96H165V98H166L167 96H169L168 94H170V93H168V94H167ZM172 93H175L174 90H173ZM176 93H177V92H176ZM179 93H180V92H179ZM183 93H184V92H182L181 95H183ZM185 93H186V90H185ZM202 93H204V92H202ZM206 93H207V92H206ZM209 93H210V92H209ZM211 93H212V92H211ZM231 93H232V92H231ZM236 93H237V92H236ZM252 93H254V92H252ZM2 94L4 95V92H3ZM6 94H7V95H10L7 91H6ZM11 94L14 95V93H13L12 91H11ZM32 94L35 95V93H34L33 91H32V93H31V95H32ZM49 94H48V97H49V96H50L51 98L54 97V96H51V95L53 94V92L51 93V95H49ZM54 94H55V93H54ZM63 94H66V93H63ZM68 94H67V95H68ZM166 94H167V96H166ZM187 94H190V93L188 92ZM198 94L200 95L199 92H198ZM243 94H244V93H243ZM249 94H250V93H249ZM249 94H248V96H249ZM263 94H264V92H263ZM28 95H29V93L26 94V96H25V95H23V96H24L25 99H26V98H29V97H27ZM36 95H37V94H36ZM38 95H39V94H38ZM59 95H61V94H59ZM67 95H66V96H67ZM130 95H131V94H130ZM191 95H196V93L193 92V94H191ZM202 95L204 96V94H202ZM206 95H208V94H206ZM232 95H233V94H232ZM237 95H239V94H237ZM5 96H6V95H5ZM5 96H4V97H3L2 95L0 96V98H2V99L0 100V102H1L2 100H4ZM17 96H20V95H17ZM21 96H22V94H21ZM23 96H22V97H23ZM32 96H33V95H32ZM56 96H57V95H55V97H56ZM64 96H65V95H64ZM127 96H128V95H127ZM127 96H126V97H127ZM139 96H141V95H139ZM143 96H145L144 93H143ZM149 96H150V98H151L150 92L148 93V97H149ZM153 96H155V95H153ZM160 96H159V97H160ZM170 96H171V94H170ZM175 96H177V94H176ZM185 96H186V95H185ZM200 96H201V95H200ZM200 96H199V97H200ZM203 96H201V97H203ZM212 96H213V95H212ZM253 96H254V95H253ZM6 97H7V96H6ZM30 97H31V96H30ZM38 97H39L38 99H40V100H41V99L44 100V98H45V96H44V98H43V97H40V96H38ZM48 97H46V99H47ZM67 97H69V96H67ZM128 97H129V96H128ZM134 97H135V95H134ZM136 97H137V96H136ZM172 97H173V99H174V95H173V94H172ZM181 97H182V96H181ZM186 97H188V95H187ZM186 97H185V98H186ZM195 97H196V96H195ZM201 97H200V98H201ZM209 97H210V96H209ZM239 97H240V96H239ZM10 98L13 99V98H15V96H14V97H9V96H8V98H5V100H6V99H7V100L9 99V101H10ZM31 98H32V97H31ZM34 98H35V97L33 96L32 99H34ZM61 98H64L63 95H62ZM61 98H60V99H61ZM152 98H153V97H152ZM156 98H157V97H156ZM176 98H177V97H176ZM176 98L174 99L175 101H176ZM183 98H184V97H183ZM191 98H192V96H190V99H191ZM210 98H211V97H210ZM221 98H222V97H221ZM250 98H251V97H250ZM18 99H20V101L22 100L21 97H20V98L18 97ZM18 99H17V100H18ZM32 99H31V101H33ZM55 99H57V101H58V98H57V97H56ZM55 99H54V100H55ZM70 99H71V97H70L69 99H67V100L69 101ZM143 99H144V98H143ZM143 99H142V100H143ZM145 99H146V98H145ZM145 99H144L145 104H148V108L150 109L149 106H151V105H150L148 102H146ZM167 99L170 100V98H167ZM171 99H172V98H171ZM190 99H189V100L186 99V100L190 101ZM222 99H223V98H222ZM261 99H262V97H261ZM5 100L3 101L4 104H7V105H8V103H5L7 100H6V101H5ZM15 100H16V99L11 100V101H13L14 106H15V103H16V104H17V103H19V104L22 103V104H23V101H21V103H20V102H17V101H15ZM23 100H24V99H23ZM26 100H27V99H26ZM36 100H37V99H36ZM47 100H48V99H47ZM47 100H46V101H47ZM52 100H53V98H52ZM62 100H63V99H62ZM127 100H128V98H127ZM160 100L162 101V99H159V98H158V99H157V102L160 101ZM179 100H180V99H179ZM186 100H184V101H186ZM191 100H192V99H191ZM210 100H211V99H210ZM210 100H209V101H210ZM216 100H217V99H216ZM11 101H10V102H11ZM37 101H38V100H37ZM49 101H50V100H49ZM57 101H55V102H57ZM129 101H130V98H129ZM129 101H128V102H129ZM131 101H135V100H131ZM140 101H141V100H139V102H140ZM150 101H154V102H152L153 104L156 103L155 98H153V100L150 99ZM150 101H149V102H150ZM164 101H165V100H164ZM166 101H167V100H166ZM166 101H165V102H166ZM198 101H199V100H198ZM198 101H197V104L195 103L197 106H199V105H198V104H199ZM219 101H220V100H219ZM262 101H263V100H262ZM3 102H1V103L3 104ZM7 102H8V101H7ZM24 102H25V101H24ZM34 102H35V101H34ZM40 102H41L43 105H45V103H44L45 101H40ZM40 102H39V103H40ZM47 102H48V101H47ZM70 102H71V101H70ZM70 102H69V103H70ZM168 102H169V101H168ZM170 102H171V101H170ZM195 102H196V100H195ZM211 102H212V101H211ZM220 102H221V101H220ZM1 103H0V104H1ZM29 103L31 104V102L28 100V104H29ZM49 103H51V102H49ZM49 103H48V104H49ZM53 103H54V102H53ZM61 103H62V101H61ZM61 103H60V105H61ZM71 103H72V102H71ZM71 103H70V104H71ZM150 103H151V102H150ZM160 103H161V102H160ZM162 103H163V102H162ZM162 103H161V104H162ZM172 103H173V102H172ZM174 103H175V105H177V104H176L177 102H174ZM174 103H173L172 105H174ZM193 103H194V102H193ZM193 103H191V104H193ZM206 103H207V102H206ZM206 103L204 102L205 105H206ZM214 103H215V102H214ZM218 103H219V102H218ZM218 103H217V104H218ZM263 103H264V102H263ZM10 104L12 105V103H9L8 106H11ZM30 104H29V105H30ZM33 104H35V103H33ZM37 104H38V103H37ZM37 104H36L35 106H37ZM48 104H47V106H48ZM51 104H52V103H51ZM56 104H57V103H56ZM58 104H59V103H58ZM129 104H130V102H129ZM133 104H134V103H133ZM153 104H152V105H153ZM201 104H203V102H201ZM224 104H226V102H224ZM26 105H27V102H26ZM26 105H25V107H28V106H29V105H28V106H26ZM38 105L41 106L40 104H38ZM72 105H73V103H72ZM136 105H137V103H136ZM159 105H160V104H159ZM182 105H183V102H182ZM196 105H195V106H196ZM205 105H203V106H205ZM209 105H210V104H209ZM212 105H213V104H212ZM215 105H216V104H215ZM0 106H1V107H0L1 109H4V107H6V105H5V106H4V105H0ZM2 106H4V107H2ZM23 106H24V104H23ZM23 106H22V107H23ZM30 106H32V105H30ZM33 106H34V105H33ZM58 106H59V105H58ZM141 106H142V105H141ZM155 106H156V104H155ZM160 106H161V105H160ZM168 106H169V108H170V105H168ZM179 106H180V105H179ZM191 106H192V105H191ZM227 106H228V105H227ZM227 106H225V107H227ZM11 107H12V106H11ZM11 107H9V109H10ZM16 107H17V106H16ZM18 107H19V105H18ZM20 107H21V106H20ZM22 107H21V108H22ZM25 107H23V108L25 109ZM42 107L46 108L45 106H42ZM42 107H41V108H42ZM50 107H51V106L49 105V107H48L49 109L47 108V110H50ZM53 107L56 108L57 105H56V106H55V105L52 106V108H53ZM131 107H132V106H131ZM145 107H146V106H145ZM156 107H158V108H154V107H153L154 110H155V109H156V110H157V109L159 110V106H158V104H157ZM172 107H173V106H172ZM172 107H171V108H172ZM174 107H175V106H174ZM177 107H178V106H177ZM205 107H206V106H205ZM212 107H213V106H212ZM218 107L220 108V106H218ZM223 107H224V106H223ZM225 107H224V110H225ZM229 107H230V106H229ZM7 108H8V107H6L5 109H7ZM30 108H33V107H30ZM30 108H29V109H30ZM38 108H39V107H38ZM57 108H58V107H57ZM57 108H56V109H57ZM140 108H141V107H140ZM140 108H139V109H140ZM148 108H146V110L152 112L151 110H148ZM153 108H151V109H153ZM195 108H196V107H195ZM201 108H203V107L201 106ZM209 108H210V107H209ZM215 108H216V107H215ZM230 108H231V107H230ZM237 108H238V107H237ZM252 108H253V106H252ZM13 109H15V107H14ZM13 109H11V110H13ZM17 109H20V108H17ZM17 109L15 110L16 112H21V111H23L22 109H21V111H19V110L17 111ZM29 109L27 108V110H29ZM36 109H37V108H36ZM36 109L34 110L35 112L37 111ZM56 109H55V110H56ZM65 109H66V108H65ZM75 109H74V110H75ZM133 109H134V107H133ZM144 109H145V108H143L142 111H144ZM176 109H177V108H176ZM176 109H175V110H176ZM191 109H192V108H191ZM191 109H190V110H191ZM210 109H211V108H210ZM210 109H208L207 112H210V111H211ZM213 109H214V108H213ZM231 109H232V108H231ZM27 110H26V111H27ZM39 110H40V109H39ZM57 110H58V109H57ZM61 110H62V109H61ZM61 110H59V111H61ZM130 110H132V109H130ZM136 110H137V108H136ZM169 110H171V109H169ZM175 110H174V111H175ZM206 110H207V109H206ZM209 110H210V111H209ZM3 111L5 112V110H2V111H0V114H1V112L3 113ZM7 111H8V110H7ZM30 111H31V110H30ZM32 111H33V109H32ZM51 111H53V109H52ZM51 111H49L48 114H47V113L45 114L44 112H46V110H45V111L42 110V113H44V114L47 115V116H51V115H50ZM70 111H71V110H70ZM72 111H73V110H72ZM125 111H126V113L128 114V116H126L128 119H125V117H123L124 115H122V117L119 116V113H120V115H121V114L124 113ZM137 111H139V110H137ZM137 111H136V112H137ZM167 111H168V110H167ZM172 111H173V109H172ZM172 111H170V112H172ZM174 111H173V112H174ZM183 111H185V110L183 109ZM188 111H189V110H188ZM215 111H216V110H215ZM218 111H219V110H218ZM220 111H221V109H220ZM222 111H223V109H222ZM222 111H221V113H222L221 116L224 117L223 113H225V112H222ZM233 111H234V110H233ZM9 112H10V111H9ZM23 112H24V111H23ZM66 112H67V111H66ZM130 112H132V111H130ZM133 112H134V111H133ZM139 112H140V111H139ZM161 112H162V111H160V113H159V112H158V113H159L160 115H161L162 113H163V115H165L164 112H162V113H161ZM165 112H166V111H165ZM168 112H169V111H168ZM176 112H177V111H176ZM192 112H193V111H192ZM199 112H200V111H199ZM203 112H204V111H203ZM5 113H6V112H5ZM7 113H8V112H7ZM29 113H30V112H29ZM29 113L26 112V114H29ZM42 113H40V111H39V112L36 113V114H42ZM55 113H58V112L55 111ZM62 113H63V112H62ZM62 113L60 112V114H62ZM64 113H65V112H64ZM68 113H69V112H68ZM70 113H71V112H70ZM75 113H76V111H75ZM75 113H74V115H75V117H76V114H75ZM126 113H124V114L127 115ZM134 113H135V112H134ZM137 113H138V112H137ZM166 113H167V112H166ZM188 113H189V112H188ZM188 113H186V114H188ZM205 113H206V112H205ZM214 113H215V112H214ZM219 113H220V112H219ZM232 113H233V112H232ZM237 113H238V112H237ZM13 114H14V113H13ZM15 114H16V113H15ZM17 114H18L19 117H20V114H19V113H17ZM21 114H22V113H21ZM30 114H31V113H30ZM32 114H33V113H32ZM51 114H52V113H51ZM132 114H133V113H132ZM184 114H185V113H184ZM192 114H194V113H192ZM196 114H197V113H196ZM212 114H213V112H212ZM2 115H3V114H1V116H2ZM7 115H9V114H6V116H7ZM10 115H11V114H10ZM18 115H17V116H18ZM23 115L25 116V119H26V116H27V115H25V113H24ZM23 115H22V116H23ZM45 115L42 114V118H43V120H44ZM71 115H73V114H69L68 116H70V119H71V118L73 119L74 116L71 117ZM133 115H134V114H133ZM144 115H146V114H144ZM144 115H143V116H144ZM149 115H150V114H149ZM153 115H155V118L157 117V119H160V118L162 117V116L160 117V115H159L160 118H158L156 112H155V114H153ZM171 115H172V114H171ZM174 115H176V114H174ZM178 115H179V113H178ZM178 115H176L175 117H177ZM189 115H190V114H189ZM189 115H188V117H189ZM202 115H205V114L202 113ZM207 115H209V113H207ZM219 115H220V114H219ZM235 115H236V114H235ZM4 116H5V114H4ZM4 116H3V117H4ZM6 116H5V117H6ZM17 116H15V117H17ZM22 116H21V118L24 119V117H22ZM32 116H33V115H32ZM34 116H35V115H34ZM43 116H44V117H43ZM54 116H55V115H54ZM54 116L49 117V118H50V119L53 118V121H55ZM56 116H57V115H56ZM65 116H66V115H65ZM135 116H136V115L133 116L134 119H135ZM137 116H138V114H137ZM166 116H167V114H166ZM193 116H194V115H192V117H193ZM200 116H201V115H200ZM214 116H215V114H214ZM19 117H18V118H19ZM39 117H40V115H39ZM59 117H60V118H65V117H63V115H61V116L59 115ZM75 117H74V118H75ZM141 117H142V116H141ZM145 117H146V116H145ZM150 117H151V116H150ZM197 117H198V116H197ZM219 117H220V116H219ZM229 117H230V116H229ZM263 117H264V116H263ZM29 118H30V115H29ZM29 118H28V120H29ZM31 118H32V117H31ZM31 118H30V119H31ZM35 118H37V117H35ZM42 118H41V117L39 118V119H41V121L39 120L41 123L43 122ZM66 118H67V117H66ZM68 118H69V117H68ZM146 118H148V117H146ZM152 118H153V117H152ZM182 118H183V117H182ZM182 118H181V119H182ZM207 118H208V117H207ZM211 118H213V117H211ZM214 118H215V117H214ZM216 118H218V117L216 116ZM216 118H215V119H216ZM226 118H227V116H226ZM230 118H231V117H230ZM19 119H20V118H19ZM32 119L34 120V118H32ZM56 119L58 120L59 118H56ZM134 119H133V120H134ZM137 119H138V117H137ZM163 119H164V116H163ZM165 119H166V118H165ZM170 119H171V118H170ZM170 119H169V120H170ZM173 119H174V118H173ZM181 119H180V121H181ZM187 119H188V118H187ZM195 119H197V118L195 117ZM200 119H201V118H200ZM203 119H204V118H203ZM215 119H214V120H215ZM221 119H222V118H221ZM221 119H219V120H221ZM0 120L2 121L3 119L1 118ZM11 120H13V119L11 118ZM11 120L8 119V116H7V121H8V122L6 121V123L9 125V123L11 122ZM14 120H15V119H14ZM20 120H21V119H20ZM60 120H62V119H60ZM73 120H74V119H73ZM142 120H145V118L143 117ZM150 120H151V119H150ZM150 120H149V121H150ZM152 120H153V119H152ZM152 120H151V121H152ZM166 120H167V119H166ZM169 120H168V121H169ZM192 120L194 121L193 118H192ZM209 120H210V119H209ZM209 120H208V122H209ZM219 120H218V122H219ZM263 120H264V119H263ZM26 121H27V120H26ZM31 121H32V120H31ZM34 121H36V119H35ZM34 121H32V122H34ZM62 121H63V120H62ZM62 121H61V122H62ZM68 121H69V119H68ZM71 121H72V120H71ZM71 121H69V123H70ZM134 121H135V120H134ZM138 121H139V122H138ZM138 121H137L138 123H141L139 119H138ZM145 121H146V120H145ZM151 121H150V123H151ZM159 121H161V120H159ZM163 121H164V120H163ZM177 121H178V119H177ZM189 121H190V118H189ZM197 121H199V120L197 119ZM197 121H196V123H197ZM222 121H223V120H222ZM3 122H4V121H3ZM15 122H17V121L15 120V121L12 122L11 124L14 126V125H15ZM21 122H22V121H21ZM59 122H60V121H59ZM59 122H58V123H59ZM65 122H67L66 119H65ZM143 122H144V121H143ZM143 122H142V123H143ZM147 122H148V121H146L145 123H147ZM154 122H156V121L154 120ZM199 122H200V121H199ZM199 122H198V123H199ZM220 122H221V121H220ZM0 123H1V122H0ZM34 123H37V121L34 122ZM38 123H39V122H38ZM38 123H37V124H38ZM46 123H48V122H46ZM54 123H55V122H54ZM62 123H64V122H62ZM62 123H61V124H62ZM69 123H68V124H69ZM135 123H136V122H135ZM138 123H137V124H138ZM148 123H149V122H148ZM161 123H163V122H161ZM187 123H188V122H187ZM190 123H192V121H191ZM201 123H202V121H201ZM224 123L226 124L225 121L223 122V124H224ZM7 124L3 123L4 126H2V125H1V126H2V127H6ZM17 124H18V126H19V123H17ZM21 124H22V123H21ZM21 124H20V125H21ZM28 124H29V123H28ZM52 124H53V123H52ZM68 124L66 123V125H68ZM137 124H136V125H137ZM157 124H159V123L157 122ZM213 124H215V123H213ZM217 124H218V123H217ZM217 124H216V125H217ZM250 124H251V123H250ZM5 125H6V126H5ZM23 125H24V126L22 127V129H23L25 126H27L26 123H25V124L23 123ZM30 125H31V124H29L28 126H30ZM34 125H35V124H34ZM38 125H39V124H38ZM41 125H42V124H41ZM43 125L45 126V121L43 122ZM57 125H58V124H57ZM63 125H65V123H64ZM63 125H62V126H63ZM140 125H141V124H140ZM140 125H139V126H140ZM143 125H144V124H143ZM155 125H156V124H154L153 127H155ZM160 125H161V124H160ZM160 125H158V126H160ZM165 125H166V124H165ZM190 125H191V124H190ZM205 125H206V124H205ZM221 125H222V124H221ZM226 125H227V124H226ZM9 126H10V125H9ZM13 126H11V127H13ZM31 126H33V125H31ZM31 126H30V128H29L30 130H31V128H34V127H35V126H34V127H31ZM58 126H59V125H58ZM62 126H61V127L59 126L60 128H62V129H61V132H62V130H63V128H64V127H62ZM69 126H70V125H69ZM137 126H138V125H137ZM144 126H145V125H144ZM144 126H141V128L144 127ZM147 126H148V125H147ZM161 126H162V125H161ZM175 126H176V125H175ZM213 126H214V125H213ZM217 126H218V125H217ZM231 126H232V125H231ZM263 126H264V125H263ZM15 127H17V126H14L13 129H14ZM20 127H21V126H20ZM54 127H56V126L54 125ZM153 127H152V128H153ZM218 127H219V126H218ZM225 127H226V126H225ZM260 127H261V126H260ZM6 128H8V126H7ZM26 128H27V127H26ZM26 128L23 129L25 132L22 130V131L24 132V133H22V135H24L25 138H28V137H26V136H28V135L25 134V133H27V132H26V131H27ZM35 128H37L36 131H38V126L35 127ZM39 128H40V127H39ZM44 128H46V127H44ZM44 128H43V129H44ZM52 128H53V127H52ZM141 128H140V129L137 128V129H139V130L141 131ZM148 128H149V127H148ZM164 128H165L164 130L168 129V128H166V127H164ZM233 128H234V127H233ZM258 128H259V127H258ZM2 129H4V128H2ZM13 129H8V130H13ZM15 129H16V128H15ZM18 129H20V128H18ZM18 129H16V130H18ZM40 129H42V128H40ZM54 129H55V128H54ZM57 129H58V128H57ZM66 129H68V128H66ZM143 129L146 130L145 128H142V131H143ZM220 129H221V128H220ZM223 129H224V128H223ZM8 130H7V131H8ZM16 130H15V132H17ZM30 130H28V131L30 132ZM47 130L50 131V129H47ZM59 130H60V129H59ZM59 130H58V132H59ZM152 130H154V128H153ZM157 130L162 131V129H160L159 127H158ZM180 130H181V128H180ZM237 130H238V129H237ZM249 130H250V129H249ZM261 130H262V128H261ZM263 130H264V129H263ZM0 131H1V130H0ZM7 131H6V132H7ZM31 131H32V130H31ZM66 131H68V130H66ZM140 131H138V133H139ZM166 131L169 132L170 130H166ZM172 131H174V130H171V132H172ZM185 131H186V130H185ZM224 131H225V130H224ZM234 131H235V130H234ZM239 131H241V130H239ZM258 131H259V130H258ZM8 132H10V131H8ZM8 132H7V135H6V136H8ZM15 132H14V134H15ZM40 132L44 133L43 131H40ZM52 132H53V131H52ZM63 132H64L63 135L66 133L65 135L67 136V132H65V130H64ZM144 132H147V130L144 131ZM149 132H150V131H149ZM149 132H148V133H149ZM152 132L154 133V131H152ZM171 132L169 133V135H175V136H176V135L178 134L177 132H174L175 134H174V133L172 134ZM178 132H179V131H178ZM186 132H187V131H186ZM186 132H185V133H186ZM189 132H193V131H189ZM189 132H187V133H189ZM211 132H212V131H211ZM214 132H215V131H214ZM214 132H213V133H214ZM222 132H223V130H222ZM222 132H221V133H222ZM2 133H3V131L1 132V134H2ZM11 133H12V131H11ZM11 133H9V135H10ZM18 133H19V131H18ZM32 133H34V132H32ZM45 133H46V129H45ZM50 133H51V131H50ZM59 133H60V132H59ZM157 133H158V132H157ZM159 133H161V132H159ZM164 133H165V132H164ZM217 133H219V132H217ZM217 133H216V134H217ZM233 133H234V132H233ZM248 133H249V131H248ZM257 133H258V132H257ZM19 134H20V133H19ZM28 134H29V133H28ZM46 134L48 135L49 133H46ZM52 134H53V133H52ZM133 134L135 135V133H133ZM166 134H167V133H166ZM183 134H184V132H183ZM225 134H226V133H225ZM250 134H252L251 131H250ZM250 134H249V135H250ZM34 135H36L35 137H37V138L39 139V137H38L39 134L37 135L36 133H34ZM40 135H41V134H40ZM128 135H129V136H128ZM137 135L140 136V134H137ZM141 135H142V134H141ZM149 135H150L149 137H151L153 134L151 135V132H150ZM156 135H157V134H156ZM189 135H190V133H189ZM212 135L214 136V134H212ZM235 135H236V134H235ZM240 135H241V134H240ZM263 135H264V132H263ZM3 136H4V135H3ZM10 136H12V135H10ZM15 136H16V135H15ZM42 136H45V137H46V135H43V134H42ZM56 136H57V135H56ZM56 136H53L52 138H54V137L56 138ZM58 136L62 137V136H61V133H60V135H58ZM58 136H57V137H58ZM157 136H158V135H157ZM175 136H171V138L174 137L173 139H171V138L169 137V138H170V141H171V140L174 141V139L177 141L176 138L180 137V135L177 136L176 138H175ZM184 136H185V135H184ZM191 136H192V135H191ZM195 136H196V135H195ZM208 136H209V135H208ZM222 136H224V134H223ZM225 136H226V135H225ZM247 136H248V135H247ZM250 136H251V135H250ZM250 136H249V138H250ZM253 136H254V135H253ZM50 137H51V136H50ZM67 137H69V136H67ZM130 137H132V135H131ZM136 137H137V136H136ZM141 137H142V139H144L146 136L143 138V135H142V136H140L139 138H141ZM154 137H156V136H154ZM154 137L152 136L153 139H155ZM181 137H182V136H181ZM186 137H187V136H186ZM201 137H202V135H201ZM228 137H230V136H228ZM235 137H236V136H235ZM251 137H252V136H251ZM259 137H261V136H259ZM8 138H9V137H8ZM23 138H24V137H23ZM23 138H22V139H21V138H18V140L21 139V140L23 141ZM29 138H30V137H29ZM29 138H28V139H29ZM52 138H51V139H52ZM65 138H66V137H64V139H65ZM71 138H70V139H71ZM128 138H129V139H128ZM160 138H161V136H160ZM246 138H248V137H246ZM3 139L6 141L5 136L3 137ZM35 139H36V138H35ZM38 139H36L37 142H42V141L44 140L43 138H42V139H39V140H38ZM49 139H50V138H49V136H48V137L45 139L44 143H41V144H44V145L47 146L49 149H51V148H50V145H51V147H52V143H51L52 140L50 139V140H51V141H50ZM66 139H68V138H66ZM132 139H133V140H131V141L133 142L135 139H134L133 137H132ZM184 139H185V137H184ZM206 139H207V138H206ZM209 139H211V138H209ZM219 139H220V138H219ZM219 139H218V140H219ZM228 139H229V138H228ZM231 139H232V136H231ZM231 139H230V140H231ZM258 139H259V138H258ZM260 139H261V138H260ZM260 139H259V140H260ZM0 140L2 141V138H1ZM7 140H8V139H7ZM29 140H30V139H29ZM33 140H34V139H33ZM40 140H41V141H40ZM56 140H57V138H56ZM137 140H138V138L136 139V141H137ZM146 140H147V139H146ZM148 140H149V139H148ZM157 140H160V139L158 138ZM157 140H156V141H157ZM165 140H166V142L168 141V139L166 138V136H165ZM1 141H0V142H1ZM12 141H14V139L10 141V142L12 143L11 145H13L15 142H18V141H15V142H12ZM54 141H55V140H54ZM57 141H58V140H57ZM67 141H68V140H67ZM154 141H155V140H154ZM160 141H161V140H160ZM176 141H174V142H176ZM178 141H179V140H178ZM181 141H184V140L181 139ZM189 141H190V140H189ZM189 141H188V142H189ZM208 141H210V140H208ZM223 141H224V139H223ZM225 141H226V140H225ZM253 141L255 142V140H253ZM262 141H263V140H262ZM262 141H260V142H262ZM19 142H20V141H19ZM25 142L28 144V143L31 142V140H30V142H28V141H26V139H25ZM32 142H33L32 144L35 143L34 141H32ZM58 142L61 143L60 138H59V141H58ZM125 142H126V141H125ZM141 142L145 143L144 141H141ZM151 142H152V140H151ZM151 142H150V143H151ZM158 142H159V141H158ZM174 142H173V145L175 144V148H176V144H177V143H174ZM191 142H193V141H191ZM213 142H214V141H213ZM215 142H216V140H215ZM217 142H219V141H217ZM220 142H221V141H220ZM249 142H250V140H249ZM256 142H257V141H256ZM2 143H4V142L2 141ZM22 143H23V142H22ZM26 143H25V144H26ZM137 143H138V142H137ZM137 143H136V144H137ZM139 143H140V142H139ZM152 143H153V142H152ZM156 143H157V142H156ZM163 143H165V142H163ZM167 143H168V142H167ZM169 143H170V142H169ZM171 143H172V142H171ZM178 143H179V142H178ZM185 143H186V142H185ZM185 143H182V142H181L180 144H183V145H184ZM234 143H235V142H234ZM263 143H264V142H263ZM263 143H262V145H263ZM0 144H1V143H0ZM8 144L10 145V143H8ZM8 144H5V145H8ZM19 144H20V143H19ZM49 144H50V145H49ZM54 144H55V143H54ZM57 144H59V143H57ZM62 144L65 145V144L63 143V140H62ZM62 144H61V145H62ZM131 144H132V143H131ZM131 144H130V145H131ZM140 144H142V143H140ZM145 144H146V143H145ZM157 144H158V143H157ZM160 144L162 145L161 142H160ZM189 144H190V143H189ZM210 144H211V143H210ZM219 144H220V143H219ZM222 144H223V143H222ZM246 144H247V143H246ZM255 144H256V143H255ZM258 144H259V143H258ZM22 145H24V144H22ZM29 145H30V144H28V146H29ZM39 145H40V143H39ZM44 145H43V146H44ZM63 145H62V146H63ZM68 145H69V144H67V146H68ZM70 145H71V144H70ZM152 145H153V144H152ZM164 145H165V144H163V146H164ZM171 145H172V144H171ZM231 145H232V144H231ZM235 145H236V144H235ZM0 146H1V145H0ZM17 146H18V145H17ZM26 146H27V145H26ZM31 146H33V145H31ZM43 146L41 145V147H43ZM45 146H44V147H45ZM53 146H54V145H53ZM55 146H56V145H55ZM59 146H60V145H59ZM117 146H119V147H117ZM124 146H125V144H124ZM127 146H129V144H127ZM127 146H125V147H127ZM147 146H148V145H147ZM147 146H146V147H147ZM159 146H160V145H159ZM165 146H166V145H165ZM165 146L162 147V148L166 149ZM167 146H169V145H167ZM179 146H180V145H179ZM220 146H221V145H220ZM238 146H239V145H238ZM259 146H260V144H259ZM13 147H14V148H10V149L7 148V149H8L9 151H10L11 149L14 150V149H15V144H14ZM18 147H19V146H18ZM20 147H21V146H20ZM29 147H30V146H29ZM33 147H34V146H33ZM33 147H32V148H33ZM38 147H39V146H38ZM56 147H57V146H56ZM56 147H52V148H54V149H51V150H52V151H55V150H56V151H57V153H56V151H55L56 155H57V154H58V155L61 154V153H62V152H61L62 150H61L60 148L57 150V149H55ZM65 147H66V146H65ZM68 147H69V146H68ZM70 147H73V146H70ZM108 147H109V146H108ZM153 147H154V146H153ZM160 147H161V146H160ZM184 147H186V145H185V146H182V148H184ZM189 147L191 148L192 146H189ZM197 147H198V145H197ZM197 147H196V149H197ZM213 147H214V146H213ZM250 147L253 148L252 145H251ZM255 147H256V146H255ZM255 147L253 148L254 150L257 149V147H256V148H255ZM263 147H264V146H263ZM263 147H262V148H263ZM3 148H4V147H3ZM22 148H23V147H21V151L23 152V150H25L27 147H26L25 149H23V150H22ZM36 148H37V147H35L34 150H36ZM61 148H62V147H61ZM122 148H123V146H122ZM122 148H121V150H122ZM130 148H131V147H130ZM140 148H141V147H140ZM140 148H139V150L136 148L135 151H136V150L141 151ZM144 148H145V147H144ZM172 148H173V147H172ZM172 148H171V149L169 148V149L172 150ZM175 148H174L172 151H174ZM177 148H178V147H177ZM177 148H176V151H177ZM180 148H181V146H180ZM182 148H181V149H182ZM190 148H189V149H190ZM259 148H260V147H259ZM5 149H6V148H5ZM18 149H19V148H18ZM27 149H29V148H27ZM45 149H47V148L45 147ZM45 149H41V148H40V150H42V152H44V153H43L44 155H46V154H45L46 151H43V150H45ZM49 149H47V151H49ZM76 149H75V150H76ZM127 149H129V148H127ZM141 149H143V148H141ZM178 149H179V148H178ZM184 149H185V151H186V149H187V152L189 151V150H188V147H186V148H184ZM184 149H183V150H184ZM242 149H243V148H242ZM250 149H251V148H250ZM1 150H3V149H0V151H1ZM16 150H17V149H16ZM30 150H31V149H30ZM37 150H38V149H37ZM40 150H39V151H40ZM60 150H61V151H60ZM63 150H64V148H63ZM69 150H70V151H73V149L71 150V148H69ZM78 150H77V151H78ZM107 150H108V148H107ZM109 150H110V149H109ZM155 150H157V148L154 149V152H156ZM167 150H168V149H167ZM193 150H194V148H193ZM258 150H259V149H258ZM77 151H76V152H77ZM122 151H123V153H125L124 150H122ZM127 151H128V150H127ZM130 151H131V150H129L128 153H129ZM133 151H134V149H133ZM135 151H134V152H135ZM142 151H143V150H142ZM146 151H147V149H146ZM149 151H153V150H152V149H151V150L148 149V152H149ZM191 151H192V150H191ZM196 151H197V150H196ZM246 151H247V149H246ZM259 151H260V150H259ZM10 152H11V151H10ZM17 152L19 153L20 151L17 150ZM22 152H21V153H22ZM42 152H39V153H42ZM59 152H61V153H59ZM63 152H66V149H65V151H63ZM143 152H145V151H143ZM157 152H160V151H157ZM187 152H186V153H187ZM194 152H195V151H194ZM260 152H261V151H260ZM262 152H263V151H262ZM262 152H261V153H262ZM13 153H14V151H13ZM15 153H16V152H15ZM18 153H16V154H18ZM21 153H20V154H21ZM28 153H29V152H28ZM28 153H27V154H28ZM31 153H32V152H31ZM31 153H30V154H31ZM34 153H35V152H34ZM66 153H67V155L69 154L68 151H67ZM111 153H112V152H111ZM111 153H110V155H111ZM123 153H122V154H123ZM135 153H136V152H135ZM160 153H161V152H160ZM173 153H174V152H173ZM177 153H178V152H177ZM186 153H185V156H186L188 153H190V152H188L187 154H186ZM210 153H211V152H210ZM236 153H237V152H236ZM253 153H254V152H253ZM256 153H257V152H256ZM263 153H264V152H263ZM1 154H2V153H1ZM10 154H11V153H10ZM25 154H26V153H25ZM37 154H38V152L36 153V155H37ZM50 154H51V152H50ZM62 154H63V153H62ZM70 154H71V153H70ZM70 154H69V155H70ZM108 154H109V152H108ZM122 154H121V152H119V155H120V156H121ZM130 154H131V153H130ZM130 154H129V155H130ZM138 154H139V153H138ZM146 154H147V153H146ZM146 154H145V155H146ZM148 154H149V153H148ZM148 154H147V155H148ZM153 154H154V153H153ZM190 154L192 155V153H190ZM190 154L187 155V156H189L188 159H187V157H186L187 160L191 159V158H190V157H191ZM196 154H197V153H196ZM232 154H233V153H232ZM234 154H235V153H234ZM4 155H6V156H7V155H8V156H13V155H9L8 153H7V154L5 153ZM33 155H35V154H33ZM44 155H42V156L45 157ZM112 155H113V154H112ZM112 155H111V156H112ZM123 155H124L125 157H128V156H126V154H123ZM131 155H132L133 163H135L134 158H137V157H136L134 154H131ZM145 155H144V156H145ZM169 155H170V154H169ZM171 155L173 156L172 153H171ZM174 155H177V154H174ZM178 155L180 156L179 153H178ZM238 155H239V154H238ZM243 155H244V153H243ZM8 156H7V157H8ZM26 156H27V155H26ZM48 156H50V155H47V158H48ZM51 156H52V158H53V155H52V154H51ZM51 156H50V157H51ZM61 156H63V155H61ZM73 156H74V155L72 154V157H73ZM134 156H135V157H134ZM142 156H143V154H142ZM154 156H155V155H154ZM154 156H152V155L150 156L152 160H153ZM181 156H182V155H181ZM185 156H184L183 158H185ZM201 156H203V155H201ZM251 156H252V155H251ZM257 156H258V155H257ZM2 157H3V156H2ZM15 157H16V156H15ZM19 157H20V156H19ZM22 157H24V156H22ZM27 157H28V156H27ZM31 157H32V159H33V156H32V155H31ZM50 157H49V158H50ZM63 157H64V158H61V157H60V159H61V160L63 159L62 161H63V162L65 163V165H66V156L64 155ZM72 157H71V158H72ZM95 157H94V158H95ZM102 157H104V156H102ZM152 157H153V158H152ZM162 157H163V156L160 157V160H162ZM165 157H166V156H165ZM173 157H174V156H173ZM173 157H172V159H173ZM196 157H197V156H196ZM235 157H236V155H235ZM254 157H255V155H254ZM8 158L10 159V157H8ZM8 158L6 159V161L8 160ZM16 158H17V157H16ZM28 158H29V157H28ZM94 158H93V160H94ZM105 158H106V157H105ZM112 158H113V156H112ZM116 158H119V156H118V157L116 156ZM121 158H122V156H121ZM121 158H119V159H121ZM155 158H156V156H155ZM157 158H158V157H157ZM166 158H167V157H166ZM170 158H171V157H170ZM180 158H181V157H180ZM207 158H208V157H207ZM242 158H243V157H242ZM244 158H245V157H244ZM244 158H243V159H244ZM26 159H27V158H26ZM44 159H46V157H45ZM68 159H70V157H69ZM73 159H77V158H73ZM73 159H72V160H73ZM102 159H103V158H101V160H102ZM119 159H118V160H119ZM122 159H123L122 161L125 160L124 158H122ZM126 159H127V158H126ZM129 159H130V158H129ZM129 159H127V160H129ZM137 159H140V158H137ZM145 159H146V158H145ZM158 159H159V158H158ZM174 159H175V158H174ZM186 159H184V160H186ZM193 159H194V157H193ZM200 159H201V158H200ZM239 159H240V158H239ZM257 159H258V158H257ZM3 160H4V159H3ZM3 160H1L0 163L3 162ZM13 160H14V158H13ZM13 160H10V161L12 162ZM22 160L25 161V158H24V159L22 158ZM47 160H48V159H47ZM49 160H50V159H49ZM77 160H78V159H77ZM81 160H82V159H81ZM87 160H88V159H87ZM89 160H91V159L89 158ZM111 160H112V159H111ZM118 160H117V161H118ZM142 160H143V157H142ZM146 160H147V159H146ZM146 160H145V161H146ZM148 160H150V159H148ZM154 160H155V159H154ZM165 160H166V159H165ZM169 160H170V159H169ZM169 160H168V161H169ZM179 160H182V159H179ZM211 160H212V159H211ZM236 160H237V158H236ZM249 160H252V159L249 158ZM10 161H9V162H10ZM19 161H20V160L18 159V162H19ZM28 161H31V159L28 160ZM28 161H27V162H28ZM33 161H34V159H33ZM39 161H41V160H39ZM42 161L45 162V163H44V165H45V164H46V161H45V160H42ZM42 161H41V162H42ZM55 161H56L55 159H51V161H47V162H50V166H49V165H46V166H48L49 168H51V166L54 165L53 163H54ZM84 161H85V160H84ZM91 161H92V160H91ZM107 161H108V160H107ZM107 161H106V159H105V160H104V163H105V162L107 163ZM109 161H110V160H109ZM109 161H108L107 164H109ZM122 161H120V162H119L120 164H117V166H118V165H122V163H123ZM129 161H130V160H129ZM129 161H127L128 164H129ZM163 161H164V160H163ZM163 161H162V162H163ZM168 161H165V164H166V162H168ZM172 161H173V160H171V162H170V163H171V164H170L171 166L175 163V162H173V164H172ZM182 161H183V160H182ZM182 161H180V162L182 163ZM194 161H195V160H194ZM196 161H197V160H196ZM199 161H200V160H199ZM199 161H198V162H199ZM208 161H209V159H208ZM225 161H226V160H225ZM246 161H248V160H246ZM252 161H253V160H252ZM254 161H255L256 164H257V161H256L255 159H254ZM7 162H8V161H7ZM9 162H8V163H9ZM14 162H15V160H14ZM16 162H17V161H16ZM27 162H26V164H27ZM31 162H32V161H31ZM31 162H30V163H31ZM37 162H38V161H37ZM73 162H74V161H73ZM85 162H86V161H85ZM85 162H84V163H85ZM121 162H122V163H121ZM124 162H125V161H124ZM131 162H132V161H131ZM131 162H130V164H131ZM136 162H137V160H136ZM140 162H141V161H140ZM142 162H143V161H142ZM142 162H141V164H142ZM155 162H156V160H155ZM155 162H154V163H155ZM157 162H158V161H157ZM176 162H177V161H176ZM180 162H177V163H178L177 165H179ZM183 162H184V161H183ZM187 162H188V161H187ZM202 162H203V161H202ZM202 162H200V164H202ZM4 163H5V162H3V164H4ZM12 163H13V162H12ZM19 163H20V162H19ZM21 163H22V162H21ZM21 163H20V164H21ZM24 163H25V162H24ZM30 163H29V164H30ZM68 163H69V162H68ZM68 163H67V164H68ZM70 163H72V162H70ZM84 163H83V164H84ZM92 163H91V164H92ZM100 163H101V162H100ZM104 163H103V164H104ZM106 163H105V165H107ZM111 163H112V162H110V164H111ZM147 163H148V162H147ZM147 163H143V164L146 165ZM158 163L161 164V161H159ZM158 163H157V166H159ZM181 163H180V164H181ZM189 163H191V162H189ZM237 163H238V162H237ZM241 163H242V162H241ZM20 164H19V165H20ZM26 164H23V165H24L25 167H28V166H26ZM31 164H35V167L38 165V164H36V163H34V162L31 163ZM47 164H48V163H47ZM52 164H53V165H52ZM101 164H102V163H101ZM137 164H138V163H137ZM137 164H136V165H137ZM150 164H151V162H150ZM150 164H148V165L150 166ZM163 164H164V163H163ZM185 164H187V163L185 162ZM192 164L197 165V164H195V162L192 163ZM220 164H221V160H220ZM220 164H219V165H220ZM11 165H12V164H11ZM15 165H18V164L15 163ZM15 165H14V167H17V166H15ZM19 165H18V166H19ZM23 165H20V166L22 167ZM40 165H42V164H40ZM44 165H43V166H44ZM68 165H69V164H68ZM72 165H73V163H72ZM72 165H71V166H72ZM78 165H79V164H78ZM86 165H87V166H86L87 168L90 167V165L88 166V163H87V162H86ZM98 165H100V164H98ZM105 165H102V167H104ZM124 165H125V164H124ZM134 165H135V164H134ZM134 165H133V168H134ZM152 165H153V164H152ZM152 165H151V166H152ZM168 165H169V164H168ZM177 165H176V166H177ZM181 165H183V163H182ZM181 165H180V167H184V166H181ZM190 165H191V164H190ZM204 165H205V164H204ZM204 165H202V166L206 168V166H204ZM241 165H243V164H241ZM245 165H246V164H245ZM1 166L3 167L2 164L0 165V167H1ZM8 166H9V164H7V168H6V169H8ZM12 166H13V165H12ZM55 166H57V165H55ZM71 166H70V167H71ZM80 166L82 167V165H80ZM92 166H93V165H92ZM110 166L113 167V164H111ZM131 166H132V165H131ZM166 166H167V165H166ZM187 166H188V165H187ZM213 166H215V165H213ZM225 166H226V165H225ZM237 166H238V165H237ZM14 167H12V168L14 169ZM25 167H24V168H25ZM31 167H32V165H31ZM35 167H34V168H35ZM40 167L42 168V166H40ZM67 167H68V166H67ZM70 167H69V168H70ZM72 167H73V166H72ZM102 167H101V168H102ZM107 167H109V166H107ZM112 167H110L111 169L108 168V169L110 170V172H112V171H111V170H112ZM118 167H120V166H118ZM146 167H148V166H146ZM169 167H170V166H169ZM177 167H178V166H177ZM180 167H179V168H180ZM198 167H199V166H198ZM198 167H197V168H198ZM200 167H201V166H200ZM200 167H199V168H200ZM242 167H243V166H242ZM245 167H246V166H245ZM29 168H30V165H29ZM37 168L39 169V167H37ZM84 168H85V167H84ZM94 168H95V167H94ZM101 168H100V169H101ZM104 168H106V167H104ZM123 168H124V167H123ZM125 168H126V167H125ZM135 168H136V166H135ZM139 168H140V167H137V169H139ZM152 168H153V167H152ZM160 168H163V167L161 166ZM160 168H159V170H160ZM170 168H171V167H170ZM174 168H175V165H174V167L172 168V171H174V170H173ZM205 168H202V169H205ZM207 168H210V167H207ZM207 168H206V169H207ZM211 168H212V167H211ZM211 168H210V170H211ZM3 169H4V167H3ZM3 169H1V170H3ZM9 169H10V167H9ZM15 169H16V168H15ZM38 169H37V170H38ZM45 169H46V168H45ZM51 169H52V168H51ZM51 169H49V170H51ZM60 169H61V168H60ZM97 169H98V166H97ZM102 169H103V168H102ZM102 169H101V170H102ZM155 169L157 170L158 167L155 168ZM165 169H168V168L165 167ZM176 169H177V168H176ZM190 169H191V168H190ZM190 169H189V170H190ZM195 169H196V168H195ZM206 169H205V171H206ZM212 169H213V168H212ZM222 169H223V167H222ZM4 170H5V169H4ZM4 170H3V172H4ZM19 170H20L19 172L21 173V169H19ZM22 170H23V169H22ZM32 170H34V169H32ZM35 170H36V169H35ZM39 170H40V169H39ZM47 170H48V169H47ZM47 170H44V171H47ZM53 170H54V169H53ZM79 170H80V171H78V172H79L80 174H79L78 172H77V174L80 175V178H81V177H82V176H81V169H79ZM88 170H89V169H88ZM90 170H91V168H90ZM90 170H89V171H90ZM93 170H94V169H93ZM98 170H99V169H98ZM105 170H106V169H105ZM105 170H104V171H105ZM119 170H120V169L118 168V171H119ZM123 170H124V169H123ZM126 170H127V168H126ZM131 170L133 171L132 174L135 175V174H134V172L136 173V171H134L135 169H131ZM140 170H141V168H140ZM147 170H148V169H147ZM149 170L151 171L150 173H152V169L150 168ZM178 170H181V169H178ZM207 170H208V169H207ZM215 170H216V169H215ZM235 170H237V169H235ZM246 170H247V169H246ZM6 171H7V170H6ZM6 171H5V172H6ZM11 171H12V170H11ZM11 171H10V172H11ZM16 171H17V169L15 170V172H16ZM41 171H43V169H41L40 172H41ZM56 171H57V170H56ZM58 171H59V170H58ZM58 171H57V172H58ZM71 171H72V170H71ZM71 171H70V174H72ZM124 171H125V170H124ZM124 171H123V172H124ZM129 171H130V170H129ZM143 171H145V170H143ZM157 171H158V170H157ZM184 171H185V170H184ZM184 171H183V172H184ZM191 171H192V170H191ZM213 171H214V169H213ZM216 171H217V170H216ZM231 171H232V170H231ZM0 172H1V171H0ZM7 172H9V171H7ZM30 172H31V170H30ZM37 172H39V171H37ZM40 172H39V173H40ZM51 172H52V170H51ZM53 172H54V171H53ZM72 172H73V171H72ZM75 172H76V171H75ZM107 172H108V171H105V173H107ZM125 172H126V171H125ZM141 172H142V171H141ZM147 172H148V171H147ZM168 172H169V171H168ZM176 172H177V171H176ZM193 172H194L193 175H195V171H193ZM16 173H17V172H16ZM27 173H28V171H27ZM45 173H46V172H45ZM47 173H49V172L47 171ZM61 173H62V171H61ZM87 173H88V172H87ZM87 173H85V171H84V174H87ZM96 173H97V171H95V174H96ZM98 173H99V172H98ZM98 173L96 174L95 178H93L94 180H95V179L97 180V178H96L97 175H98V177L100 176L99 178H102V177H101L102 175H99ZM101 173H102V172H101ZM112 173H113V172H112ZM112 173H111V174H112ZM127 173H131V172H128V171H127ZM127 173L125 174V176H127ZM138 173H139V172H138ZM148 173H149V172H148ZM155 173H156V172H155ZM159 173H160V172H159ZM165 173H166V172H165ZM177 173H178V172H177ZM180 173H182V170H181ZM180 173H179V174H180ZM196 173H197V171H196ZM199 173H200V172H199ZM201 173H202V172H201ZM207 173H208V172H207ZM228 173H229V172H228ZM236 173H237V172H236ZM239 173H240V172H239ZM263 173H264V172H263ZM0 174H3V173H0ZM4 174H5V173H4ZM4 174H3V175H4ZM24 174L26 175V173H24ZM28 174H29V173H28ZM31 174H32V173H31ZM33 174H34V173H33ZM33 174H32V175H33ZM49 174L51 175L52 173H49ZM56 174H59V173H56ZM62 174H63V173H62ZM90 174H93V173L91 172ZM95 174H94V175H95ZM102 174H104V173H102ZM108 174H109V173H108ZM108 174L106 175V177H109V176L111 175V174H110V175L108 176ZM123 174H124V173H123ZM156 174H158V173H156ZM162 174H163V171H162ZM173 174H174V172H173ZM175 174H176V173H175ZM187 174H188V173H187ZM190 174H191V173H190ZM211 174H212V172H211ZM22 175H23V174H22ZM29 175H30V174H29ZM29 175H28V176H29ZM35 175H36V174H35ZM38 175H39V174H38ZM41 175H42V174H40V176H41ZM50 175L47 174L48 177L46 178V176H45V177H44V178H46L45 180H47V179L49 178ZM82 175H83V174H82ZM114 175H115V174H113V178L115 177ZM133 175H132V176H133ZM136 175H137V174H136ZM136 175H135V176H136ZM138 175H139V174H138ZM138 175H137V177H138ZM141 175H143V174H141ZM152 175H153V174H152ZM152 175H151V176H152ZM158 175H159V174H158ZM158 175H157V176H158ZM167 175H168V174H167ZM171 175H172V174H171ZM176 175H177V174H176ZM182 175H184V174H182ZM204 175H205V174H204ZM1 176H2V175H1ZM6 176L8 177L9 175H6ZM13 176H14V174H13ZM28 176H27V177H28ZM36 176H37V175H36ZM52 176H53V174H52ZM54 176H55V175H54ZM56 176H57V175H56ZM58 176H59V175H58ZM64 176H65V174H64ZM75 176H77L76 173H75ZM75 176H74V177H75ZM87 176H88V175H87ZM111 176H112V175H111ZM145 176H146V172H145ZM162 176H163V175H162ZM168 176H169V175H168ZM180 176H181V175H180ZM180 176H179V177H180ZM184 176H185V175H184ZM184 176H182V177L184 178ZM196 176H198V173H197ZM202 176H203V175H202ZM206 176H210V173H209V175H206ZM241 176H242V175H241ZM258 176H259V175H258ZM261 176H262L263 179H264V176H263V175H261ZM9 177H12V175H10ZM25 177H26V176H25ZM59 177H60V176H59ZM62 177H63V176H62ZM74 177H73V178H74ZM77 177H78V176H77ZM85 177H86V176H85ZM88 177L90 178V176H88ZM88 177H86V178H88ZM104 177H105V174L103 175V180L105 179ZM137 177H136V178H137ZM139 177H140V179H141V178L144 177V175H143V177H141V176L139 175ZM152 177H154V176H152ZM155 177H156V176H155ZM159 177H161V176H159ZM163 177H164V176H163ZM176 177H177V176H176ZM186 177H187V175H186ZM189 177H191V176H189ZM198 177H199V176H198ZM3 178L5 179L6 177L4 176ZM17 178H19V177H16V179H17ZM37 178H38V177H37ZM99 178H98L97 183H96L95 185H98V186H99V182H98V181H99ZM117 178H120V174H119V177H117ZM130 178H131V177H130ZM136 178L133 177V180L136 181ZM147 178H150V177H147ZM164 178H165V177H164ZM180 178H181V177H180ZM194 178H196V177L193 176V179H194ZM213 178H214V177H213ZM215 178H216V177H215ZM8 179H9V178H8ZM8 179H7V180H8ZM21 179H22V178H21ZM21 179H19V180H21ZM23 179H24V178H23ZM51 179H52V178H51ZM51 179H50V180H51ZM77 179H78V178H77ZM77 179H76V180H77ZM82 179H84V178H82ZM90 179H91V178H90ZM93 179H92V180H93ZM109 179H110V177H109ZM109 179H106V180L109 181ZM123 179L125 180V178H123ZM126 179H128V178L126 177ZM138 179H139V178H138ZM151 179H152V178H151ZM159 179H160V178H159ZM184 179H185V178H184ZM201 179H202V178H201ZM209 179H210V178H209ZM211 179H212V178H211ZM216 179H217V178H216ZM218 179L220 180V178H218ZM218 179H217V180H218ZM249 179H250V178H249ZM14 180H15V178H14V179L12 178V181H14ZM39 180H40V181L43 180V177H42V178L40 177ZM54 180L56 181L55 177H54ZM62 180H63V179H62ZM70 180H71V179H70ZM70 180H69V181H70ZM101 180H102V179H101ZM103 180H102V181H103ZM111 180H112V178H111ZM111 180H110V181H111ZM114 180H115V178H114ZM117 180H118V183H122V182H119V179H117ZM129 180L131 181L132 179H129ZM129 180H128V181H129ZM144 180L146 181V180H148V179H145V178H144ZM152 180H153V179H152ZM156 180H157V179H156ZM165 180H166V179H165ZM169 180H170V179H169ZM172 180H173V178H172ZM177 180H178V179H177ZM214 180H215V179H214ZM231 180H232V178H231ZM260 180H262V179H260ZM21 181L24 183V180H21ZM25 181H26V180H25ZM43 181H44V180H43ZM47 181L49 182V180H47ZM47 181H46V182H47ZM59 181H60V178H59ZM89 181H91V180H89ZM104 181H105V180H104ZM107 181H106V182H107ZM110 181H109V182H110ZM135 181H134V183H135ZM137 181H138V180H137ZM145 181H144V182H145ZM148 181H149V180H148ZM162 181H164V180L161 179V182H162ZM179 181H180V180H179ZM182 181H183V180H182ZM186 181H187V179H186ZM189 181H190V180H189ZM203 181L205 182V179H204ZM206 181H207V180H206ZM0 182H1V180H0ZM2 182H4V180H3ZM46 182H43V183H45V185L48 186V184H46ZM52 182H53V180H52ZM65 182H66V181H65ZM74 182H76V181H74ZM80 182H81V181H80ZM80 182H79V183H80ZM92 182H93V185H94L95 182H94V181H91V183H92ZM106 182H105V183H106ZM115 182H116V181H115ZM115 182H114V181H111V182H110V183H111L110 186H112V183H114V185H113L114 187L112 186L113 188H115L116 185H118V188H119V186L122 187L121 184H120V185H119V184H115ZM132 182H133V181H132ZM139 182H140V181H138V183H139ZM166 182H167V181H166ZM187 182H188V181H187ZM191 182L194 183L195 181H191ZM199 182H201V180H200ZM215 182H216V180H215ZM223 182H224V180H223ZM223 182H222V183H223ZM225 182H226V181H225ZM5 183H6V182H4V184H5ZM19 183H20V181H19ZM23 183H22V184H23ZM30 183H31V182H30ZM40 183H42V182H39L38 184H40ZM49 183H50V182H49ZM70 183H71V182H69V184H70ZM84 183H85V182H84ZM84 183H83L82 185H84ZM86 183H87V182H86ZM91 183L88 182L87 187H88L89 185H91ZM101 183H102V182H101ZM107 183H108V182H107ZM107 183H106V184H107ZM116 183H117V182H116ZM126 183H128V182H126ZM140 183H142V181H141ZM140 183H139V187H140ZM150 183H151V182H150ZM150 183H149V184H150ZM178 183H180V182H178ZM182 183H183V182H182ZM202 183H203V182H202ZM206 183H207V182H206ZM218 183H220V182H218ZM222 183H221V184H222ZM257 183H258V182H257ZM4 184L1 183V185H4ZM35 184H36V183H35ZM50 184H51V183H50ZM55 184H56V183H55ZM57 184H58V183H57ZM61 184H62V183H61ZM122 184H124V183H122ZM142 184H143V183H142ZM142 184H141V185H142ZM145 184H146V183H145ZM183 184H185V183H183ZM203 184H205V183H203ZM203 184H201V185H202V186H205V188L208 189V188L206 187V185H203ZM209 184H210V182H209ZM214 184H215V183H214ZM224 184H225V183H224ZM226 184H227V183H226ZM5 185H7V184H5ZM65 185H66V184H65ZM75 185H76V183H75ZM101 185H102V184H101ZM101 185H100V188H102V186H104V185H102V186H101ZM107 185H108V184H107ZM127 185H130V183L124 185V187L127 186ZM131 185H133V184L131 183ZM146 185H147V184H146ZM154 185H155V184H154ZM172 185H173V183H172ZM191 185L193 186L194 184H191ZM195 185H196V184H195ZM212 185H213V184H212ZM247 185H248V184H247ZM16 186H17V185H16ZM18 186H19V185H18ZM18 186H17V187H18ZM51 186H52V184H51ZM53 186H54V185H53ZM53 186H52V187H53ZM58 186H59V185H58ZM71 186H72V185H71ZM76 186H79V185H76ZM85 186H86V185H84V187H85ZM136 186H137V184H136ZM136 186H135V187H136ZM149 186L152 187V185H149ZM149 186H148V187H149ZM155 186H156V185H155ZM157 186L159 187V185H157ZM157 186H156V187H157ZM165 186H166V185H165ZM181 186H182V185H181ZM181 186H180V187H181ZM186 186H187V184H186ZM217 186L219 187V185H217ZM260 186H261V185H260ZM1 187H2V186H1ZM1 187H0V188H1ZM14 187H15V186H14ZM20 187H21V186H20ZM20 187L18 188L19 190H20ZM34 187H35V186H34ZM42 187H43V186H42ZM52 187H51V188H52ZM55 187H57V186H55ZM55 187H53V188H55ZM64 187H65V186H64ZM64 187H63V185H61V186H59L60 189H58V188H57V189H58V190H61V188H64ZM68 187H69V186H68ZM95 187H96L95 190H96V189H97V190H100V189L97 188V186H95ZM112 187H111V190L113 189ZM121 187L119 188V191H120L122 188H124V187H122V188H121ZM133 187H134V185H133ZM133 187H132V188H133ZM135 187H134V190H135ZM143 187H144V185H143ZM153 187H154V186H153ZM153 187H152V188H153ZM156 187H155V190H156ZM166 187H167V186H166ZM170 187H171V186H170ZM188 187H189V186H188ZM193 187H195V186H193ZM209 187H211L210 189H213V188H214V187L212 188L211 185H210ZM225 187H226V186H225ZM225 187L223 188V190H225V189L227 188V187H226V188H225ZM2 188H3V187H2ZM11 188H12V187H11ZM26 188H27V186H26ZM30 188H31V187H30ZM44 188H46V187L44 186ZM71 188H72V189H71ZM71 188H69L70 191L73 190V187H71ZM74 188H76V187H74ZM80 188H81V186H80ZM80 188H78L79 190H78L77 188H76V189H77L78 191H81ZM89 188H90V186H89ZM92 188H94V186H92ZM103 188H105V190H107L106 187H103ZM108 188H109V186H108ZM127 188H128V187H127ZM132 188H131V190H132ZM145 188H146V187H145ZM149 188H150V187H149ZM161 188H162V187H161ZM161 188H160V191H161ZM198 188H199V187H198ZM6 189H7V188H6ZM6 189H5V187H4V190H3V189H2V190L5 191ZM9 189H10V188H9ZM14 189H15V188H14ZM14 189H13V190H14ZM27 189H28V188H27ZM27 189H26V190H27ZM32 189H33V187H32ZM42 189H43V188H42ZM48 189H49V187H48ZM69 189H68V190H69ZM81 189H82V188H81ZM86 189H87V188L85 187V189H84V191H83V192H85L84 194H86V193H90V192H89V189H87V191H86ZM109 189H110V188H109ZM125 189H126V187L124 188V190H125ZM141 189H142V188H141ZM147 189H148V188H147ZM147 189H145L146 192H147ZM221 189H222V186H221ZM227 189H228V188H227ZM230 189H231V188H230ZM45 190H47V189H45ZM65 190H67V189H65ZM90 190H92V189H90ZM97 190H96V191H97ZM116 190L118 191V189H116ZM116 190H115V191L113 190V191L116 192ZM122 190H123V189H122ZM134 190H133V191H134ZM138 190H139V189H138ZM138 190L136 189V191H138ZM204 190H205V189H204ZM231 190H232V189H231ZM231 190H230V191H231ZM3 191H2L1 193H3ZM7 191H8V190H7ZM21 191H22V190H21ZM21 191H20V192H21ZM27 191H28V190H27ZM29 191H30V190H29ZM34 191H35V189H34ZM41 191H42V190H41ZM61 191H62V194H63V189H62ZM61 191H60V192H61ZM73 191H75V190H73ZM92 191H93V190H92ZM96 191H95V192H96ZM126 191H128V192H126ZM126 191H122V193H123V192H124V193L126 192V197H127V194H128V196L131 197V195L129 194L130 188H129V190H126ZM133 191H132L131 193H133ZM136 191H135V193L137 194V195H136V197H137V196H139V195H138L139 193H137ZM140 191H143V190H139V192H140ZM200 191L202 192L201 189H200ZM9 192L12 193V191H10V190H9ZM9 192H8V193H9ZM15 192H16V190H15ZM30 192H31V191H30ZM38 192H39V190H38ZM46 192H47V191H46ZM51 192H53V190H52ZM83 192H82V193H83ZM93 192H94V191H93ZM93 192H92V193H93ZM95 192H94V193H95ZM97 192H98V193H99V192H103V193H104V191H102V189H101L100 191H97ZM105 192H108V190L105 191ZM120 192H121V191H120ZM155 192H156V191H155ZM207 192H208V191H207ZM207 192H206V193H207ZM232 192H233V191H232ZM235 192H236V191H235ZM237 192H238V191H237ZM1 193H0V195H2ZM8 193H7V194H8ZM17 193H18V192H17ZM35 193H36V192H35ZM54 193H55V192H54ZM72 193H73V192H72ZM92 193H91V194H92ZM103 193H102V195H103ZM108 193H110V192H108ZM108 193H107V194H104V195H107V196H108ZM124 193H123V194H124ZM150 193H151V192H150ZM208 193H209V195H211V194H210V191H209ZM216 193H220V192H216ZM216 193H215V195H216ZM4 194H5V192L3 193V195H4ZM21 194H22V193H21ZM41 194H42V192H41ZM48 194H50V192H49ZM58 194H59V193H58ZM70 194H71V193H70ZM77 194H78V193H77ZM79 194H80V193H79ZM96 194H97V193H96ZM96 194H95V195H96ZM116 194H117V193H116ZM203 194H204V193H203ZM224 194H225V193H224ZM233 194H234V193H233ZM239 194H240V192H239ZM239 194H238V195H239ZM13 195H15V193H14ZM19 195H20V193H19ZM19 195H18V196H19ZM25 195H26V193H25ZM31 195H32V194H31ZM38 195L40 196V194H38ZM54 195H57V194H54ZM54 195H53V196H54ZM65 195H66V193H65ZM73 195H74V194H73ZM75 195H76V193H75ZM80 195H83V194H80ZM86 195H87V194H86ZM86 195H83V196L86 198L85 200H87V196H88V195H87V196H86ZM89 195H90V194H89ZM92 195H93V194H92ZM92 195H91V196H92ZM98 195H99V194H98ZM102 195L100 194V196H102ZM109 195H110V194H109ZM113 195H114V193H113ZM120 195H121V194H120ZM140 195H142V193H141ZM151 195H152V194H151ZM200 195H201V194H200ZM229 195H230V193H229ZM5 196H6V195H5ZM20 196H21V197L24 196V190H23V196H22V195H20ZM42 196H43V198H45L43 194H42ZM42 196H40V197H42ZM50 196H52V195H50ZM50 196H49V197H50ZM66 196H67V195H66ZM66 196H65V198H66ZM91 196H90V197H91ZM100 196H99V197H100ZM111 196H112V195H111ZM114 196H116V195H114ZM123 196H125V195H123ZM153 196H154V195H153ZM212 196H213V195H212ZM221 196H222V194H221ZM236 196H237V195H236ZM16 197H17V196H16ZM21 197H20V198H21ZM26 197H28V194L26 195ZM40 197H38V198L40 199ZM57 197H58V196H57ZM60 197H61V196H60ZM63 197H64V195H63ZM63 197H62V198H63ZM69 197H70V196H69ZM73 197H74V196H73ZM78 197H79V196H78ZM80 197H81V196H80ZM90 197H88V198H90ZM102 197L105 198V196H102ZM112 197H113V196H112ZM112 197H111V198H112ZM120 197H121V196H120ZM126 197H125V200L127 199ZM141 197H142V196H141ZM143 197H144V196H143ZM147 197H148V195H147ZM200 197H201V196H200ZM208 197H209V196H208ZM224 197H225V196H224ZM232 197H233V196H232ZM7 198H8V197H7ZM14 198H15V197H14ZM71 198H72V197H71ZM74 198H75V200H78V199H79V198L76 199V197H74ZM92 198H94V196H93ZM95 198L98 200V197L95 196ZM108 198H110V197L108 196ZM123 198H124V197H123ZM137 198H138V197H137ZM214 198H215V197H214ZM8 199H9V198H8ZM10 199H11V198H10ZM12 199H13V198H12ZM21 199H22V198H21ZM26 199H27V198H26ZM28 199H29V198H28ZM32 199H33V196H32ZM32 199H30V200H32ZM34 199H35V198H34ZM45 199L47 200V198H45ZM49 199H50V198H49ZM52 199H53V198H52ZM58 199H59V197H58ZM67 199H68V198H67ZM67 199H66V201L69 202V201H68L69 199H68V200H67ZM82 199H83V197H81L80 202H81ZM100 199H101V198H100ZM105 199H106V198H105ZM112 199H114V197H113ZM118 199H119V198H118ZM128 199H129V198H128ZM144 199H145V198H144ZM144 199H142V200L144 201ZM148 199H149V198H148ZM200 199H203V198H200ZM211 199H212V198H211ZM235 199L237 200V198H235ZM5 200H7V199H5ZM16 200H17V199H16ZM19 200H20V199H19ZM35 200L37 201V199H35ZM41 200H42V199H41ZM43 200H44V199H43ZM50 200H51V199H50ZM59 200H60V199H59ZM59 200H58V201H59ZM61 200L64 201V199H61ZM61 200H60V201H61ZM91 200L94 201V199H91ZM97 200H96V202H97ZM116 200H117V199H116ZM116 200H115V201H116ZM120 200H122V198H121ZM133 200H135V199H133ZM150 200H151V199H149V201H150ZM194 200H196V199H194ZM218 200H219V199H218ZM231 200H232V199H231ZM236 200H235V201H236ZM242 200H243V199H242ZM244 200H245V199H244ZM1 201H2V200H1ZM1 201H0V203H1ZM10 201H12V200H10ZM13 201H14V200H13ZM20 201H21V200H20ZM24 201H25V200H24ZM48 201H49V200H48ZM55 201H56V200H53V202H55ZM82 201H84V200H82ZM98 201H99V200H98ZM108 201H109V200H108ZM108 201L106 200L107 203H108ZM128 201H131V198H130ZM140 201H141V200L139 199L138 202H140ZM147 201H148V200H147ZM151 201H152V200H151ZM190 201H191V200H190ZM211 201H212V200H211ZM246 201H247V200H246ZM2 202L6 205V202H4V199H3ZM7 202H8V200H7ZM14 202H16V201H14ZM50 202H51V201H50ZM53 202H52V203H53ZM74 202H75V201H74V199H73V203H74ZM76 202H77V201H76ZM80 202H78V203H80ZM100 202H101V201H100ZM100 202H99V206H101L102 204H104V203H102V202H103V201H102V202H101V205H100ZM110 202H111V201H109V203H110ZM125 202H126V201L122 202V205H124L123 203H125ZM194 202H195V201H194ZM240 202H242V201H240ZM3 203H2V204H3ZM8 203H9V202H8ZM20 203H23V201L20 202ZM52 203H51V204H52ZM56 203H57V202H56ZM61 203H62V202H61ZM65 203H66V202H64V204H65ZM88 203H89V199H88ZM88 203H87V204H88ZM90 203H92V202H90ZM107 203H105V204H107ZM114 203H115V202H114ZM119 203H121V201L118 200V204H119ZM126 203H127V202H126ZM129 203H130V202H129ZM147 203H149V202H147ZM202 203H203V202H202ZM214 203H215V202H214ZM245 203H246V202H245ZM14 204H16V203H14ZM58 204H59V203H58ZM69 204H70V203H69ZM80 204H81V203H80ZM84 204H85V201H84ZM84 204L82 203V205H84ZM105 204H104V205H105ZM115 204L118 205L117 203H115ZM142 204H143V203H142ZM149 204H150V203H149ZM236 204H237V203H236ZM243 204H244V203H243ZM0 205H1V204H0ZM8 205H9V204H8ZM8 205H7V206H8ZM11 205H12V204H11ZM11 205H9V207H10ZM21 205H22V204H21ZM21 205H20V206H21ZM31 205H32V204H31ZM38 205H40V204H38ZM42 205H43V204H42ZM60 205H61V204H60ZM67 205H68V204H67ZM74 205H76L77 207L80 206V205H77L76 203H74ZM96 205H97V204H96ZM96 205H94V206H96ZM108 205H109V204H108ZM136 205H137V204H136ZM139 205H140V204H139ZM201 205H202V204H201ZM13 206H14V205H13ZM15 206H16V205H15ZM17 206H18V204H17ZM17 206H16V207H17ZM20 206H19V207H20ZM28 206H29V205H28ZM40 206H41V205H40ZM44 206H45V205H44ZM91 206H93V204H91ZM94 206H93V208H94ZM97 206H98V205H97ZM105 206H107V205H105ZM105 206H104V207H105ZM109 206H110V205H109ZM131 206H132V204L130 203V205H129L128 207H131ZM199 206H200V205H199ZM245 206H246V205H245ZM0 207H1V206H0ZM3 207H5V206H3ZM19 207H17V208H19ZM38 207H39V206H38ZM41 207H42V206H41ZM48 207H49V206H48ZM57 207H58V206H57ZM83 207H84V206H83ZM102 207H103V205H102ZM102 207H101V208H102ZM104 207H103V209H105ZM126 207H127V206H126ZM128 207H127V208H128ZM150 207H151V206H150ZM5 208H6V207H5ZM10 208L12 209V207H10ZM52 208H53V207H52ZM66 208H68V207H65V209H66ZM69 208H70V207H69ZM73 208H74V207H73ZM79 208H80V207H79ZM79 208H78V209H79ZM90 208H92V207H90V205H89V206H88V210H89ZM95 208H96V207H95ZM99 208H100V207H99ZM99 208H98V209H99ZM112 208H113V207H112ZM123 208H125V205L123 206ZM134 208H135V207H134ZM147 208H148V207H147ZM147 208H146V210H147ZM238 208H240V207H238ZM243 208H244V207H243ZM27 209H28V208H27ZM34 209H35V208H34ZM34 209H33V210H34ZM41 209H42V208H41ZM59 209H60V208H59ZM98 209H97V210L94 209V210L99 211ZM116 209H117V208H116ZM137 209H138V206H137V208H136L135 211H137ZM1 210H3V208H2V209L0 208V211H1ZM19 210H20V211H23V214H26V212H27V211H26V212L24 213L25 210H21L20 208H19ZM30 210H31V209H30ZM30 210H29V211H30ZM33 210H32V211H33ZM48 210H50V209H48ZM60 210H61V209H60ZM70 210H71V209H70ZM70 210H69V211H70ZM79 210H81V209H79ZM82 210H84V208H83ZM88 210H86V211H88ZM90 210H91V209H90ZM100 210H101V209H100ZM106 210H107V216H106V217H107V218H106V220H107V224H109L110 228H115V226H114V225L116 224V223H115V222H116V218H115V216H114V213H115V212H113L112 209H107V207H106V209H105L104 211H106ZM117 210H118V209H117ZM125 210H126V208H125ZM125 210H124V212H125ZM128 210H129V208H128ZM242 210H243V209H242ZM4 211H5V210H4ZM6 211H8V208L6 209ZM6 211H5V212H2V214H0V215H2V216H0V219H6V218H3V217H4V216H3L4 213L6 214L5 216H7L8 213H9V212L6 213ZM14 211H15V210H14ZM39 211H40V210H39ZM54 211H55V210H54ZM63 211H64V210H63ZM67 211H68V210H67ZM69 211L66 212L65 214H68ZM72 211H73V210H72ZM84 211H85V210H84ZM92 211H93V210H92ZM92 211H91V212H92ZM118 211H119V210H118ZM133 211H134V209H133ZM141 211L143 212V209H142ZM243 211H244V210H243ZM10 212H12V211H10ZM41 212H42V211H40V213H41ZM64 212H65V211H64ZM70 212H71V211H70ZM82 212H83V211H82ZM88 212H89V211H88ZM119 212H121V210H120ZM126 212H127V210H126ZM130 212H131V210H130ZM130 212H127V213H128V216L130 215V214H129ZM146 212H147V211H146ZM146 212H145V213H146ZM203 212H204V211H203ZM0 213H1V212H0ZM12 213H13V212H12ZM12 213H10L9 215L11 216ZM15 213H16V212H14L12 216H14ZM18 213H19V211H18ZM18 213H17V214H18ZM21 213H22V212H20L19 214H21ZM31 213H33V212H31ZM43 213H44V212H43ZM51 213H52V212H51ZM54 213H55V212H54ZM73 213L76 214V212H74V211H73ZM92 213H93V212H92ZM98 213L100 214V211H99ZM102 213H103V212H102ZM135 213H136V212H135ZM139 213H140V212H139ZM145 213H144V214H145ZM242 213L244 214V212H242ZM245 213H246V211H245ZM36 214H37V213H36ZM69 214H70V213H69ZM95 214H96V213H95ZM99 214H98V215H99ZM149 214H151V213L149 212ZM206 214H207V213H206ZM243 214H241V215H243ZM9 215H8V216H9ZM21 215H22V214H21ZM26 215H27V214H26ZM26 215H24V216H26ZM33 215H34V214H33ZM41 215H42V214H41ZM45 215H46V214H44V216H45ZM56 215H57V214H56ZM58 215H59V214H58ZM72 215L74 216V214H72ZM78 215H79V214H78ZM90 215H91V214H89V217H90ZM92 215H94V213H93ZM92 215H91V216H92ZM98 215H97V216H98ZM105 215H106V214H104L103 216L105 217ZM118 215H119V214H118ZM125 215H126V214H125ZM134 215H135V214H134ZM134 215H133V216H134ZM142 215H143V214H142ZM224 215H225V214H224ZM8 216H7V217H8ZM27 216H28V215H27ZM76 216H77V215H76ZM100 216H101V214H100ZM131 216H132V214H131ZM135 216H136V215H135ZM138 216H140V218H141V215H137V217H138ZM145 216H146V215H145ZM150 216H151V215H150ZM152 216L154 217L153 214H152ZM207 216H208V214H207ZM244 216H245V215H244ZM1 217H2V218H1ZM14 217H16V214H15ZM18 217H19V215H18ZM20 217L23 218L22 216H20ZM29 217H30V216H29ZM35 217H36V216H35ZM47 217H48V216H46V218H47ZM78 217H79V216H77V218H74V217H73V218H74V219H78ZM98 217H99V216H98ZM98 217H97V218H98ZM125 217H127V216H125ZM137 217H134V218L136 219ZM146 217H147V216H146ZM225 217H226V216H225ZM30 218H31V217H30ZM50 218H51V217H50ZM55 218H56V217H55ZM94 218H96V217H94ZM94 218H93V219H94ZM101 218H102V217H101ZM101 218L99 217V219H101ZM130 218H131V217H130ZM134 218H133V219H134ZM140 218H139V219H140ZM142 218H143V217H142ZM7 219H9V217H8ZM7 219H6V220H7ZM10 219H11V218H10ZM14 219H15V218H14ZM18 219H19V218H18ZM24 219H25V218H24ZM33 219H34V217H33ZM33 219H31V220H33ZM89 219L93 220L92 218H89ZM99 219H98V220H99ZM122 219L126 221V219H124V214H123ZM133 219H132V220H133ZM151 219H152V217H151ZM151 219H150V220H151ZM153 219H154V218H153ZM246 219H248V217H247ZM26 220H29V219H26ZM35 220H36V218H35ZM35 220H33V221L35 222ZM94 220H96V219H94ZM102 220H103V218H102ZM102 220H99V223H100V221H102ZM104 220H105V219H104ZM104 220H103V221H104ZM106 220H105V221H106ZM123 220H122V221H123ZM128 220H129V219H128ZM132 220H131V221H132ZM136 220H138V219H136ZM254 220H256V219H254ZM254 220H253V221H254ZM3 221H4V220H3ZM10 221H11V220H10ZM13 221H16V220H13ZM20 221H22V220H19V221L17 220V222H20ZM23 221H24V220H23ZM36 221H37V220H36ZM103 221H102V222H103ZM253 221H251V222H253ZM257 221H258V220H257ZM6 222H7V221H6ZM24 222H25V221H24ZM28 222H29V221H28ZM78 222H80V221H78ZM97 222H98V221H97ZM97 222H95V224H96ZM126 222H127V221H126ZM133 222H134V221H132V223H133ZM208 222H209V221H208ZM248 222H250V221L248 220ZM255 222H256V221H255ZM8 223H9V222H8ZM22 223H23V222H20V224H22ZM48 223H49V222H48ZM73 223H74V222H73ZM99 223H98V225H95V226H101V227L104 226V227H105V224H104V225H99ZM105 223H106V222H105ZM118 223H120V222H118ZM122 223H123V222H122ZM134 223H135V222H134ZM209 223H210V222H209ZM222 223H223V222H222ZM222 223H221V224H222ZM259 223H262V222H259ZM14 224H15V223L13 222L12 225H14ZM16 224H17V223H16ZM46 224H47V223H46ZM75 224H76V222H75ZM75 224H74V225H75ZM100 224H101V223H100ZM130 224H131V222H130ZM136 224H138V223H136ZM253 224H254V223H253ZM6 225H7V224H6ZM6 225H5V226H6ZM12 225H11V226H12ZM36 225H37V224H36ZM49 225H50V224H49ZM78 225H79V224H78ZM223 225H224V224H223ZM255 225H256V224H255ZM8 226H9V225H8ZM50 226H51V225H50ZM52 226H53V225H52ZM52 226H51V227H52ZM60 226H61V225H60ZM76 226H77V225H76ZM80 226H81V225H80ZM80 226H79L78 228H80ZM106 226H107V225H106ZM132 226H133V225H132ZM132 226H129V227H132ZM136 226H138V225H136ZM251 226H254V225H251ZM259 226H260V225H259ZM261 226H262V225H261ZM1 227H2V226H1ZM6 227H7V226H6ZM25 227H26V226H25ZM53 227H54V226H53ZM101 227H100V228H101ZM116 227H117V226H116ZM10 228H11V227H9V229H10ZM14 228H16V227L14 226ZM18 228H19V227H18ZM18 228H17V229H18ZM20 228H21V226H20ZM20 228H19L18 230H21ZM49 228H50V227H49ZM55 228H56V227H55ZM97 228H99V227H97ZM249 228H250V227H249ZM0 229H2V228H0ZM3 229H4V227H3ZM6 229L8 230V228H6ZM17 229H16V230H17ZM65 229H66V228H65ZM75 229H76V228H75V226H74V229H73L74 232L77 230V229H76V230H75ZM95 229H96V228H95ZM108 229H109V228H108ZM108 229H107V231H108ZM131 229H132V228H131ZM136 229H138V228H135V231H136ZM252 229L255 230V229H257V228L254 227V228H252ZM261 229H263V228H261ZM10 230H11V229H10ZM16 230H15V231H16ZM23 230H25V229H23ZM50 230H51V228H50ZM53 230H55V229H53ZM56 230H57V228H56ZM80 230H81V228H80ZM89 230H91V229H89ZM92 230H94V229H92ZM100 230H103V228H101ZM109 230H110V229H109ZM117 230H118V228H117ZM128 230H129V229H128ZM263 230H264V229H263ZM8 231H9V230H8ZM8 231H7V233H8ZM11 231L13 232V230H11ZM25 231H26V230H25ZM28 231H29V230H28ZM78 231H79V230H78ZM87 231H88V230H87ZM95 231H96V230H95ZM97 231H98V230H97ZM105 231H106V230H105ZM114 231H116V230H113V232H114ZM131 231H132V230H130V232H131ZM258 231H259V230H258ZM0 232H1V230H0ZM3 232L5 233V231H3ZM3 232H2V233H3ZM17 232H19V231H17ZM21 232H23V231H20V232H19V235H20ZM98 232H99V231H98ZM103 232H104V231H103ZM110 232H111V231H110ZM253 232H256V230L253 231ZM4 233H3V234H4ZM9 233H10V231H9ZM23 233H24V232H23ZM57 233H58V230H57ZM67 233H68V232H67ZM67 233L65 232V235H66ZM79 233H80V231H79ZM90 233H91V232H90ZM117 233L119 234V230L116 231V234H117ZM259 233H260V232H259ZM259 233H258V234H259ZM11 234H12V233H11ZM16 234H17V233H16ZM26 234H28V233H26ZM59 234H60V233H59ZM74 234H75V233H74ZM83 234H85V233H83ZM95 234H97V233H95ZM99 234H101V232H100ZM102 234H103V233H102ZM111 234H113V236H115L116 238H118L116 235H114V233H111ZM130 234H131V233H130ZM132 234H133V232H132ZM132 234H131V235H132ZM247 234L249 235V234H252V233L250 232V233H247ZM258 234H257V235H258ZM262 234H263V233H262ZM0 235H1V233H0ZM4 235H5V234H4ZM17 235H18V234H17ZM19 235H18V236H19ZM24 235H25V233H24ZM29 235H31V234H29ZM67 235H69V234H67ZM67 235H66L65 239L67 238ZM75 235H76V234H75ZM78 235H79V234H78ZM85 235L87 236V233H86ZM105 235H106V233H105ZM107 235H108V234H107ZM120 235H121V234H120ZM245 235H246V234H245ZM245 235H244V237H245ZM253 235H254V234H253ZM255 235H256V234H255ZM20 236H21V235H20ZM56 236H57V235H56ZM63 236H64V235H63ZM73 236H74V235H73ZM83 236H84V235H83ZM86 236H85V237H86ZM103 236H104V235H102V237H103ZM129 236H130V235H129ZM250 236H251V235H250ZM3 237H4V236H3ZM8 237H9V235H8ZM54 237H55V236H54ZM59 237H60V236H59ZM61 237H62V236H61ZM68 237H69V238H67V242L69 243L70 240H71V238H70V236H68ZM78 237H79V236H78ZM81 237H82V235H81ZM89 237L91 238V237H93V236H87V238H89ZM95 237L97 238L98 236L96 235ZM100 237H101V235H99V238H100ZM246 237H247V236H246ZM261 237H262V235H261ZM26 238H27V237H26ZM99 238H98V239H99ZM111 238H112V237H111ZM113 238H114V237H113ZM113 238H112V239H113ZM137 238H138V237H137ZM248 238H249V237H248ZM251 238H252V237H251ZM253 238H254V237H253ZM2 239H4V238H2ZM69 239H70V240H69ZM76 239H77V236H76ZM79 239H80V240H79V241L77 240V241L80 243V242H81V238H79ZM118 239H119V238H118ZM118 239H116V241H118ZM120 239H122V238H120ZM249 239H250V238H249ZM254 239H255V238H254ZM258 239H259V237L256 239V243H257V240H258ZM260 239H261V238H260ZM62 240H63V238H62ZM68 240H69V241H68ZM72 240H73V239H72ZM85 240H86V239L84 238V240H82V242H83V241L85 242ZM96 240H97V239H96ZM107 240H108V239H107ZM129 240H131V239L129 238ZM134 240H135V238H134ZM140 240H141V239H140ZM262 240H263V239H262ZM51 241H52V240H51ZM94 241H95V240H94ZM100 241H101V244H102L104 240L102 241L101 238H100ZM114 241H115V239H114ZM119 241H120V240H119ZM251 241H252V240H251ZM4 242H5V241H4ZM8 242H9V241H8ZM11 242H12V240H11ZM58 242H59V240H58ZM58 242H57V244H58ZM86 242H87V241H86ZM98 242H99V241H98ZM258 242H259V241H258ZM260 242H261V240H260ZM260 242H259V243H260ZM262 242L264 243V240H263ZM262 242H261V243H262ZM63 243H64V242H63ZM75 243H76V242H75ZM79 243H78V245H79ZM112 243H113V242H112ZM112 243H111V244H112ZM118 243H119V242H118ZM125 243H126V242H125ZM127 243H128V242H127ZM133 243H134V242H133ZM1 244H2V243H1ZM5 244L7 245V244H10V243H5ZM53 244H54V243H53ZM61 244H62V243H61ZM104 244H105V243H104ZM104 244H103V245H104ZM115 244H116V245H110V247H111V246L113 247V253H112V252H108V251H106V253L108 252L109 254H110V253L114 254V250H115V249L117 250V248H116L115 246H118V245L122 244V242H120L119 244H117V243H115ZM130 244H131V241H130ZM130 244H129V245H130ZM134 244H135V243H134ZM257 244H258V243H257ZM16 245H17V244H16ZM59 245H60V244H59ZM93 245H94V244H93ZM96 245H97V244H95L94 246H96ZM107 245L109 246L108 243H107ZM123 245L126 246V248H127V245H126V244H122L121 246H123ZM132 245H133V244H132ZM262 245H264V244H262ZM1 246L5 247L4 245H1ZM48 246H49V245H48ZM64 246H65V245H64ZM69 246H70V245L68 244V247H69ZM97 246H99V245H97ZM104 246H105V245H104ZM108 246H106V247H108ZM121 246H119V247H121ZM136 246H137V245H136ZM260 246H261V244H260ZM3 247H2V248H3ZM10 247H11V245H10ZM26 247H27V245H26ZM31 247H32V246H31ZM35 247H37V246H35ZM56 247H57V246H56ZM74 247H75V249H76V246H74ZM87 247H88V246H87ZM112 247H111V248H112ZM133 247H134V246H133ZM5 248H6V247H5ZM8 248H9V247H8ZM11 248H12V247H11ZM14 248H15V247H14ZM17 248H18V247H16V249H17ZM19 248H20V246H19ZM69 248H70V247H69ZM69 248H68V249H69ZM83 248H84V247H83ZM111 248H110V249H111ZM121 248H122V247H121ZM121 248H120V249H121ZM0 249H1V248H0ZM30 249H31V248H29V250H28L27 252L31 251ZM122 249H124V248H122ZM127 249H128V248H127ZM133 249H135V250H133V252H135V251H136V247L133 248ZM261 249H262V248H261ZM4 250H5V249H4ZM26 250H27V249H26ZM104 250H105V249H104ZM106 250H107V249H106ZM108 250H109V249H108ZM6 251H7V250H6ZM16 251H17V250H16ZM19 251L21 252V249L18 250V252H17V254H19L18 257H20V254L22 253V252L20 253ZM110 251H112V250H110ZM121 251H122V250H121ZM124 251H125V250H124ZM124 251H123V252H124ZM127 251H128V250H127ZM0 252H2V250H1ZM10 252H11V251H10ZM35 252L38 253V249H37ZM35 252H34V253H35ZM42 252H43V251H42ZM71 252H72V251H71ZM71 252H70V253H71ZM80 252H81V251H80ZM96 252H97V249H96ZM123 252H122V253H123ZM129 252H130V251H129ZM141 252H142V251H141ZM3 253H4V251H3ZM8 253H9V252H8ZM8 253H7V255H8ZM11 253H14V252L12 251ZM11 253H10V254H11ZM78 253H79V252H78ZM126 253H127V252H126ZM135 253L137 254V251H136ZM22 254H23V253H22ZM22 254H21V255H22ZM26 254H27V253H26ZM29 254H30V253H29ZM98 254H100V253H98ZM117 254H118V253H117ZM147 254H148V253H147ZM40 255H41V254H40ZM67 255H68V253H67ZM104 255H105V254H104ZM119 255H120V254H119ZM129 255H130V254H129ZM131 255H133V253H132ZM131 255H130V256H131ZM9 256H10V258H12L11 255H9ZM31 256H32V255H31ZM48 256H51V255H48ZM68 256H70V255H68ZM96 256H97V255H96ZM121 256H122V255H121ZM123 256H124V255H123ZM125 256H126L125 258L128 257L127 255H125ZM25 257H26V256H25ZM40 257H41V256H40ZM60 257H61V256H60ZM71 257H72V256H71ZM108 257H109V256H108ZM140 257H142V256L140 255ZM1 258H3V257H1ZM4 258H5V257H4ZM7 258H8V257H7ZM10 258H8V259L10 260ZM13 258H14V257H13ZM23 258H24V257H23ZM31 258H32V257H31ZM34 258H35V256H34ZM36 258H37V259H35V260H38V259H39V257H36ZM61 258H62V257H61ZM72 258H73V257H72ZM83 258H84V256H83ZM128 258H129V257H128ZM134 258H135V256H134ZM137 258H138V256H137ZM142 258H143V257H142ZM42 259H43V258H42ZM84 259H85V258H84ZM130 259H132V258H130ZM1 260H3V259H1ZM5 260H6V259H4L3 261H5ZM19 260H20V259H19ZM31 260L34 261L33 259H31ZM62 260H63V259H62ZM68 260H69V259H68ZM98 260H99V259H98ZM106 260H107V257H106V259L104 260V263L106 262ZM121 260H122V258H121ZM123 260H124V258H123ZM14 261H15V260H14ZM21 261H22V260H21ZM27 261H29V260H27ZM32 261H30L29 263L32 264V263H33ZM73 261H74V260H73ZM78 261H79V260H78ZM85 261H86V259H85ZM111 261H112V260H111ZM114 261H115V259H114ZM118 261H119V260H117V262H118ZM129 261H130V260H129ZM137 261H138V260H136V262H137ZM17 262H18V261H17ZM31 262H32V263H31ZM37 262H40V260L37 261ZM37 262H36V263H37ZM47 262H48V261H47ZM83 262H84V261H83ZM120 262H121V261H120ZM134 262H135V260H134ZM134 262H133V263H134ZM193 262H194V261H193ZM25 263H26V262H25ZM27 263H28V262H27ZM75 263H77V262H75ZM79 263H80V262H79ZM102 263H103V262H102ZM112 263H113V262H112ZM126 263H128V261H126ZM137 263H138V262H137ZM195 263H196V262H195ZM2 264H4V262H3ZM5 264H7V263H5ZM8 264H11V263L9 262ZM12 264H14V263H12ZM16 264H18V263H16ZM42 264H43V262H42ZM44 264H45V263H44ZM52 264H53V263H52ZM62 264H63V263H62ZM69 264H70V263H69ZM72 264H74V262H72ZM77 264H78V263H77ZM100 264H101V263H100ZM108 264H109V263H108ZM122 264H123V263H122ZM124 264H125V262H124ZM128 264H129V263H128ZM130 264H131V263H130Z\"/></svg>", "mask_w": 264, "mask_h": 264}]
</instances>
